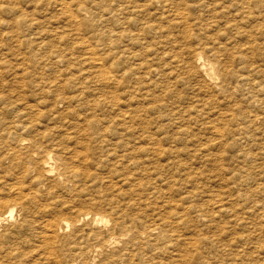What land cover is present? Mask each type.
<instances>
[{
	"label": "rangeland",
	"instance_id": "374dc122",
	"mask_svg": "<svg viewBox=\"0 0 264 264\" xmlns=\"http://www.w3.org/2000/svg\"><path fill=\"white\" fill-rule=\"evenodd\" d=\"M1 1L3 2V4L4 3H6V5L4 6L3 4L1 5ZM0 1V5H1V11H0V14H2V15H0V18H2V19H6L5 21L4 20H2V19H0V20H2V21H4V22H6L8 19V21L9 22H11V23H9L8 21V23L6 22V23H4V22H2V21H0V31H2V30H4V29H6V30H4V31H6V32H8L9 30H7L8 28L10 29V33H12V34H10V33H6V32H0V34L1 33H3V34H1L0 36V38L1 39H3V40H8L9 41V43H8V41L7 42H4L3 40L2 41H0V51H1V54L2 55H4V56H2L1 54H0V56L2 57V58H0V59H6L5 60V62H7L8 64L10 63V64H12V65H8V64H6V63H4L3 61H0V68L2 69V68H5V69H7L8 68V70H0V78H1V76H2V74H3V78H1V80H4V82H2L1 80H0V92L4 95H6L7 93H8V95H4V99H3V101H2V103H0V116L1 117H4L5 119H7L8 121H21V120H25V119H29V118H27V117H32V118H35L34 120H36L37 121V123H36V126L41 130L42 129V131H44L46 134H50V135H44L45 136V138H46V140H47V136H49V138H48V141H47V143L45 142L46 140H45V138H44V136L42 137L41 136V139H42V141L41 142H43L44 143V145H42V143H41V145L43 146V148H42V146H41V149L43 150V149H46L47 147V149H49V148H51V147H54L55 146V144H57V143H60V142H62V143H60L59 145L60 146H56L58 149L56 150V148H51V149H54L53 151L55 152L56 151V155L59 153V158L61 159V156H62V158H64V159H61L62 161L63 160H65V158H66V156H68V158H70V159H68V158H66L67 159V161H69V160H72L71 162L73 163V164H75V163H77L76 165H77V167H76V171L78 172V173H74L73 172V174H71V175H69L67 172H66V170H67V168H65V167H62V165H64L63 163L64 162H61V161H59V159H58V166H57V168H56V171L54 172V173H52V174H50L49 176H46V177H44V176H42V175H40V172H38L39 170V168L36 166L35 168H33L32 169V173L30 172V173H26V175H24L25 176V178H24V176H22L21 178L23 179V180H21V181H24L25 180V182L24 183H26L25 184V186H24V183L22 182L21 184L23 185V189L25 190V193L29 190V192H27V197H31L32 199L34 198V199H36V200H34V212L32 211V213H31V217L30 218H32L31 220H32V222H33V225H34V229H32V228H28V229H26V226L27 225H25V227H23V226H20L21 228H16V232H15V235L17 234L21 239H20V250L22 251V248H23V251L20 253V255L21 256H23V257H21V261L19 260V264H43L45 261L47 262H45L44 264H51V262L49 261V260H47V259H44V260H42L41 258H39L38 257V255H37V258H39V260L36 258V254H37V252H34V250L32 249V247L36 244H38L39 242H40V237H39V234H36V233H38V231L40 230L41 231V229L39 228L40 226H39V224H41L42 222L44 223V219H42L43 217L45 218V219H47V217H49V215H57V217L60 215V216H65V218L66 219H68V220H71L72 219V217L73 216H75V213H78V212H80V210L81 211H83V210H86V211H91V212H100V213H105V211H106V214L108 213V217H109V222L107 223V224H99V225H96V226H94V227H92L91 228V226H88L85 222H80L75 228H70L66 233H64V234H59V235H57L56 236V243H55V246L58 248V249H61L59 252H61V251H64V252H66L67 251V253L69 252L71 255H73V256H76L74 253L76 252V251H78V249L75 247V242H74V244H73V242H68V241H65V239L67 238L66 236L68 235H73L74 233H77L78 235H81L82 234V232H83V230H86L87 232H90L91 230L93 231V230H96L97 232H101V233H103L102 235H101V237H106V235L107 236H109L108 234H116L115 236H120L119 234L124 230L125 231V233H124V236H123V241H125L126 240V242H123V241H120L121 243L120 244H118V247L120 248V249H123V247H122V245H124L123 243H127V244H125L124 245V249L125 248H127V251H128V253H126L125 255H122V256H125L123 259L121 258V257H119L116 261H115V264H154V263H156V264H264V219L262 218V216L261 215H263L264 214V103H262V101L264 102V33H262V32H264V10H262V7L263 6H258V4H263L264 5V0H246L247 2H245L244 3V6H243V8H242V13L243 14H245L246 12H249V18L248 19H246V21L247 22H245V19H244V15L242 16V13L240 12V13H238V12H236V10H234L233 9V7L235 8V3H237V2H239L238 0H231V1H229V0H195L196 2H194V0H184V2L183 3H185L184 4V6H183V3H180V1L179 0H171V2H170V0H168V3L171 5V3H172V5H176V6H178L179 7V10L177 9V8H175L176 6H173V8L174 9H177V10H175V11H173L174 13L172 14L171 13V11H167L166 10V8L165 7H167V6H169V4L167 5V6H164V4L162 3V2H160L159 0L157 1V0H148V1H146V0H132V2H131V4H130V2H128L127 0H118V1H116V0H111V1H108V0H81V3H80V0H66V1H62V0H60L61 2H63V4L59 1V0H16V2L13 0H9V1H11V4H12V2L14 3V7H12L13 6V4L11 5V4H9L10 2L7 0H1ZM54 1V2H53ZM68 1V2H67ZM74 1H77V4H76V2H74ZM78 1H79V3H78ZM125 1V2H124ZM129 1H131V0H129ZM149 1H150V3H149ZM157 1V2H156ZM173 1V2H172ZM177 1V2H176ZM186 1H187V3H186ZM198 1V2H197ZM213 1V2H212ZM229 1V2H228ZM21 2H23V4H22V6H21ZM102 2V3H101ZM107 4H106V3ZM117 2V3H116ZM123 2V3H122ZM128 2V3H127ZM140 2H142V3H140ZM147 2V3H146ZM174 2H176V3H174ZM222 2H224L225 3V6H224V3H222ZM24 3H26V4H24ZM67 3V4H66ZM69 3V4H68ZM71 3V4H70ZM98 3V4H97ZM115 3V4H114ZM119 3V4H118ZM122 3V4H121ZM136 3H138V4H136ZM174 3V4H173ZM177 3H178V5H177ZM196 3V4H195ZM249 3V4H248ZM18 4H20V6L18 5ZM62 4V5H61ZM80 4V5H79ZM90 4H94V5H90ZM106 4V5H105ZM117 4V5H116ZM128 4V5H127ZM132 4H134V5H132ZM141 4V5H140ZM153 4H155V5H153ZM161 4L164 6V8L161 6ZM181 4V5H180ZM248 4V5H247ZM11 5V6H10ZM18 5V6H17ZM26 5V6H25ZM30 5V6H29ZM33 5V7H31ZM61 5V6H60ZM65 5H67V6H65ZM76 5V6H75ZM81 5H82V7H81ZM83 5H85V7H83ZM96 5H97V7H96ZM119 5V6H118ZM121 5V6H120ZM130 5V6H129ZM137 5V6H136ZM145 6V8H143L144 6ZM146 5L148 6V7H146ZM151 5V6H150ZM209 7H208V6ZM226 5L227 6H229V7H227L226 8ZM8 6H10V8H8ZM64 6H65V8H64ZM72 6V7H71ZM102 6V7H101ZM125 6H127V7H125ZM141 6H142V8H141ZM153 6H155V8L153 7ZM158 6V7H157ZM159 6H160V8H159ZM180 6H182V7H180ZM198 6H200V7H198ZM223 6V7H222ZM7 8V9H4V8ZM63 11L62 13H61V10L59 9V8ZM67 7V8H66ZM69 7V8H68ZM87 7H90V8H87ZM94 7V8H93ZM113 7V8H112ZM121 7V8H120ZM162 7V8H161ZM213 7V8H212ZM252 7V9H250ZM16 8H18V9H16ZM22 9V8H24L25 10H27V11H29V15L28 14H26V12L27 11H25L24 9H22V10H20V9ZM27 8V9H26ZM62 8H64V10L62 9ZM72 8H74V9H72ZM104 8V9H103ZM130 8V12L131 13H129V11L127 10V9H129ZM141 8V9H140ZM148 8H149V10H148ZM153 8V9H152ZM170 8V7H169ZM196 8V9H195ZM211 8H212V10H211ZM244 8H245V10H244ZM250 10H249V9ZM14 9H16L15 11H14ZM66 9V10H65ZM77 9V10H76ZM91 9H93V10H91ZM125 11H124V10ZM132 9V10H131ZM143 9H147V10H143ZM155 9H157V10H155ZM159 9H162V11L161 10H159ZM199 9V10H198ZM213 9L215 10L214 12H213ZM229 9H230V11H229ZM238 9H240V8H238ZM10 12H8V11ZM12 10V11H11ZM20 10V11H19ZM24 10V11H23ZM33 10H36V11H33ZM59 10V11H58ZM73 10L75 11V12H73ZM98 12V15H101V16H98V15H96L97 14V12ZM116 10V11H115ZM139 11V12H135V11ZM153 10H154V12H153ZM9 13L10 15H7V13ZM14 11V12H13ZM67 11H68V13H70L69 15H68V13H67ZM70 11H72V13L70 12ZM77 11V12H76ZM85 13H84V12ZM88 12V14H87V12ZM101 11V12H100ZM105 11V12H104ZM110 11V12H109ZM119 11V12H118ZM121 11V12H120ZM124 11V12H123ZM141 11L143 12V14L141 13ZM152 12V13H150V12ZM158 11H160V13H161V16H160V13L158 12ZM178 11H179V13H178ZM183 13H185V14H183ZM188 11H189V14H188ZM252 11V12H251ZM254 11V12H253ZM1 12H3V13H1ZM17 12V13H16ZM21 12L22 13H25L24 15L23 14H21ZM31 12V13H30ZM65 12V13H64ZM92 14H90V13ZM95 12H96V14H95ZM103 12V13H102ZM112 12V13H111ZM116 12H118V13H116ZM123 12V13H122ZM128 12V13H127ZM146 12H148L147 14H146ZM168 12H170V13H168ZM191 12V13H190ZM212 12V13H211ZM230 12H232V14L230 13ZM74 13V14H73ZM78 13V14H77ZM83 13V14H82ZM101 13V14H100ZM113 14V15H111V14ZM126 13V14H125ZM137 13V14H136ZM138 13L140 14H142V15H144L145 16V18H144V16H143V18L141 17V14H140V16L138 15ZM182 13V14H181ZM192 13H194V14H192ZM263 13V14H262ZM14 14V15H13ZM19 14H21V16H25L26 15V17H21L20 18V15ZM31 14H33V16L31 15ZM35 14V15H34ZM64 14V15H63ZM65 14H67V15H65ZM75 14H77L76 16H74ZM82 14V15H81ZM94 14V15H93ZM121 16H120V15ZM130 16H129V15ZM146 14V15H145ZM154 14H156L155 16H154ZM159 14V15H158ZM165 14V15H164ZM177 14V16H175ZM186 14H187V16H186ZM199 14V15H198ZM235 14V15H234ZM237 14H239V15H237ZM258 14V15H257ZM17 15H19L17 18L15 17V16H17ZM40 15H42V16H40ZM89 15V16H88ZM96 15V16H95ZM126 16V18H124L125 16ZM172 15V16H171ZM174 15V16H173ZM182 15V16H181ZM184 15V16H183ZM194 15V16H193ZM214 16V17H212V16ZM230 15H232V19H231V16ZM235 17H234V16ZM255 15V16H254ZM6 16V17H5ZM28 16H30V17H28ZM67 16V17H66ZM69 16V17H68ZM70 16H72V17H70ZM85 16V17H84ZM87 16H88V18H87ZM128 16V17H127ZM132 16V17H131ZM136 18H134V17ZM147 16V17H146ZM158 16H160V17H158ZM165 16L167 17L166 19H168V21L165 19ZM186 16V17H185ZM190 16V17H189ZM204 16L206 17V18H204ZM228 16V17H227ZM238 16V17H237ZM4 17V18H3ZM11 17V18H10ZM13 17V18H12ZM31 17H33L32 19H31ZM36 17H37V19H36ZM38 17H40V18H38ZM73 17H75V18H73ZM83 17V18H82ZM91 17H93V19L91 18ZM103 17V18H102ZM106 17H108L107 19H105ZM113 17V18H112ZM116 17V18H115ZM118 17V18H117ZM154 17V18H153ZM184 17V18H183ZM195 19H194V18ZM215 17H217V21H216V19H215ZM222 17V18H221ZM234 17V18H233ZM257 17V18H256ZM23 18V19H22ZM28 18H30V20L28 19ZM36 20H35V19ZM46 18V19H45ZM66 18V19H65ZM70 18V19H69ZM76 18H81L80 19V22H79V19L77 20ZM91 18V19H90ZM97 18H99V20H100V22H102V23H100L99 22V20H97ZM102 18V19H101ZM113 20H112V19ZM122 18H124V19H122ZM130 18H133V21H137V22H134L133 23V21H132V19H130ZM146 18H147V20H146ZM171 18V19H170ZM178 20H177V19ZM187 18V19H186ZM199 18V19H198ZM208 18V19H207ZM212 18V19H211ZM225 18H226V21H224L223 22V20H225ZM15 19V21H16V23L18 24V22H19V24H18V26H17V24L16 23H14L13 22V20ZM25 19V20H24ZM26 19H27V21H26ZM42 19H44V20H42ZM75 19V20H74ZM88 19V20H87ZM103 19H105L104 21H103ZM109 19V20H108ZM118 19H120V20H118ZM143 19H145V21L143 20ZM152 20V22H151V20ZM160 19V20H159ZM182 20V21H180V20ZM183 19H184V22H183ZM189 20V21H186V20ZM194 19V20H193ZM203 19H205V20H203ZM209 19H211V20H209ZM230 19V20H229ZM234 19V20H233ZM237 19V20H236ZM242 19V20H241ZM244 19V20H243ZM19 20H24L25 21V24H24V21H22V23H23V26H21L22 25V23H21V21H19ZM29 20V21H28ZM33 20H34V22H33ZM42 20V22L44 23V24H42V22H40ZM63 20H64V23H63ZM71 20V21H70ZM86 20V21H85ZM92 20V21H91ZM118 20V21H117ZM125 20V21H124ZM131 20V21H130ZM138 20L139 21H141V24H142V27L140 26L141 24H140V22L138 23ZM159 20V21H158ZM169 20H171V23H170V21ZM229 20V21H228ZM253 20V21H252ZM259 20H261V21H259ZM35 21H37L39 24H41L40 25V27H39V24H37ZM69 21L71 22V23H69ZM97 21L99 22V24L97 23ZM110 21V22H109ZM111 21H112V23H114V21H116V23H114V24H112L111 23ZM119 21H120V23H119ZM150 21V22H149ZM167 21V22H166ZM192 23H191V22ZM216 21V22H215ZM228 21V22H227ZM231 21V22H230ZM234 22V24H233V22ZM254 21H256V22H254ZM29 22V23H28ZM68 22V23H67ZM72 22L73 23H75V24H73L72 25ZM79 22V23H78ZM85 22H87V24H85ZM91 22V23H90ZM94 22H96V24L94 23ZM107 22H109V23H107ZM130 23V25H128V23ZM146 24H145V23ZM150 24V25H152L153 24V22H154V24L152 25V26H147V25H149L148 23ZM158 23V25H157V23ZM180 22L182 23V24H180ZM230 22V23H229ZM238 23V25L241 23V26H239L240 27V30L242 29L243 30V28H247V27H249L248 28V30L250 31H247L246 29H244V30H246L245 32H243V33H241V35H243V36H241V35H238L237 34V32H234V31H236V29H237V23ZM260 24H259V23ZM4 23V24H3ZM20 23H21V25H20ZM27 23V24H26ZM31 23V24H30ZM62 23V24H61ZM65 23H66V25H65ZM132 23V24H131ZM139 25H138V24ZM191 23V25H189V24ZM207 23V24H206ZM209 23V24H208ZM217 23V24H216ZM236 23V24H235ZM245 23L248 25H245ZM249 23V24H248ZM255 23H256V25L258 26H256L255 25ZM263 25H262V24ZM16 24V25H15ZM36 24V26H38V27H36V26H34ZM68 24V25H67ZM72 26H71V25ZM77 24V25H76ZM78 24H80V27H78L79 25ZM98 24V26H96ZM108 24V25H107ZM168 24V25H167ZM170 24V25H169ZM184 24V25H183ZM187 24V25H186ZM195 24V25H194ZM218 24H221V25H224V26H218ZM251 24V25H250ZM254 24V26H252ZM6 25V26H5ZM11 25V26H10ZM21 27H20V26ZM27 25V26H26ZM29 25V26H28ZM54 25H56L55 27H53ZM58 25H60V26H58ZM61 25H65L64 26V28H62L63 26H61ZM95 25V26H94ZM134 25V26H133ZM138 26V28H137V26ZM157 25V26H156ZM209 25V26H208ZM231 25V26H230ZM236 27H234V26ZM260 25V26H259ZM4 28H3V27ZM9 26V27H8ZM24 26L26 27V28H24ZM52 26V27H51ZM71 26V27H70ZM85 26V27H84ZM88 28H87V27ZM105 26V27H104ZM107 26V27H106ZM113 26V27H112ZM154 26L156 27L155 29H154ZM164 26H167V27H164ZM188 26V27H187ZM189 26H191V27H189ZM243 26V27H242ZM16 28L17 30H18V34H17V30H16V33H15V30H14V28ZM19 27V28H18ZM29 27H31V28H29ZM50 27V28H49ZM68 27H70V28H68ZM77 27V28H76ZM83 27V28H82ZM91 27V28H90ZM95 27V30L93 29ZM101 29H100V28ZM102 27H104L103 29H102ZM109 27V28H108ZM141 27V29H140V31L139 30H137V29H139ZM146 27H148V28H146ZM153 27V28H152ZM188 29H187V28ZM205 29H204V28ZM223 27H224V29H223ZM233 27H234V29H233ZM255 29H254V28ZM257 27V28H256ZM13 28V29H12ZM32 28H34V30L32 29ZM35 28H36V31H35ZM40 28V29H39ZM43 28V30H44V33H45V35L46 36H44V34L41 32V33H38L39 31H43V30H41ZM45 28V29H44ZM48 28V29H47ZM52 28V29H51ZM65 28H68V30L66 29L65 30ZM111 28H112V30H111ZM114 28H115V30H114ZM134 29V31H133V29ZM150 28V29H149ZM151 28H152V30H151ZM157 28H159V30L157 29ZM166 28V29H165ZM200 28V30H198ZM253 28V29H252ZM24 29V30H23ZM26 29V30H25ZM50 29V30H49ZM56 29V30H55ZM61 29V30H60ZM64 29V30H63ZM78 29V30H77ZM93 31H92V30ZM108 29V30H107ZM119 29H120V31H119ZM123 29V30H122ZM153 29H154V31H153ZM183 29H186L185 31H183ZM191 29H193V30H191ZM233 29V30H232ZM251 29V30H250ZM31 30V31H30ZM32 30H33V32H32ZM37 30H38V32H37ZM53 31V33L54 34H50L49 32H51L52 33V31ZM63 30V32H61ZM72 30V31H71ZM89 30V31H88ZM104 30H107L108 31V33H107V31H104ZM112 32H116V33H110L111 31ZM135 30H136V32H135ZM145 30V31H144ZM149 30V31H148ZM166 30V31H165ZM188 30V31H187ZM255 30H257V31H255ZM14 31V32H13ZM27 31H29V32H27ZM35 31V32H34ZM58 31V32H57ZM94 31H97L96 33L94 32ZM101 31H103V32H101ZM110 31V32H109ZM127 31V32H126ZM130 31V32H129ZM141 31H142V33H141ZM153 31V32H152ZM168 31H169V34H168ZM179 31L181 32V33H179ZM187 31V32H186ZM223 31H224V33H223ZM228 33H227V32ZM20 32H22V33H20ZM56 32V33H55ZM68 32V33H67ZM78 32H80V33H78ZM103 34H101V33ZM123 32V33H122ZM135 32V33H134ZM144 32V33H143ZM152 32V33H151ZM170 32H172V33H170ZM186 32V33H185ZM195 32V33H194ZM248 32L250 33V34H248ZM253 32V33H252ZM7 34V35H5V34ZM28 33V34H27ZM48 33V34H47ZM59 35H58V34ZM64 33V34H63ZM69 33L71 34V35H69ZM78 34L77 36H76V34ZM92 33H94L93 34V36H92ZM124 33H126V34H124ZM127 33H129V34H127ZM141 33V34H140ZM147 33V35H145ZM167 33V34H166ZM185 33V34H184ZM236 33V34H235ZM245 33V34H244ZM17 34V39H18V41H15V42H12L13 40H17V39H15L16 38V36L15 35ZM29 35V36H27V35ZM33 34V35H32ZM39 34V35H38ZM65 34H66V36H65ZM84 34H85V36H84ZM91 36H90V35ZM95 34H96V37H95ZM117 34V35H116ZM145 36H144V35ZM149 34V35H148ZM160 34V35H159ZM176 34V35H175ZM187 34V35H186ZM189 34H190V36H189ZM11 37H10V36ZM21 35H22V37H21ZM42 35V36H41ZM50 35H51V38H50ZM53 35V36H52ZM63 35V36H62ZM100 35H102V36H100ZM109 35V36H108ZM115 35V36H114ZM118 35H120V36H118ZM127 35H128V37H127ZM139 35V36H138ZM140 35H142V36H140ZM151 35V36H150ZM157 35V36H156ZM162 35H164V36H162ZM173 35V36H172ZM184 35V36H183ZM218 35V36H217ZM9 36V37H8ZM15 36V37H14ZM24 36V37H23ZM33 36V37H32ZM35 36V37H34ZM55 36H57V38L55 37ZM61 36V37H60ZM65 36V37H64ZM69 36H71V37H73V38H69ZM76 36V37H75ZM87 36V37H86ZM97 36H99V37H97ZM122 36V37H121ZM130 36L132 37L131 39H130ZM137 38H136V37ZM153 36V37H152ZM160 36V37H159ZM168 36H169V38L170 39H168ZM187 36V37H186ZM199 36V37H198ZM217 36V37H216ZM248 36V37H247ZM254 36V37H253ZM7 37H8V39H7ZM14 37V38H13ZM21 37V38H20ZM37 37H38V39H37ZM40 37V38H39ZM43 37H45V38H43ZM47 37H49V39H47ZM52 37H55L54 38V40H53V38ZM68 37V38H67ZM82 37V38H81ZM86 37V38H85ZM100 37H102V39L101 40H99L100 39ZM105 37H106V39L107 40H105ZM113 37V38H112ZM117 37H118V39H117ZM135 37V38H134ZM145 37H147V38H145ZM162 37V38H161ZM245 37V38H244ZM250 37V38H249ZM27 38V39H26ZM43 38V39H42ZM60 38V39H59ZM65 38V39H64ZM80 40V41H78V39ZM81 38V39H80ZM85 38V39H84ZM112 38V39H111ZM123 38V39H122ZM151 38H153V39H151ZM158 38V39H157ZM161 38V39H160ZM168 39V42L166 41L167 39ZM190 38V39H189ZM201 38V39H200ZM247 38V40H245ZM21 39V40H20ZM29 39V40H28ZM35 39V40H34ZM43 41H42V40ZM44 39H46V41L48 40L49 41V43L51 42H56V43H53V46H52V44H50L49 45V43H48V41H47V44H46V41L44 40ZM51 39V40H50ZM55 39H57V40H55ZM70 39H71V41H70ZM83 39V40H82ZM109 39H110V41H109ZM114 39H116L117 41L116 42H113V40ZM123 41H121V40ZM125 39V40H124ZM133 39V40H132ZM134 39H136V40H134ZM147 39V40H146ZM198 39V40H197ZM20 40V41H19ZM23 40V41H22ZM32 40V41H31ZM53 40V41H52ZM105 40V41H104ZM152 40V41H151ZM156 40V41H155ZM163 40V41H162ZM27 41H29V43H28V45L26 46V42ZM34 41H38V42H36L39 46H37V44L34 42ZM45 41V42H44ZM72 41H73V44H75V45H73L72 44ZM76 41V42H75ZM101 41H103V42H101ZM107 41V42H106ZM109 41V42H108ZM115 41V40H114ZM157 41H158V43L160 42H162L161 44H157ZM164 41L166 42L165 44H164ZM247 41V42H246ZM249 41V42H248ZM2 42H4V43H2ZM17 42V43H16ZM18 42H20V43H18ZM24 42V43H23ZM33 42V43H32ZM43 42V43H42ZM87 42H89L88 44H87ZM91 42H93L92 43V45H91ZM101 42V43H100ZM156 42V43H155ZM8 43V44H7ZM21 43H22V45H21ZM35 43V44H34ZM57 43H59V44H57ZM65 43V44H64ZM69 43V44H68ZM78 43V44H77ZM79 43H81V44H79ZM82 43H84L83 45H82ZM108 43V46H106V44ZM112 43V44H111ZM116 43H117V45H116ZM120 43V44H119ZM250 43V44H249ZM5 44H6V46L7 47H9L10 46V48H11V50H10V48H9V51L11 52L12 51V49L14 48V47H16V48H14L13 49V51H12V54L11 53H9V51H8V48L5 46ZM10 44V45H9ZM11 44H13V45H11ZM17 46H16V45ZM31 44H33L34 46H36V47H34L33 45H31ZM45 44H46V46L48 47H46L45 48ZM54 44H55V46H54ZM67 44V45H66ZM94 44V45H93ZM102 44H103V47H102ZM105 44V45H104ZM109 44H110V46H109ZM122 44H124V45H122ZM163 44V45H162ZM24 45V47H21V46H23ZM44 45V46H43ZM56 45L58 46V47H56ZM64 48L65 46H67L68 47V49L65 47L64 49L61 47V46ZM64 45V46H63ZM79 45V46H78ZM84 45H85V48H84ZM87 45V46H86ZM13 46V47H12ZM26 46V47H25ZM31 47V49L29 48V47ZM73 46V47H72ZM81 46V47H80ZM92 46V47H91ZM95 46V48H96V50H95V48H93ZM104 46H106V47H108L109 49H111V50H109L108 48V51H107V49L104 47ZM116 46V47H115ZM125 46V47H124ZM205 46H207V47H205ZM213 47V48H211V47ZM5 47V49H2V48H4ZM38 47H41V49L40 48H38ZM53 47H56V48H53ZM72 47V48H71ZM92 49H91V48ZM100 47H102L103 49H101ZM118 47V48H117ZM222 47H224V48H222ZM24 48V49H23ZM42 48H44V50H45V52L44 51H42ZM51 48H53V49H51ZM63 50H62V49ZM203 48V49H202ZM226 48V49H225ZM16 49H21L20 50V53L18 54L17 52L19 51H17ZM26 49H28L29 50V52H28V50H26ZM68 50V54L69 53H71L70 55H68L67 54V50ZM75 50V51H72V50ZM76 49H77V51H76ZM80 49V50H79ZM85 49V50H84ZM94 49V50H93ZM99 49H101V50H99ZM113 49H114V51H113ZM148 49V50H147ZM193 49H195V50H198V51H201V52H203V54L206 56V58H209L210 59V57L212 58L213 56H212V54L213 55H217L216 57V59H217V62L215 63L216 64V70H218L219 72H220V75L218 74V80H217V82L215 83V84H212V83H210L211 84V86H210V84H208L205 80H204V78H202L203 77V75L202 74H200L199 72H197L196 71V69H195V67H193L194 66V64H192L193 63V59L194 58H191V56H192V52H190L191 50H193ZM2 50H4L3 51V53H2ZM31 50V51H30ZM36 50H37V52H38V54L37 55H35L37 52H36ZM39 50V51H38ZM57 50V51H56ZM61 50V51H60ZM89 50H91V51H89ZM103 50V51H102ZM116 50V51H115ZM144 50H147V51H145V52H143ZM213 50V51H212ZM219 50V51H218ZM223 51V56H222V53H220L221 51ZM25 51H26V56L29 54L30 55V53H31V55H30V57H28L27 56V58L26 57H23L24 55H22V53L23 54H25ZM33 51V52H32ZM35 51V52H34ZM40 51H42V52H40ZM51 51H53V52H51ZM54 51H56V52H54ZM59 51L60 52H62L63 53V55H64V53H66L64 56L62 55V53H60L61 54V56H60V54H58L59 53ZM71 51V52H70ZM86 51V52H85ZM95 51V52H94ZM96 51H97V53H96ZM100 51V52H99ZM103 53H102V52ZM125 51V52H124ZM150 51V52H149ZM154 51V52H153ZM156 51H158V52H156ZM218 51V52H217ZM48 52V53H47ZM49 52H51V53H49ZM77 52V53H76ZM80 52H84V53H80ZM105 52H107V54L108 55H106L105 54ZM109 52H111L110 53V56H109ZM114 52V53H113ZM205 52H206V54H205ZM228 52V54L226 55V53ZM10 55H9V54ZM14 53V54H13ZM46 53H47V55H46ZM75 53H76V55H75ZM86 53H89V54H86ZM91 53V54H90ZM94 53V54H93ZM121 53V54H120ZM155 53V54H154ZM157 53H159L158 55H157ZM190 53H191V55H190ZM215 53V54H214ZM217 53V54H216ZM9 56H8V55ZM32 54L33 55H35V56H33V58L31 57L32 56ZM41 54H43L44 56H46L45 58L43 57V55H41ZM52 54H54V55H52ZM87 56H86V55ZM97 54V55H96ZM142 54V55H141ZM15 55L17 56V58L15 57ZM18 55H19V57H18ZM21 55V56H20ZM55 55H56V57L57 56H59V57H61V58H63L64 60H62L61 62L59 61V62H55V59L54 58H56L55 57ZM82 55V56H81ZM93 57H92V56ZM96 55V56H95ZM101 57H100V56ZM103 55V56H102ZM106 55V56H105ZM115 55H116V57H115ZM149 56V58H148V56ZM153 55V56H152ZM221 55V56H220ZM6 56V58H4ZM12 56H14V57H12ZM41 57L43 60H40V62H39V60H38V58L39 57ZM51 56V57H50ZM66 56H67V58H66ZM68 56H70V60L71 61H69L68 60ZM76 56V57H75ZM79 56H80V58H79ZM90 56V57H89ZM99 56V57H98ZM107 56L108 57H111V58H108L107 59ZM135 56V57H134ZM147 56V57H146ZM8 57H10L11 59H10V61L12 62H10L9 61V58ZM20 57H21V59H23V60H20ZM23 57V58H22ZM38 57V58H37ZM47 57H49V58H47ZM86 57V58H85ZM92 57V58H91ZM106 57V58H105ZM114 57V58H113ZM161 57V58H160ZM187 57V58H186ZM224 57V58H223ZM34 58H36V59H34ZM84 58L85 59H87V63L89 62V64L90 65H88V64H84L85 63V60H84ZM88 58H90L89 60H88ZM95 59V61H94V59ZM98 60H97V59ZM146 58V59H145ZM159 58H160V61H159ZM164 58V59H163ZM184 58V59H183ZM188 58H190V59H188ZM219 58V59H218ZM15 59V60H14ZM30 61H29V60ZM32 59V60H31ZM51 59V60H50ZM68 60V61H65V60ZM75 59H76V62H75ZM80 59H83V60H80ZM93 59V60H92ZM105 59L106 60H108V61H105ZM110 59V60H109ZM161 59H163V60H161ZM186 59H188V60H186ZM225 59H227V61L225 60ZM18 60H20V61H18ZM25 60V61H24ZM38 60V61H37ZM47 60H48V62H47ZM52 60H54V62L56 63V65H55V63L54 64H51V63H53V61ZM144 60L145 61V63H143L142 61ZM221 60L223 61V62H221ZM22 61H24V62H22ZM27 61V62H26ZM31 61H33V62H31ZM51 61V62H50ZM63 61H65V62H63ZM73 61V62H72ZM80 61V62H79ZM84 61V62H83ZM92 61V62H91ZM99 61V63H97ZM139 61H141V64H140V62ZM158 61V62H157ZM182 61V62H181ZM187 61H188V64H187ZM226 61V62H225ZM28 62H30V63H28ZM38 62V63H37ZM43 62H44V64L46 65V67H45V65L43 64ZM83 63V65H82V63ZM101 62H102V64H103V67H102V64H101ZM148 62H150V63H148ZM221 62V63H220ZM19 63V64H18ZM21 63V64H20ZM23 63H28L27 65H23ZM32 63V64H31ZM35 64V66H34V64ZM49 63V64H48ZM65 63V64H64ZM71 63H72V65L73 66H71ZM80 63V64H79ZM108 63V64H107ZM131 63V64H130ZM139 63V64H138ZM158 63V64H157ZM179 63V64H178ZM187 65H186V64ZM224 63V64H223ZM228 63V64H227ZM14 64L17 66V64L19 65L17 68H19V69H15V67L16 66H14ZM31 64V65H30ZM38 64H39V66H38ZM47 64H48V66H51L52 68H53V70L49 67L48 68V66H47ZM64 64V65H63ZM75 64H76V66H75ZM101 64V65H100ZM136 64V65H135ZM138 64V65H137ZM2 65L4 66V67H2ZM7 65V66H6ZM20 65H22V66H26L25 68H27L29 71H31L32 69V74H33V72H34V74L36 73V71L37 72H39L40 70V73L42 74V75H40L39 73H37V75H39V77L37 76V75H32L29 71V75H30V77H29V75L28 74H25V73H23V71L24 70H22L24 67H22V66H20ZM37 65V66H36ZM41 65H42V67H41ZM54 65H55V67H54ZM61 65V66H60ZM65 65L66 66H71V67H73V68H69V67H65ZM82 67H81V66ZM86 65V66H85ZM93 65H95V67L93 66ZM98 65H99V67H98ZM108 65V66H107ZM146 65V66H145ZM153 67H152V66ZM180 65V66H179ZM192 65V66H191ZM229 65V66H228ZM9 66H10V68H9ZM13 66V67H12ZM32 66V67H31ZM33 66H34V68H33ZM63 66H64V68L66 69H64L63 68ZM79 66V67H78ZM111 66V67H110ZM112 66L114 67L113 69H111L112 68ZM132 66H133V69H132ZM136 68H135V67ZM140 68H138V67ZM143 66V67H142ZM145 66V67H144ZM159 66V67H158ZM187 66H191V68H188ZM223 66H225V67H223ZM12 67V68H11ZM38 67V68H37ZM40 67V68H39ZM45 67V68H44ZM59 67V68H58ZM86 67V68H85ZM90 67V68H89ZM107 67V68H106ZM111 69V70H109V68ZM149 67V68H148ZM183 67V68H182ZM184 67H187L188 69H184ZM221 67H223V68H221ZM42 68V69H41ZM43 68L44 69H46L45 71L43 70ZM58 70H57V69ZM62 68V69H61ZM104 69V71H103V69ZM107 70H106V69ZM148 69V71H149V74H147L148 73V71H147V69ZM155 68V69H154ZM231 68V69H230ZM13 69V70H12ZM22 71H21V70ZM35 69H37V70H35ZM50 69H51V71H50ZM54 69H55V71H54ZM64 69V70H63ZM70 69V70H69ZM72 69V70H71ZM82 71H81V70ZM87 69V70H86ZM90 69H92V70H90ZM97 69V70H96ZM143 69H144V71H145V69H146V71H145V73H144V71H143ZM158 69H160V70H158ZM181 69V70H180ZM182 69H183V71H182ZM224 69H225V71H224ZM11 70V71H10ZM21 72H19V71ZM64 71V72H66L67 70L69 71H67L66 73H64V72H62V71ZM89 70V71H88ZM116 72H115V71ZM134 72H133V71ZM135 70H137V71H135ZM140 72H139V71ZM190 70V71H189ZM7 71H9L7 74H6V72ZM13 71H15V72H13ZM47 71H48V73H47ZM59 71H61L62 73H64V74H62L61 72H59ZM84 71V72H83ZM96 71V72H95ZM101 71V72H100ZM106 71V72H105ZM109 71H110V73H109ZM112 71V72H111ZM158 71V72H157ZM160 71H163V72H160ZM185 71V73H182V72H184ZM187 71H188V73H187ZM193 71H195L196 72V74H195V72H193ZM12 72V73H11ZM43 72H45L44 74H43ZM51 72H54V73H51ZM59 72V73H58ZM73 73L74 75H75V77H76V75L77 74H79V73H84V74H79V75H77L79 78H76L75 80H77V79H79V81H78V83L77 84H81V85H84V86H78L77 84H76V86H68V87H70L69 89H67L66 88V91L67 92H71L72 91V87H76V88H74L73 89V92L74 93H78V92H80V90H83L84 88V90H86V91H82L84 94H81V96H80V94H78L79 96V98L77 97L76 98V103L74 104L73 103V105H79L78 107H80L81 106V103L83 102V101H85V99H87V97L88 98H90V97H93L94 96V99L95 98H97V100H102V102L100 101V103H101V106L99 107V109H96L95 111H94V113L95 112H98V114H97V116H100V119H102L101 121L102 122H100L99 123V128H102V129H99L98 130V132H97V129L98 128H96V126H97V124H96V126H95V128H90V131L89 130H87L88 131V135H90L89 136V138H87L88 137V135H87V137H86V139H85V141H86V145L88 146H86L85 145V143L84 144H81L82 145V147H80L81 145H79L78 143H76V141L74 142L73 141V138H75L74 140H76L77 138L76 137H73L72 139L70 138V137H68L67 136V134H71L72 136H77V135H75V133L73 132L72 133V130L71 129H68L67 127H64L65 125H60V122H59V120L58 119H54L53 117H54V113H55V111H57V112H63L62 111V109H63V107L65 106V104L64 103H60L59 101H56L55 102V98L56 97H54V99H52L53 100V102H51L52 100H51V98H53L52 96H55V93H57V91H55L54 90V92H52L51 90L54 88L55 89V86H54V84H52L51 83V79H53L54 78V76H56V75H61V76H56V78L58 77V79H54V81H55V83H56V81L57 80H62L63 81V79H65V77H66V74H67V77H68V75H69V73ZM79 72V73H78ZM88 74H87V73ZM97 72H98V74L100 73L101 75H102V73H103V75H105V76H103V77H101V75H100V77L101 78H99L98 76V74H97ZM126 74H125V73ZM128 72H131V73H128ZM135 72H136V74L137 75H139V78H136V74H135ZM166 72V73H165ZM169 72V73H168ZM194 74H193V73ZM222 72V73H221ZM252 72H253V74H252ZM2 73V74H1ZM15 73V74H14ZM21 75H23V76H21ZM58 73V74H57ZM92 73H93V75H92ZM105 73V74H104ZM116 73H117V75H116ZM119 73V74H118ZM139 73H141V74H139ZM158 73H160L159 75H158ZM187 73V74H186ZM223 73H225V74H223ZM8 74H10V75H8ZM14 74V75H13ZM16 74H18V75H16ZM54 76H53V75ZM86 74V75H85ZM92 76H91V75ZM96 74V75H95ZM112 74V75H111ZM115 74V75H114ZM128 74V75H127ZM142 74H144V75H142ZM161 74H165V76L164 75H161ZM166 74H168V75H166ZM185 74V75H184ZM193 74V75H192ZM223 74V75H222ZM6 75V76H5ZM14 76L13 78L15 79V78H17V79H15L16 80V82L14 81V79L11 77V76ZM15 75L17 76V77H15ZM19 75L21 76V77H19ZM28 75V76H27ZM48 75H49V77H50V80H49V77H48ZM51 75H52V77H51ZM87 75H90V76H87ZM108 75V76H107ZM111 75V76H110ZM130 75V76H129ZM131 75H133V77L131 76ZM140 75L143 77L144 76V78H140ZM147 75V76H146ZM156 75H158V76H156ZM171 75V76H170ZM183 76V77H181V76ZM188 75V76H187ZM196 77H195V76ZM202 75V76H201ZM222 75V76H221ZM225 75V76H224ZM230 75V76H229ZM249 75V76H248ZM9 76V77H8ZM26 76V77H25ZM33 76V77H32ZM41 76H42V78H41ZM48 78H47V77ZM86 76V77H85ZM96 76V77H95ZM112 76H116V77H112ZM119 76H121V77H119ZM123 76H125V77H123ZM149 76H150V78H149ZM162 76V77H161ZM164 76V77H163ZM168 76V77H167ZM184 76H186L187 77V79H186V77L184 78ZM192 76V77H191ZM193 76H194V79H193ZM220 76H221V79H220ZM244 76V77H243ZM257 76V77H256ZM259 76V77H258ZM5 77H6V79L8 78V80H6L5 79ZM11 77V78H10ZM25 78V79H27V80H24L23 78ZM63 77V78H62ZM82 77H84V78H82ZM88 77H91V78H88ZM96 78V80H95V78ZM158 77V78H157ZM177 77V78H176ZM179 77V78H178ZM191 77V78H190ZM222 77H224V78H222ZM242 77V78H241ZM250 77H252V78H250ZM10 78V79H9ZM30 78H31V80H30ZM39 78V79H38ZM47 80H46V79ZM88 78V79H87ZM98 78V79H97ZM103 78H104V80L105 81H102L103 80ZM119 78V79H118ZM124 80L123 82L125 83H123L122 82V79ZM128 78V79H127ZM135 78V79H134ZM156 78H157V80H156ZM171 79V81H173V82H171L170 80H165V79ZM173 78H175L176 80H174ZM190 78V79H189ZM197 78V79H196ZM198 78H200V79H198ZM229 78V79H228ZM235 78V79H234ZM248 78V80L246 81V79ZM250 78V79H249ZM256 78V79H255ZM12 79H13V81H12ZM20 79L23 81L22 83L24 84V82H25V84L23 85L22 83H21V85L20 84H17V83H20L21 81H20ZM42 79V80H41ZM87 79V80H86ZM111 81H109V80ZM118 79V80H117ZM127 79V80H126ZM129 79H134V80H129ZM143 79V80H142ZM150 79H151V82H150ZM153 79V80H152ZM158 79H160L161 80V82H160V80H158ZM177 79H179L178 81H177ZM224 79V80H223ZM234 79V80H233ZM252 79V80H251ZM258 79V80H257ZM17 80H19V81H17ZM31 81V82H29V81ZM37 80V81H36ZM40 80H41V82H40ZM44 80H45V83L44 84H40V85H42V87L40 86L39 87V83H42V82H44ZM89 80H94V81H92V84H91V81H89ZM97 80H99V82H97ZM115 80V81H114ZM142 80V81H141ZM147 80V81H146ZM154 80L156 81V83H154ZM183 82H182V81ZM185 80H186V82L187 83H184L185 82ZM188 80V81H187ZM198 80V81H197ZM202 80H204V81H202ZM222 80V81H221ZM232 81V83H234V84H232L231 83V81ZM242 80V81H241ZM244 80V81H243ZM255 80L257 81V84H256V82H255ZM9 81L11 82H14L13 83V86H14V84L16 83V85L14 86V89L12 90L11 89V91H13L15 94H13L9 89L10 88H8V87H11V86H8V85H10L11 83H9ZM26 81H28L27 82V85H28V87H27V85H26ZM39 81V82H38ZM47 81V82H46ZM48 81H49V83H50V85L48 86V85H46V84H49L48 83ZM86 81V82H85ZM101 81L102 82H104L105 84H108V85H105L104 83H102L101 84ZM117 81V82H116ZM127 81V82H126ZM136 83H135V82ZM143 82L142 84H141V82ZM153 81V82H152ZM170 81V82H169ZM181 81V82H180ZM192 81V82H191ZM194 81V82H193ZM235 81V82H234ZM254 81V83H252ZM34 82V83H33ZM79 82H81V83H79ZM90 82V83H89ZM95 82V83H94ZM119 82V83H118ZM120 82H121V84L123 83V85H121L120 84ZM158 82V83H157ZM169 83V84H163V83ZM176 82V83H175ZM201 82V83H200ZM219 82V83H218ZM242 84H241V83ZM262 82V83H261ZM4 83H6V84H4ZM38 83V84H37ZM84 83V84H83ZM94 83V84H93ZM130 83H132V84H130ZM140 83V84H139ZM146 83V87H145V84ZM153 83V84H152ZM161 83V84H160ZM171 83V84H170ZM196 83V84H195ZM205 83V84H204ZM207 83V84H206ZM224 83H226V84H224ZM228 83V84H227ZM240 83V84H239ZM244 83V84H243ZM246 83V84H245ZM250 83V84H249ZM36 84V85H35ZM87 84V85H86ZM89 84H91V85H89ZM96 84V85H95ZM100 84V85H99ZM103 84H104V86H103ZM115 84V85H114ZM118 84V85H117ZM120 84V85H119ZM127 84V85H126ZM129 84H130V86H129ZM136 84V85H135ZM151 84V85H150ZM157 84V85H156ZM179 84V85H178ZM184 84V85H183ZM186 84H187V88L185 87L186 86ZM192 84V85H191ZM194 84V85H193ZM223 84V85H222ZM254 84H255V86H254ZM12 85V84H11ZM17 85L19 86H25V87H22V89L23 90H20L21 89V87L19 86V87H17ZM31 85V86H30ZM44 85H45V87H44ZM91 87H89V86ZM92 85H95L96 87H97V85L98 86H100L99 88L97 87V89H95L96 87L95 86H93V88H92ZM117 85V86H116ZM139 87H138V86ZM140 85H142V87L140 86ZM144 85V86H143ZM147 85H148V87H147ZM160 85V86H159ZM173 85V86H172ZM175 85H177V87H175ZM201 86L200 87V89H199V87H197V86ZM203 85H204V88H202L203 87ZM217 85V86H216ZM222 85V86H221ZM224 85H225V87H224ZM228 85V86H227ZM230 85V86H229ZM245 85H246V87H245ZM249 85V86H248ZM260 85V86H259ZM35 86V87H34ZM51 86H53V87H51ZM81 87L80 89L78 88V87ZM106 86V87H105ZM134 86H136V88L135 89H137V90H133L134 89ZM153 86V87H152ZM154 86H156L157 88H155ZM163 86V87H162ZM165 86H167V88H164ZM181 86V87H180ZM182 86H184V87H182ZM214 86V87H213ZM220 86V87H219ZM241 86V87H240ZM262 86V87H261ZM30 87V88H29ZM31 87H32V89H31ZM43 87H44V89H45V92H44V90L42 91L41 90V92H40V90H39V88H42L43 89ZM84 87V88H83ZM104 87V88H103ZM116 87H118V88H116ZM122 87L124 88V89H122ZM128 87H130V92L128 91ZM138 87V88H137ZM144 87V88H143ZM163 89H162V88ZM172 87V88H171ZM205 87H208V88H205ZM239 87V88H238ZM245 87V88H244ZM250 87V88H249ZM255 87V88H254ZM4 88V89H3ZM8 88V89H7ZM12 88V87H11ZM15 88L17 89V88H19V90L17 91H15ZM30 90V92H29V90ZM33 88H36V90L35 89H33ZM47 88V89H46ZM49 88H51V89H49ZM89 88V89H88ZM127 88V89H126ZM143 88V90L141 91V89ZM150 89V90H148V89ZM152 88V89H151ZM154 88V89H153ZM178 88V89H177ZM210 88H212V89H210ZM217 88V89H216ZM224 90H222V89ZM231 88V89H230ZM259 88V89H258ZM6 89V90H5ZM26 89V90H25ZM38 89V90H37ZM75 89H76V91H75ZM77 89H79V90H77ZM91 89V90H90ZM105 89V90H104ZM126 89V90H125ZM140 89V90H139ZM145 89H147V90H145ZM156 89V90H155ZM161 89V90H160ZM176 89V90H175ZM181 89V90H180ZM184 89V90H183ZM192 89V90H191ZM195 89V90H194ZM209 89H210V91H209ZM236 89V90H235ZM241 89V90H240ZM28 90V91H27ZM48 90L51 92H49V95H51V96H49L48 95ZM93 90V91H92ZM99 90V91H98ZM107 90H108V92H107ZM112 90V91H111ZM115 90V92L113 93V91ZM153 90V92L151 93V91ZM158 90H160V91H162V92H160V91H158ZM169 90H171V91H173V93L172 92H170ZM188 90H189V92H188ZM190 90H191V92H190ZM205 90V92H206V90L207 91H209V92H207V93H205V92H203ZM221 92H220V91ZM8 91H10L11 93L9 94V92ZM20 91V92H19ZM22 91H25V93H23ZM32 91V92H31ZM34 91H36V92H34ZM91 91V92H90ZM95 91H97V92H95ZM109 91H111V93L109 92ZM116 91H118L120 94H118V92H116ZM125 91H128V94H127V92H125ZM131 91H133V92H131ZM134 91H136V92H134ZM137 91H140V92H137ZM143 91H145V92H143ZM147 91H149L150 92V94H149V92H147ZM168 92V93H166V92ZM176 91H178V92H176ZM193 91H195V92H193ZM200 91H202V92H200ZM215 92V93H213V95H212V92ZM225 91H226V94H225ZM242 91V92H241ZM255 91H257V92H255ZM263 91V92H262ZM6 92V93H5ZM17 92H19V93H17ZM33 92L35 93V96L33 95L32 96V94H33ZM103 92H106V94L105 93H103ZM125 92V93H124ZM165 92V93H164ZM174 92H176V93H174ZM179 92H180V94H179ZM186 92H188V93H186ZM230 92V93H229ZM244 92V93H243ZM262 94H261V93ZM17 93V94H16ZM27 93V96H25V94ZM28 93H30V94H28ZM41 93V94H40ZM53 93V94H52ZM88 93L89 94H92V95H90V96H87L88 95ZM95 93V94H94ZM100 93H102L103 94V96H102V94H100ZM108 93V94H107ZM110 93V94H109ZM116 93V94H115ZM149 96H145L146 94ZM160 93H162V95L160 94ZM170 93H172L173 95H171ZM187 94V95H185L184 96V94ZM194 93V94H193ZM216 93H218V95L216 94ZM222 93H224V94H222ZM240 95V97H239V95ZM242 93V94H241ZM260 93V94H259ZM11 94L12 95H14V96H11ZM19 94V95H18ZM22 94V96L24 97V100H23V97L21 98V95ZM45 94V95H44ZM68 94V93H67ZM71 94H73V93H71ZM118 94V95H117ZM136 94H138V95H140V96H138V95H136L137 96V98L135 99V95ZM145 94V95H144ZM156 94V95H155ZM167 94V95H166ZM175 94V95H174ZM191 94V95H190ZM201 94V95H200ZM251 94H252V97H251ZM256 94V95H255ZM258 94V95H257ZM30 97H29V96ZM41 95V96H40ZM83 95V96H82ZM98 95V96H97ZM106 95H108V96H106ZM121 95H124L123 97H120ZM126 95V96H125ZM133 95V96H132ZM145 96V97H143V96ZM151 95V96H150ZM154 96V98H153V96ZM159 95H161L162 97H160ZM169 95V96H168ZM193 95V96H192ZM196 95V96H195ZM203 95V96H202ZM210 95H212V96H210ZM222 95V96H221ZM226 95H229V96H231L232 95V98L231 97H224V96H226ZM236 96V97H233V96ZM19 97V99H17L18 97ZM47 96V97H46ZM85 96H87V97H85ZM96 96V97H95ZM103 97V98H101V97ZM110 96V97H109ZM114 96V97H113ZM115 96H116V98H115ZM128 96H129V100L131 101V103H130V101H128L127 100V98H128ZM157 96V97H156ZM168 96V97H167ZM179 96V98L178 99H176L177 97ZM189 96V97H188ZM199 96H200V98H199ZM201 96H202V99H201ZM208 96H210L209 98H211V99H213V102H212V100H211V102H212V104H211V102H210V100L207 98ZM214 96V97H213ZM10 97V98H9ZM13 97V98H12ZM17 97V98H16ZM32 97H34L33 99H29V98H32ZM37 97H39L41 100V102H39L38 100H36V98ZM44 97H45V99H44ZM49 97V98H48ZM84 97V100H82V98ZM99 97V98H98ZM125 97V98H124ZM132 97H134V98H132ZM156 97V98H155ZM158 97H160V98H158ZM176 97V98H175ZM193 97V98H192ZM195 97V98H194ZM207 98V100L205 99V98ZM244 97V98H243ZM249 97H251V98H249ZM256 97V98H255ZM261 99H260V98ZM39 98H37V99H39ZM47 98V99H46ZM106 98V99H105ZM131 98H132V100H131ZM141 98H143V99H141ZM146 100H145V99ZM151 98V99H150ZM162 98V99H161ZM174 98V99H173ZM187 98V99H186ZM216 100H215V99ZM219 98V99H218ZM229 98V99H228ZM235 98V99H234ZM246 98V99H245ZM21 99V100H20ZM43 99H44V101H43ZM49 99V100H48ZM81 100V101H79V100ZM104 99V100H103ZM108 99V100H107ZM124 99V100H123ZM126 99V100H125ZM150 99V100H149ZM162 100V102H161V100ZM173 100V102H175V103H172V100ZM175 99H176V101H175ZM182 99H183V101H182ZM186 99V100H185ZM204 99V101H202ZM221 99V100H220ZM8 100H9V102H8ZM13 100V101H12ZM14 100H15V102H14ZM20 102H19V101ZM33 100H34V102H33ZM35 100H36V103H38L39 105L42 103V105H41V107H39V105L38 104H36L37 106H38V108H37V106L35 105ZM45 100L47 101V102H45ZM51 100V101H50ZM118 100H120V102H118V103H114V102H116V101H118ZM134 100H136V101H134ZM137 100H138V102H137ZM145 100V101H144ZM156 102L155 104H154V102ZM164 100V101H163ZM178 100V101H177ZM187 100H188V102H189V104H188V102H187ZM197 100V101H196ZM205 100H206V102H205ZM220 100V101H219ZM225 101V102H223V101ZM245 100H248V101H245ZM7 101V102H6ZM23 101V102H22ZM38 101V102H37ZM48 101H50V104H48L49 102ZM78 101V102H77ZM108 101V102H107ZM113 101V102H112ZM123 101V102H122ZM134 101V102H133ZM143 101V102H142ZM179 101H180V103H179ZM193 103H192V102ZM201 101V102H200ZM217 101V102H216ZM253 101H254V103H253ZM260 101H261V103H260ZM17 102V103H16ZM44 102V103H43ZM79 102H81V103H79ZM105 102V103H104ZM112 102V103H111ZM137 104H136V103ZM139 102H140V104L141 105H139L138 106V104H139ZM142 102V103H141ZM148 102V103H147ZM149 102L151 103V105H147V104H149ZM157 102H159V103H157ZM177 102H178V104H177ZM183 102V103H182ZM196 102V103H195ZM203 102V103H202ZM204 102H205V104H204ZM209 102V103H208ZM222 102H223V106H222ZM229 103V104H227V103ZM3 103H4V105H3ZM18 103H20V106H18L19 104ZM26 103V104H25ZM54 103V104H53ZM56 103V104H55ZM107 103L110 105V103H111V105L109 106V105H107ZM123 103H124V105H123ZM134 103V104H133ZM145 103H147V104H145ZM153 103V104H152ZM161 103V104H160ZM214 103H215V105H214ZM216 103H218V104H216ZM23 104L25 105V107L23 108ZM48 105V107H49V105H50V107L48 108L47 107V105H46V108L44 107V105ZM103 104H105V105H103ZM127 104V105H126ZM142 104L144 105H147V107H149V108H145L144 106H142ZM168 104V105H167ZM184 104V105H183ZM186 104L188 105L187 107H186ZM192 104H193V106H195V104H196V108L198 109V111H197V109L195 108V107H193L192 106ZM197 104H198V106L199 107H197ZM219 104L221 105V107L219 106ZM236 104H239V105H236ZM263 104V105H262ZM26 105H27V107H26ZM34 105H35V109H33L34 108ZM64 105V106H63ZM120 105V106H119ZM123 105V106H122ZM127 107H126V106ZM133 105H136L135 107H133ZM158 105H162L161 107L159 106L158 107ZM164 105H167V107L165 106L164 107ZM176 105V106H175ZM178 105H180L179 106V108H178ZM182 105V106H181ZM205 105V106H204ZM208 105V106H207ZM211 105V106H210ZM214 105V106H213ZM217 105V106H216ZM251 105V106H250ZM258 105V106H257ZM56 108H55V107ZM104 106V107H103ZM119 106V107H118ZM238 106H240V107H238ZM256 106V107H255ZM7 107H9V108H7ZM18 107V108H17ZM45 108L44 110L43 109H41V108ZM52 107V108H51ZM54 107V108H53ZM57 107H59V108H57ZM77 107V106H76ZM102 107V108H101ZM110 107H111V109H110ZM124 107H126V110L124 109ZM140 107V108H139ZM142 107V108H141ZM153 107H155V109L153 108ZM171 108V110H169V108ZM182 107V108H181ZM188 109H186V108ZM190 107V108H189ZM192 107V108H191ZM208 107V108H207ZM214 109V108H216L217 109V107L219 108V109H217V111H216V109H214V111L212 112V108ZM243 107V108H242ZM250 107V108H249ZM253 107H255V108H253ZM3 108H4V110H3ZM6 108V109H5ZM30 108H31V111H33L34 110V112H31L30 111ZM36 108L38 109V110H36ZM113 108V109H112ZM128 108V109H127ZM153 108V109H152ZM162 109V111L161 110H159L158 111V109ZM164 108H166L165 110H164ZM180 109V111L178 110V109ZM204 108V109H203ZM241 108V109H240ZM25 110L24 111V113H23V110ZM27 109H29L28 110V112L26 111ZM52 110V112L50 113V110ZM54 109V110H53ZM56 109V110H55ZM60 110V111H58V110ZM83 109V108H82ZM81 109V110H82ZM104 109H105V111H104ZM109 109V110H108ZM119 109V110H118ZM121 109V110H120ZM149 110V112H148V110ZM169 111H168V110ZM173 109V110H172ZM177 109V110H176ZM183 109H185V110H183ZM190 109V110H189ZM202 110V112H200V113H198L199 111H201ZM221 109V110H220ZM226 109V110H225ZM6 110V111H5ZM19 110V111H18ZM41 110V111H40ZM43 110V111H42ZM46 110L47 111H49V116H47L48 115V113L47 114H44V113H46ZM85 112L87 111V109H83ZM113 110H115V111H118L117 113L115 112V111H113ZM123 110V111H122ZM130 110V111H129ZM147 110V111H146ZM154 110V111H153ZM167 110V111H166ZM174 110H175V112L176 113H174ZM193 110V111H192ZM203 110H205V113H204V111ZM211 110V111H210ZM223 110V112H221ZM241 110V111H240ZM245 112H244V111ZM257 111L256 113H255V111ZM36 111V112H35ZM38 111V112H37ZM66 111V110H65ZM84 111H82V112H84ZM101 111V113L99 114V112ZM106 111H109V113L108 112H106ZM125 111V112H124ZM133 111V112H132ZM140 111V112H139ZM142 111V112H141ZM163 111H164V114H165V117H163L164 116V114H163ZM171 111V112H170ZM262 111V112H261ZM31 112V113H30ZM39 112H40V116H42V118L39 116ZM44 112V113H43ZM54 112V113H53ZM103 112H104V114H103ZM124 112V113H123ZM137 112H138V114H137ZM151 112V113H150ZM161 112V113H160ZM170 114H169V113ZM179 112H180V114H179ZM198 113V115H200V116H196V114ZM207 112L209 113V114H207ZM227 112V113H226ZM254 113V115H253V113ZM11 113H14V114H11ZM27 113V114H26ZM38 113V114H37ZM44 114V116H43V114ZM53 113V114H52ZM115 113V114H114ZM127 113V115H129L130 113L131 114H133V113H135V116L136 115H138V116H136V119H137V121H136V123L135 124H137V125H139V126H137L136 128H135V131H131V130H128V131H125V126H127V125H129L130 124V121L129 122H127V120L128 119H126V120H124V121H121L122 120V114H126ZM182 113H184L185 114V116H184V114H182ZM193 113V114H192ZM218 113V114H217ZM220 113H221V116H220ZM222 113H225V114H227L226 116H225V114H223V116H222ZM251 113V114H250ZM261 113V114H260ZM25 114V115H24ZM52 114V115H51ZM109 114H110V117H108L109 116ZM118 114V115H117ZM144 114V115H143ZM150 114V115H149ZM181 114H182V116H181ZM190 114H192V115H190ZM195 114V115H194ZM256 114V115H255ZM11 115H12V117H11ZM20 115V116H19ZM26 117H24V116ZM29 115V116H28ZM31 115V116H30ZM62 115H64L65 116V118L66 119H68L69 117L67 116V115H65V114H62ZM104 115V116H103ZM106 115H108V116H106ZM163 115V116H162ZM169 115L171 116L170 118H169ZM188 115V116H187ZM202 115V116H201ZM204 115V116H203ZM210 115V116H209ZM216 115H217V117H216ZM243 115V116H242ZM8 116V117H7ZM23 116V117H22ZM38 116H39V118H38ZM47 116V117H46ZM103 116V117H102ZM116 116V117H115ZM118 116V117H117ZM120 116V117H119ZM144 116V117H143ZM156 116V117H155ZM160 116H161V118H160ZM168 116V117H167ZM173 116H174V118H176V120L173 118ZM187 116V117H186ZM195 116V119L197 118V120H194V119H192L193 117ZM205 116H207V117H205ZM209 116V117H208ZM214 116V117H213ZM226 117V119L227 120H225L224 118ZM240 116H242V117H240ZM246 116V117H245ZM262 116V117H261ZM18 117V118H17ZM20 117H21V119H20ZM46 119H44V118ZM51 117V118H50ZM113 117V118H112ZM122 117V118H121ZM129 117H130V115H129ZM178 117V118H177ZM180 117H182V119L180 118ZM186 117V118H185ZM213 117V118H212ZM250 117V118H249ZM251 117H253V121H251ZM16 118V119H15ZM40 118L42 119V120H40ZM49 118V119H48ZM107 120H106V119ZM114 118H115V120H114ZM118 118H119V120H118ZM144 118V120H142ZM146 118V119H145ZM164 120H163V119ZM165 118H167L166 120H165ZM180 118V119H179ZM184 118V119H183ZM189 120H188V119ZM208 118H209V120H208ZM219 118H221V119H218ZM230 118V119H229ZM248 118V119H247ZM54 119V120H53ZM66 119H63V120H66ZM108 119H110V120H108ZM149 119H151L150 121H149ZM216 119H217V122H216ZM239 119V120H238ZM246 119V120H245ZM43 120H45V121H43ZM53 120V121H52ZM57 120V121H56ZM106 120V121H105ZM112 120H114V121H112ZM117 120V121H116ZM162 120V121H161ZM171 120V121H170ZM175 120V121H174ZM179 120V121H178ZM221 120H222V122H221ZM224 120V121H223ZM245 120V121H244ZM248 120H250V121H248ZM42 121V122H41ZM48 122V125H47V122ZM50 121V122H49ZM54 121H55V124H54ZM105 121V122H104ZM140 121V122H139ZM160 121V122H159ZM164 121V122H163ZM215 121V122H214ZM241 121V122H240ZM255 121V122H254ZM46 122V123H45ZM115 122V123H114ZM122 122V123H121ZM143 122H145V123H143ZM149 122H151V123H149ZM155 122V123H154ZM170 122V123H169ZM173 122H175V123H173ZM180 122V123H179ZM181 122H182V124H181ZM204 122V123H203ZM220 122H221V124H220ZM251 122V123H250ZM263 122V123H262ZM51 123V124H50ZM56 123H58V125L56 124ZM106 125H105V124ZM111 123V124H110ZM121 123V124H120ZM126 123H127V125H126ZM143 123V124H142ZM153 123V124H152ZM164 124V126H162L163 124ZM179 123V124H178ZM206 123V124H205ZM212 123V124H211ZM215 123V124H214ZM253 123V124H252ZM53 124V125H52ZM62 124V123H61ZM103 124V125H102ZM115 124V125H114ZM123 124L125 125V126H123ZM140 124L142 125V126H140ZM146 124H148V125H146ZM157 124H159V125H157ZM160 124H161V126H160ZM165 124H167V125H165ZM171 124H172V126H171ZM205 124V125H204ZM223 124V126H221ZM227 124V125H226ZM240 126H239V125ZM248 124V125H247ZM251 124V125H250ZM255 124V125H254ZM39 125V126H38ZM48 126L47 127V130H46V127H43V126ZM51 127H50V126ZM109 125V126H108ZM143 125H145V126H148L147 128H145V126H143ZM152 125H153V127H152ZM169 125V126H168ZM177 125V126H176ZM187 125V126H186ZM208 125V126H207ZM216 125H218V126H216ZM246 125V126H245ZM254 125V126H253ZM58 126H60V128L62 129H60ZM106 126V127H105ZM117 126V127H116ZM119 126V127H118ZM156 126H158V127H156ZM182 128H181V127ZM189 126V127H188ZM210 126V127H209ZM214 126V127H213ZM244 131L245 130V132H242L241 133V129L239 128V127ZM248 126V127H247ZM66 129H64V128ZM105 129H104V128ZM108 127H109V129H108ZM110 127H112V128H110ZM142 127L143 128H145V129H143L142 130ZM156 127V128H155ZM159 127H161L160 129H159ZM165 127V128H164ZM168 127V128H167ZM176 128V131H174L175 130V128ZM184 127H186V129L184 128ZM218 127V128H217ZM220 127V128H219ZM238 127V128H237ZM254 127V128H253ZM43 128H45V129H43ZM55 128V129H54ZM58 128V129H57ZM118 128H120V130L118 129ZM150 128V129H149ZM163 128V129H162ZM182 129V131H181V129ZM209 128V129H208ZM211 128V129H210ZM54 129V130H53ZM156 129V130H155ZM179 129V130H178ZM185 129V130H184ZM216 130V132H215V130ZM218 129H220V130H218ZM250 129H252V130H250ZM260 129V130H259ZM50 130V131H49ZM64 130V131H63ZM68 130V131H67ZM71 130V131H70ZM93 130H95L96 131V133H98V135L95 133V131H93ZM102 130L104 131V132H102ZM108 130V131H107ZM111 130V131H110ZM152 130H154V132L152 131ZM157 130H158V132H157ZM172 130V131H171ZM188 130H190V131H188ZM62 131V132H61ZM114 132V134L113 133H111V132ZM119 131L121 132V134L119 133ZM123 131V132H122ZM155 131H156V134H155ZM161 131V132H160ZM167 131H168V133H167ZM175 133H174V132ZM178 131V133L176 134V132ZM185 131V132H184ZM209 131H211V133L212 134H210V133H208ZM220 132V133H218V132ZM251 131V132H250ZM260 131V132H259ZM263 131V132H262ZM52 132H53V134H52ZM57 132V134H55ZM70 132V133H69ZM117 132V135L115 134ZM132 134H131V133ZM141 132V133H140ZM182 132H183V134H182ZM187 132H189V133H187ZM190 132H191V136H190ZM223 132V133H222ZM253 132V133H252ZM60 133H61V135H62V138L60 137L61 135H60ZM104 133V134H103ZM123 133H124V135H123ZM149 133L151 134V135H149ZM152 133H154V134H152ZM159 133V134H158ZM165 135H164V134ZM170 133H171V135H170ZM173 133L175 134L174 136H173ZM184 133H186V134H184ZM194 133V134H193ZM63 134H64V136H63ZM74 134V135H73ZM112 134V135H111ZM130 134V135H129ZM135 134V135H134ZM149 135V136H152V137H154V140H156V137H158V136H160L161 135V137H158L157 139V143H154V144H150L149 143V141H147L146 140V135ZM163 134V135H162ZM178 134H179V136H178ZM216 135V136H214V135ZM239 134V135H238ZM248 134V135H247ZM249 134H250V136H249ZM254 134H255V136H254ZM53 135V136H52ZM58 135V136H57ZM66 135V136H65ZM70 135V136H71ZM109 135H111V136H113V137H111V136H109ZM133 135V136H132ZM139 135V136H138ZM143 135V136H142ZM170 135V136H169ZM185 138L186 136V140L184 139V138H182V136ZM193 135V136H192ZM195 135V136H194ZM241 135V136H240ZM261 135V136H260ZM57 136V137H56ZM96 136H98V140H97V137ZM103 136V137H102ZM104 136H105V138L108 140H105V138H104ZM107 136V137H106ZM136 136V137H135ZM167 136V137H166ZM190 136V137H189ZM219 136V137H218ZM246 136V137H245ZM249 138H248V137ZM53 137H54V139H58V141H57V139L56 140H54L53 139ZM61 139H60V138ZM64 137V138H63ZM66 137V138H65ZM67 137H68V139H67ZM100 137V138H99ZM102 137V138H101ZM109 137V138H108ZM111 137V138H110ZM124 137V138H123ZM140 137H143V138H140ZM148 137V136H147ZM174 137V138H173ZM177 137H179V138H177ZM181 137V138H180ZM191 137H192V139H191ZM194 137L196 138V139H194ZM253 137V138H252ZM255 137V138H254ZM54 140H52V139ZM112 138H113V140H112ZM135 138H136V140H135ZM188 138V139H187ZM218 138H222L220 141H219V139ZM244 138V139H243ZM248 138V139H247ZM50 139V140H49ZM63 139H65V140H63ZM67 139V140H66ZM70 139V140H69ZM87 139H90V140H87ZM118 139V140H117ZM131 140V142L129 141V140ZM139 139V140H138ZM163 139V140H162ZM190 139H191V141H190ZM61 140V141H60ZM73 141V142H70L69 143V141ZM100 140V141H99ZM106 141V142H103L102 144L100 143V142H102V141ZM111 140V141H110ZM117 140V141H116ZM119 140H120V142H121V145H120V143H119ZM123 140V141H122ZM141 140H142V142H141ZM182 142H181V141ZM186 142H185V141ZM195 140H197V141H195ZM199 140V141H198ZM244 140H246V142H245V144H244ZM252 140V141H251ZM255 140H256V142H257V144H258V142L260 143V144H256L255 143ZM262 140H263V142H262ZM49 141H51V142H54V143H51V142H49ZM55 141H57V143H55ZM60 141V142H59ZM91 141V142H90ZM94 141H95V144L96 145H94ZM97 141V142H96ZM126 141V142H125ZM127 141H129V142H127ZM134 141H135V143H134ZM144 141H146L147 143H145ZM163 141V142H162ZM165 141V142H164ZM169 141V142H168ZM173 141V142H172ZM193 141V142H192ZM201 141V142H200ZM240 141V142H239ZM88 142V143H87ZM109 142V143H108ZM117 142H118V145H117ZM138 142H139V144H138ZM175 142V143H174ZM188 142H189V144H191V145H189L188 144ZM190 142H192V143H190ZM199 142V144H198V146H199V148H198V146L197 145H195V147H196V150H195V148L194 149H192L193 147H194V145H192V144H194V143H198ZM230 142V143H229ZM234 142V143H233ZM248 142H250L251 144H249ZM49 143V144H48ZM126 143V144H125ZM127 143H129V145L127 144ZM143 145L144 143V145L142 146L141 144ZM164 143H167L168 145H166V144H164ZM170 143V144H169ZM182 143V144H181ZM185 143V144H184ZM187 143V144H186ZM219 143H222V145H220ZM223 143H224V145H223ZM241 143V144H240ZM248 143V145L246 146V144ZM54 144V145H53ZM63 144H65V145H63ZM69 144V145H68ZM75 144V145H74ZM76 144H78V145H76ZM99 144V145H98ZM110 144H111V146H110ZM123 144H124V146H123ZM148 146H147V145ZM162 144V145H161ZM163 144H164V146H163ZM172 144V145H171ZM177 144H179V145H177ZM242 144H244L245 146H246V148L244 147V145H242ZM45 145H48V146H46V148H45ZM50 145V146H49ZM62 145H63V147H62ZM72 145V146H71ZM83 145H84V147H86L87 149H85V148H83ZM92 145V146H91ZM128 145V146H127ZM136 145V146H135ZM139 145H140V147H139ZM149 145H151V146H149ZM152 145H153V147H156L155 149L154 148H152ZM159 145V146H158ZM169 145H171V146H173V147H169ZM181 145H183V146H181ZM184 145H185V148L187 147V149H185V148H183L184 147ZM226 145V146H225ZM233 147H232V146ZM259 145L262 147H259ZM64 146H65V148H64ZM67 146V147H66ZM76 147V150H78V151H82V148H83V150H84V152L82 153V152H78V153H76V154H74L75 152H74V149H75V147ZM90 146H91V148H90ZM96 146H97V148H96ZM100 146V147H99ZM120 146H123L124 148H120ZM127 146V147H126ZM130 146V147H129ZM145 146H147V147H145ZM167 146V147H166ZM176 146L178 147L177 148V150H176ZM179 146H180V149H179ZM192 146V147H191ZM231 146V147H230ZM248 146H250V147H248ZM60 147H61V149H60ZM70 149H69V148ZM74 147V148H73ZM79 147H80V149H79ZM99 147V148H98ZM112 147V148H111ZM114 147V148H113ZM130 149H129V148ZM132 147H133V149H132ZM143 147V148H142ZM189 147H191V148H189ZM248 147V148H247ZM78 148V149H77ZM88 148H89V150H88ZM94 148V149H93ZM97 150H96V149ZM117 148L119 149V150H117ZM140 148V149H139ZM149 148H151V149H149ZM161 148V149H160ZM166 150H165V149ZM249 148H251V149H249ZM64 149V150H63ZM65 149H66V151H65ZM71 149H73L72 151H71ZM108 151H107V150ZM111 149V150H110ZM124 149V150H123ZM125 149H126V151H125ZM132 149V150H131ZM137 150V152H135L136 150ZM142 149V150H141ZM144 149V150H143ZM163 149V150H162ZM183 149H184V152H182L183 151ZM63 150V151H62ZM91 150H92V152L93 153H91ZM93 150H95V153H96V151L98 152V154L96 153H94V151ZM120 150H122V152L120 151ZM134 150V151H133ZM139 150V151H138ZM148 150V151H147ZM149 150H151V151H149ZM153 150H155V151H153ZM163 152H162V151ZM168 150H170V151H168ZM174 150H176V151H174ZM188 150V151H187ZM189 150H190V152H189ZM195 150V152H192V151H194ZM204 150V151H203ZM261 151V152H259V151ZM39 152H34V154H32V156H31V158H32V160L33 161H37V163H38V160L40 159V155H41V151H40V149L38 150ZM99 151H101V152H99ZM110 151V152H109ZM116 151V153H117V155L114 153ZM133 151V152H132ZM160 151V152H159ZM175 153H174V152ZM256 151H258V152H256ZM61 152V153H60ZM86 152H89V153H91V154H89V153H86ZM106 152H108V153H106ZM119 152V153H118ZM128 152H131L132 154H128ZM145 152V153H144ZM149 152H151V154H150V156H148L149 155ZM155 152H156V154H158V155H156L155 154ZM167 153V154H165V153ZM171 153V154H168V153ZM263 152V153H262ZM40 153V154H39ZM63 153V154H62ZM69 153V154H68ZM100 153H101V155H100ZM125 153V154H124ZM140 153H143V154H146V156L145 155H143L142 156V154L140 155ZM159 153H160V155H159ZM174 155H173V154ZM178 153H180V154H178ZM188 153H190V154H188ZM262 153V154H261ZM72 154V155H71ZM86 155V156H83V155ZM88 154H89V156H88ZM95 154V155H94ZM128 154V155H127ZM137 156H136V155ZM155 156H154V155ZM176 154V155H175ZM188 154V155H187ZM69 155H71L72 157H69ZM81 155V156H80ZM105 155V156H104ZM106 155H107V157H106ZM110 155V156H109ZM121 155V156H120ZM124 155V156H123ZM130 155V156H129ZM173 156V158H171L172 156ZM181 155V156H180ZM193 155H194V157H193ZM91 156H93L92 157V159H91ZM101 156H102V158H101ZM112 156H113V158H115L114 160H113V158H112ZM116 156V157H115ZM128 156H129V159H128ZM132 156V157H131ZM140 156V157H139ZM159 156V157H158ZM163 156H166V157H168V158H166V157H163ZM170 156V157H169ZM177 156V157H176ZM179 156V157H178ZM74 157H76V158H74ZM83 157H84V159H83ZM111 159L110 161L111 162H108L109 161V158ZM123 157V158H122ZM150 157V158H149ZM153 157H155V158H153ZM163 157V158H162ZM258 157V158H257ZM34 158V159H33ZM72 158V159H71ZM88 158V159H87ZM132 158V159H131ZM146 158H147V160H146ZM153 158V159H152ZM165 158V159H164ZM174 158H175V160H174ZM195 160H194V159ZM260 158V159H259ZM77 159V160H76ZM79 159V160H78ZM81 159H82V162H80L81 161ZM102 159V160H101ZM137 159L139 160V162L137 161ZM144 159V160H143ZM161 159V160H160ZM164 159V160H163ZM169 159H171L173 162H174V164L172 165V163L173 162H171V160H169ZM119 160V162H117ZM123 160V161H122ZM128 160H131V162H129ZM150 160V161H149ZM152 160H156L155 162L154 161H152ZM66 161V160H65ZM87 161V162H86ZM95 161V162H94ZM101 161V162H100ZM121 161V162H120ZM166 161V162H165ZM169 161V162H168ZM80 162V163H79ZM99 163L100 164V166H98L97 164H94V163ZM107 162L108 163H111V164H107ZM112 162H114V163H112ZM134 162V163H133ZM137 162V163H136ZM143 163V164H140V163ZM149 162H152V163H150L149 164ZM161 162H163L164 164H162ZM167 162H168V165H167ZM178 162V163H177ZM34 162H32L31 164H33ZM85 163V165H83V164ZM88 163V164H87ZM122 163H123V165H122ZM125 163V164H124ZM129 163V164H128ZM139 163V164H138ZM147 163V164H146ZM153 163H154V165H153ZM158 163V164H157ZM181 163V164H180ZM120 164V165H119ZM127 164H128V166H127ZM137 164V165H136ZM166 164V165H165ZM179 164V165H178ZM86 165H88V166H86ZM113 165H114V167H113ZM131 165V166H130ZM132 165H133V167H134V169H133V167H132ZM137 166L138 168H136L135 166ZM139 165H140V167L143 169H139ZM143 165V166H142ZM170 165V166H169ZM174 165H175V167H174ZM60 166V167H59ZM80 166H81V168H82V170H80L81 168H80ZM94 166L96 167V168H94ZM116 166H118V167H116ZM120 166H121V168H120ZM149 166V167H148ZM154 166H155V168H154ZM160 166V167H159ZM166 166V167H165ZM184 166V167H183ZM185 166H187V167H185ZM87 167H89V168H87ZM97 167H98V169H97ZM112 167H113V169H112ZM123 167V168H122ZM126 167H128V168H126ZM144 167V168H143ZM146 167H148V169L146 170ZM159 167V168H158ZM163 167V168H162ZM165 167V168H164ZM178 167V168H177ZM184 168V170H182L183 168ZM64 169V170H61V169ZM78 168V169H77ZM80 168V169H79ZM119 168V169H118ZM126 168V169H125ZM153 169V171H150V170H152ZM168 168L170 169V171L168 170ZM177 168V169H176ZM179 168H181V169H179ZM186 168V169H185ZM36 169V170H35ZM85 169H86V171H85ZM95 169V170H94ZM125 169V170H124ZM130 169V170H132V171H128V170ZM156 169H158V170H156ZM91 170V171H90ZM121 170H124V171H121ZM134 170L137 172V176L135 175L136 173L134 172ZM139 170L141 171V172H139ZM186 170H192V172L190 173V171H186ZM194 170V171H193ZM0 171H2V172H4V170H1V168H0ZM88 171H90V172H88ZM144 173H143V172ZM150 171V172H149ZM159 171V172H158ZM164 171V172H163ZM166 171H168V172H166ZM174 171V172H173ZM2 172H0V174H2V175H5L6 173L4 172V174L2 173ZM38 172V173H37ZM80 172H82V173H80ZM93 173L92 175L90 174V173ZM121 172V173H120ZM125 172V173H124ZM129 172H131V175H130V173ZM146 172V173H145ZM153 172H155V173H153ZM173 174H171V173ZM60 173V174H59ZM68 174V176H67V174ZM84 173V174H83ZM123 173H124V175H123ZM128 173V174H127ZM150 173H151V175H150ZM166 173V174H165ZM169 173V174H168ZM186 175H185V174ZM24 174V173H23ZM30 174H31V177H32V180H31V177H30ZM63 175V176H60V175ZM115 174V175H114ZM139 174V175H138ZM143 174V175H142ZM153 174V175H152ZM157 174V175H156ZM165 174V175H164ZM167 174H168V176H167ZM171 174V175H170ZM33 175V176H32ZM37 176V178L36 177H34V176ZM81 175V176H80ZM101 175V176H100ZM111 177H110V176ZM113 175V176H112ZM125 175L127 176V180L125 179L126 177H125ZM129 175V176H128ZM73 176V177H72ZM86 176V177H85ZM91 176H93V178L91 177ZM96 176H97V178H96ZM115 176V177H114ZM140 176V177H139ZM155 176H157V177H155ZM159 176V177H158ZM167 176V177H166ZM171 176V177H170ZM6 178H7V176H5ZM34 177V178H33ZM51 177V178H50ZM81 177V178H80ZM83 177H84V179H83ZM110 177V178H109ZM120 177V178H119ZM154 177H155V179L158 181H156L155 179H154ZM161 177V178H160ZM165 177V178H164ZM186 177V178H185ZM29 178V179H28ZM69 178V179H68ZM88 178V179H87ZM106 178V179H105ZM108 178V179H107ZM114 180H113V179ZM120 179V181H119V179ZM124 178V179H123ZM129 178V179H128ZM145 178V179H144ZM170 178H172V180H173V182H172V180L170 179ZM175 179V181H174V179ZM177 178V179H176ZM27 179L28 180H30V181H27ZM36 179V180H35ZM54 179H55V182H54ZM68 179V180H67ZM111 179V180H110ZM123 179V180H122ZM135 179V180H134ZM150 179V180H149ZM152 179V180H151ZM166 179V180H165ZM168 179V180H167ZM8 181H10L9 179H7ZM39 180H40V182H39ZM45 180V181H44ZM51 180H52V183H51ZM65 180V181H64ZM69 180L71 181V182H69ZM75 180V181H74ZM82 180V181H81ZM89 180V181H88ZM102 180H106L105 181V183H104V181H102ZM107 180H110L109 182L107 181ZM115 180H117V183H115L116 181ZM130 180V181H129ZM131 180H132V182L133 181H136V184L133 182H131ZM149 180V181H148ZM160 180H161V182H160ZM184 180H185V182H186V184H185V182H184ZM194 180V181H193ZM57 181V182H56ZM78 183H77V182ZM85 181V182H84ZM90 181H91V183H90ZM101 181H102V183H104V185L101 183ZM115 181V182H114ZM123 183H122V182ZM143 181V182H142ZM151 181H153V183H151ZM166 183H165V182ZM193 181V182H192ZM31 182V183H30ZM69 182V183H68ZM82 182V183H81ZM112 182V183H111ZM125 182V183H124ZM148 182H149V184H150V186H152V185H154L155 183V185H154V189H153V186L150 188V186H149V184H148ZM188 182V183H187ZM191 182V183H190ZM1 183V182H0ZM31 185H30V184ZM46 183V184H45ZM72 183H73V185H72ZM80 183V184H79ZM87 183V184H86ZM114 183V184H113ZM127 183V185H125ZM160 183H161V186H160ZM173 183V184H172ZM176 183V184H175ZM181 183V184H180ZM194 183H195V185H194ZM28 184V185H27ZM40 184V185H39ZM95 184H97V185H95ZM102 184V185H101ZM112 184H113V186H112ZM121 184H122V186H121ZM138 184V185H137ZM164 186H163V185ZM166 184H167V186H166ZM169 184V185H168ZM170 184H171V186H170ZM184 184V185H183ZM188 184H190V186L188 185ZM198 184V185H197ZM34 185H36L35 187H33ZM48 185V186H47ZM80 185V186H79ZM109 185V187H107V186ZM114 185H115V187H114ZM125 185V186H124ZM135 186L134 187V189L135 190H133V188H132V186ZM179 185V186H178ZM98 186V187H97ZM101 186V187H100ZM124 186V187H123ZM126 186H128L127 188H126ZM144 186V187H143ZM147 186H149V187H147ZM173 186V187H172ZM176 186V187H175ZM182 186V187H181ZM185 186V187H184ZM1 188H0V191L3 189V186L1 185L0 186ZM26 189H25V188ZM27 187H29V188H27ZM31 187H32V189H31ZM51 187V188H50ZM88 187V188H87ZM93 187V188H92ZM95 187H97V188H95ZM105 187V188H104ZM114 187V188H113ZM132 189H130V188ZM146 187V188H145ZM159 187V188H158ZM169 187V189L171 188L172 189V191H171V189H170V191H169V189H167ZM174 187L177 189V187H178V189L176 190H174ZM181 189H180V188ZM193 187V188H192ZM195 187L197 188V187H201V189L203 190V191H201V189L199 190V188L198 189H196L195 190ZM47 188V189H46ZM53 188V189H52ZM78 188V189H77ZM121 190H120V189ZM150 189V191H149V189ZM165 188V189H164ZM48 189H50L52 192H48V191H50V190H48ZM76 189V190H75ZM117 189H118V191H117ZM144 189H146V190H144ZM158 189H160V192H162L163 193V195H162V193H159L158 192ZM186 189H188V190H186ZM189 189H190V191H189ZM194 189V191H192V190ZM5 190V189H4ZM40 190V191H39ZM48 190V191H47ZM124 190H126L125 192H126V195H125V192H124ZM138 192H137V191ZM152 190H153V192H152ZM163 190V191H162ZM247 190H249V191H247ZM43 191V192H42ZM117 191V192H116ZM182 193H181V192ZM184 191L186 192L187 191V196L184 194L183 195V193H184ZM206 191H209V192H206ZM34 192V193H33ZM45 192V193H44ZM48 192V193H47ZM53 192L55 193V195H53ZM114 192V193H113ZM133 192V193H132ZM145 192H146V194L148 195H146L145 194ZM148 192H150V193H148ZM157 192V193H156ZM189 192H190V194H189ZM200 194H199V193ZM250 192H252V193H250ZM30 193V194H29ZM32 193V194H31ZM113 193V194H112ZM128 193V194H127ZM143 193V194H142ZM171 193V194H170ZM178 193V194H177ZM181 193V194H180ZM194 193V194H193ZM207 193V194H206ZM213 193V194H212ZM219 193H221L220 195H219ZM34 194H36V195H34ZM39 194V195H38ZM46 194V195H45ZM110 194V195H109ZM157 194V195H156ZM199 194V195H198ZM204 194H205V196H204ZM211 195L210 197H209V195ZM227 194H228V196H227ZM249 194V196L251 197H247L246 195H248ZM255 195V196H253L254 198H256L255 200L257 201H255V200H252L251 201V199H254L253 197H252V195ZM29 195H31V196H29ZM116 195V196H115ZM151 195V196H150ZM154 195H155V199H154ZM162 197V199H161V197ZM176 195V196H175ZM189 195H191L190 196V198H188L189 197ZM196 197H195V196ZM201 195V196H200ZM203 195V196H202ZM35 196V197H34ZM43 196V198H40V197H42ZM45 196V197H44ZM49 196V197H48ZM99 198H98V197ZM142 196V197H141ZM152 196H153V198H152ZM177 196H179L178 197V199L176 198ZM199 196H200V198H199ZM226 196V197H225ZM244 196V197H243ZM246 196V197H245ZM125 197H127V199L125 198ZM150 198V200H147L148 198ZM184 197V198H183ZM193 197V198H192ZM205 199H204V198ZM212 197H216L215 199H213ZM227 197H229L230 199H232V200H230L229 198H227ZM30 198V199H31ZM45 198V199H44ZM52 198V199H51ZM98 198V199H97ZM110 198H112V199H110ZM119 198V199H118ZM129 198V199H128ZM145 198V199H144ZM147 198V199H146ZM159 198V199H158ZM165 198V199H164ZM188 198V199H187ZM201 198H203V199H201ZM206 198H208V199H206ZM212 198V199H211ZM221 198V199H220ZM39 199V200H38ZM47 199V200H46ZM186 199H187V202H186ZM211 199V200H210ZM49 200V201H48ZM108 200H109V202H108ZM142 200V201H141ZM155 200V201H154ZM172 200H173V202H172ZM190 200V201H189ZM203 200V201H202ZM206 200V201H205ZM213 200V201H212ZM220 200V201H219ZM226 200V201H225ZM230 202H228V201ZM236 200V202H234ZM248 201V200H250L249 202L250 203H252V205L251 204H248V202L246 203L245 201ZM260 200V202H259V204H258V201ZM36 201V202H35ZM39 201H42V202H40V203H38ZM46 201V202H45ZM51 201H54V203L53 202H51ZM116 201V202H115ZM154 203H153V202ZM165 201V202H164ZM175 201V202H174ZM191 201H193V202H191ZM199 201H201L203 204L201 205V202H199ZM209 201V203H206V202H208ZM215 201V202H214ZM50 202V203H49ZM57 202H58V204H57ZM80 202V203H79ZM82 202H86V203H82ZM112 202H113V204H112ZM140 202V203H139ZM165 204H167V205H165ZM172 202V203H171ZM178 202V203H177ZM185 203V205H184V203ZM189 202V203H188ZM210 202H212V203H210ZM226 202H227V204H226ZM232 202H234V203H232ZM238 202L240 203V204H238ZM44 203V204H43ZM55 203H56V205H55ZM139 203V204H138ZM150 203V204H149ZM163 203V204H162ZM175 204V207H174V204ZM194 203V204H193ZM198 203V204H197ZM200 203V204H199ZM215 203H216V205H215ZM38 204V205H37ZM41 204V205H40ZM43 204V205H42ZM47 204H49V205H46ZM53 204V205H52ZM69 204V205H68ZM77 204H78V207H77ZM115 204V205H114ZM119 204V205H118ZM128 204H129V206H128ZM160 204L162 205L161 207H163V208H161L160 207ZM186 204H187V206H186ZM191 204L193 205V206H191ZM212 204H214V205H212ZM238 204V205H237ZM246 204V205H245ZM251 205L252 207H248V205ZM254 204H255V206L257 207V208H262V212H261V209L259 210H257V208H256V210H255V206H254ZM262 206H261V205ZM58 205V206H57ZM62 205H64V206H62ZM109 205V206H108ZM123 205V206H122ZM152 205V206H151ZM173 205V206H172ZM178 205H179V207H178ZM181 205H182V207H181ZM183 205H184V207H183ZM197 205H200V206H197ZM209 205V206H208ZM211 205V206H210ZM222 205L224 206V207H222ZM231 205H234V207L232 206L231 207ZM236 205V206H235ZM245 205V206H244ZM259 205H260V207H259ZM36 206H39L38 208V211L35 209V207ZM45 206V207H44ZM55 206L57 207V208H55ZM62 206V207H61ZM67 206V207H66ZM77 207V208H74V207ZM108 206V207H107ZM111 206V207H110ZM128 206V207H127ZM147 206V207H146ZM149 206V207H148ZM151 206V207H150ZM159 208H158V207ZM166 206H168V207H166ZM169 206H170V208H169ZM196 206V207H195ZM203 206V207H202ZM209 207V209H208V207ZM216 206H218V207H220V208H218V207H216ZM225 206H227V207H225ZM228 206H230V207H228ZM239 206H241V207H239ZM47 207H49L48 208V210L50 209V211L48 212V210L46 209ZM61 207V208H60ZM66 207V208H65ZM154 207H156V208H154ZM186 207V208H185ZM189 207V208H188ZM191 207H192V209H191ZM199 207V208H198ZM202 207V208H201ZM212 207V208H211ZM248 209H247V208ZM45 208V209H44ZM64 208V209H63ZM71 208V209H70ZM108 208H110V210L108 209ZM133 208V209H132ZM145 208V209H144ZM147 208V209H146ZM152 208V209H151ZM161 208V209H160ZM179 209V210H177V209ZM206 208V209H205ZM224 208V210H222ZM227 208H228V210H227ZM239 209V210H241V212L240 211H238V210H235V209ZM251 208V209H250ZM54 209H55V211H54ZM58 209H60V210H58ZM68 209H70V210H68ZM73 209H74V211H76V212H74L73 211ZM76 209V210H75ZM116 209H117V211H116ZM149 209V210H148ZM158 209H160V210H158ZM164 209H165V211H167L168 210V213H166L165 211H164ZM175 209V210H174ZM189 209V210H188ZM195 209H197V210H199L200 211V209H201V211L199 212V211H197L198 213H197V215H198V217H197V215H196V210ZM211 209V210H210ZM246 211H245V210ZM253 209V210H252ZM41 210H43V211H41ZM78 210V211H77ZM112 210V211H111ZM120 210V211H119ZM186 210V211H185ZM206 210V211H205ZM220 212H219V211ZM249 210V211H248ZM63 211L65 212V213H63ZM72 211V212H71ZM143 211V212H142ZM145 211V212H144ZM153 211H154V213H153ZM158 211V212H157ZM162 213H161V212ZM188 211L190 212V213H188ZM202 211H203V213H202ZM209 213H208V212ZM212 211H215L214 213H212ZM218 211V212H217ZM233 213H232V212ZM236 211H237V213H236ZM248 211V212H247ZM256 211V212H255ZM60 212H62V213H60ZM70 212V213H69ZM113 212H115V213H113ZM123 212V213H122ZM149 212H151L150 213V215H149ZM185 212V213H184ZM207 212V213H206ZM235 212V213H234ZM253 212V213H252ZM260 212V213H259ZM54 213H56V214H54ZM60 213V214H59ZM112 215V216H109L110 214ZM140 213V214H139ZM188 213V214H187ZM205 213V214H204ZM213 215H212V214ZM215 213H217L216 215H215ZM229 213V214H228ZM231 213V214H230ZM240 213H241V215H240ZM251 213V218L248 216L249 214ZM16 214H17V216H16V218H19V220H21L26 214H27V212L24 210V209H20V210H18V211H16ZM40 214V215H39ZM45 214V215H44ZM63 214V215H62ZM65 214V215H64ZM69 214V215H68ZM115 216H114V215ZM116 214H118L117 215V219H115L116 218ZM147 214V215H146ZM167 214V215H166ZM176 214V215H175ZM189 214H191V215H189ZM194 214V215H193ZM202 215L203 217H201L200 215ZM206 214H207V218L205 219V216H206ZM212 215V216H208V215ZM222 216H221V215ZM223 214H224V216H223ZM234 214V215H233ZM242 214H244V216L242 215ZM259 215V216H257L256 217V215ZM39 215V216H38ZM68 215V216H67ZM155 215V216H154ZM164 215V216H163ZM246 215V216H245ZM59 216V217H60ZM70 216V217H69ZM136 216V217H135ZM159 216V217H158ZM169 216V217H168ZM172 216V217H171ZM183 216H184V218H183ZM193 218H191V217ZM216 218H215V217ZM218 216H220V217H218ZM236 216V217H235ZM248 216V217H247ZM42 217V218H41ZM68 217V218H67ZM129 217V218H128ZM145 217V218H144ZM161 217V218H160ZM163 217V218H162ZM197 217V218H196ZM210 219H212L211 220V222H209L210 220H209V218ZM231 217V218H230ZM38 218H39V220H38ZM124 219V221L122 220V219ZM135 218V219H134ZM165 218H167V220H165ZM170 218H172V219H170ZM174 218V219H173ZM176 218H178V219H176ZM181 218V219H180ZM195 218V219H194ZM232 218H234V219H232ZM252 218H253V220H252ZM257 218V219H256ZM260 218V219H259ZM42 219V220H41ZM121 219V222H124V223H121L122 225L121 226H116V222L118 221V220H120ZM141 219V220H140ZM170 219V220H169ZM181 220V222H179L180 220ZM187 219V220H186ZM189 219H191V220H189ZM199 219V220H198ZM208 219V220H207ZM35 220H37V221H35ZM155 220L158 222H155ZM162 220V221H161ZM164 220V221H163ZM179 223L178 224V226H177V224H176V221ZM191 221V222H189V221ZM196 220V221H195ZM198 220V221H197ZM41 221V222H40ZM131 221H133V222H131ZM170 221H171V223H170ZM185 223H184V222ZM229 221L231 222V224L229 223ZM233 221V222H232ZM236 221V222H235ZM250 221H252V222H250ZM38 222V223H37ZM115 224H114V223ZM131 222V224L129 225V223ZM169 222V223H168ZM175 224H174V223ZM195 222V223H194ZM206 222H208V223H206ZM254 222V223H253ZM112 223V224H111ZM136 223V224H135ZM146 223V224H145ZM159 223H161V224H159ZM181 223V224H180ZM189 223V224H188ZM194 225H193V224ZM203 223V224H202ZM232 223L234 224V223H236V224H234V225H232ZM252 223V224H251ZM260 223V224H259ZM4 224V223H3ZM84 224H86V226L84 225ZM114 224V225H113ZM128 224V225H127ZM132 224H134V225H137V226H135V228H133L134 227V225H132ZM152 224H155V225H157V224H159L160 225V227L161 228H163V226H164V231H163V229H160V227L159 228H157L156 230H155V232L153 233V235H147L148 233H145L144 232V230L143 229H145L147 226L146 225H148V226H150V225H152ZM205 224H207V225H205ZM255 224H259L258 225V227H257V225H255ZM261 224L263 225V226H261ZM125 225V226H124ZM141 225V226H140ZM202 225H203V228H202ZM232 225V226H231ZM248 225H249V227H248ZM256 227H255V226ZM84 226H85V228H84ZM100 226H103V227H101V229H100ZM111 226V227H110ZM153 226V225H152ZM185 226V227H184ZM187 226H189V228L187 227ZM222 226V227H221ZM226 226V227H225ZM39 229H38V228ZM117 227V228H116ZM124 227V228H123ZM170 227H171V229H170ZM181 227H183L184 229V231L181 229ZM192 228V230L193 231H191V228ZM225 227V228H224ZM235 227V228H234ZM1 228V227H0ZM37 228V229H36ZM91 228V229H90ZM112 228H114V230L112 229ZM120 228H121V230H120ZM174 228H175V231H173L174 230ZM176 228H177V231H176ZM186 228V229H185ZM194 228V229H193ZM201 228V229H200ZM220 228H221V230H220ZM231 228H232V230H231ZM234 228V229H233ZM253 228H254V230H253ZM78 229V230H77ZM110 229V230H109ZM128 229L130 230V231H128ZM170 229V230H169ZM197 229V230H196ZM198 229H200V230H198ZM257 229V230H256ZM258 229H261V230H258ZM25 230V231H24ZM35 230V231H34ZM37 230V231H36ZM112 230V231H111ZM141 230V231H140ZM162 232H161V231ZM184 232V235H183V232ZM225 230V231H224ZM229 230V231H228ZM230 230H231V233H230ZM234 230V231H233ZM21 231H23V232H21ZM34 231V232H33ZM123 231V232H124ZM126 231H128V232H126ZM143 231V232H142ZM158 231H160V232H158ZM168 231V232H167ZM172 231V232H171ZM180 231V232H179ZM195 231V232H194ZM228 233H227V232ZM233 231V232H232ZM236 231V232H235ZM262 231V232H261ZM34 234H33V233ZM36 232V233H35ZM85 232V231H84ZM83 232V233H84ZM109 232H111V233H109ZM120 232V233H119ZM136 235H134L133 233ZM140 232V233H139ZM171 234H170V233ZM178 232V233H177ZM201 232V233H200ZM30 235H32L34 238H36V236H37V239H32V238H30V237H32V236H30ZM117 233H119V234H117ZM159 233H162V235L161 234H159V235H161V236H157ZM170 235H169V234ZM177 233V234H176ZM191 233V234H190ZM200 233V234H199ZM29 235V238H30V240L27 238V236H24V235ZM132 234V235H131ZM166 234H168V235H166ZM173 234H174V237L175 238H173ZM188 234V235H187ZM195 234V235H194ZM222 234V235H221ZM146 235V236H145ZM163 235H166V236H163ZM182 236V237H179V236ZM23 236V237H22ZM84 236V235H83ZM83 236H80L78 239H80V240H82V239H84L83 238ZM85 236H86V234H85ZM84 236V237H85ZM130 236H131V238H130ZM136 237V239H135V237ZM138 236V237H137ZM155 238H154V237ZM170 236V237H169ZM172 236V237H171ZM191 237V238H189V237ZM201 236V237H200ZM221 236V237H220ZM66 237V238H65ZM150 237V238H149ZM154 239V241H153V239ZM166 237V238H165ZM178 237V238H177ZM187 237V238H186ZM194 237V238H193ZM23 238V239H22ZM64 238V239H63ZM141 238V239H140ZM146 238V239H145ZM163 238V239H162ZM168 238V239H167ZM27 239V241H25ZM32 239V240H31ZM38 239H39V241H38ZM134 239H135V241H134ZM139 239V240H138ZM180 239H182V240H180ZM188 239V240H187ZM190 239H192V240H190ZM195 239V240H194ZM200 239V240H199ZM35 240V241H34ZM59 240V241H58ZM68 240H70V239H68ZM137 240V241H136ZM147 242V240H148V245H147V243L145 242V241ZM165 240V241H164ZM174 240V241H173ZM179 240V241H178ZM184 240V241H183ZM213 240V241H212ZM65 241V242H64ZM131 243H130V242ZM140 242V244H139V242ZM157 241V242H156ZM180 243H178V242ZM182 241V242H181ZM187 241V242H186ZM192 241V242H191ZM202 243H201V242ZM213 243H212V242ZM26 242V243H25ZM129 242V243H128ZM162 242L163 244L165 243V242H167V243H165L164 245L162 244H160V243ZM207 242V243H206ZM23 243H24V246H22L23 245ZM29 243V244H28ZM35 243V244H34ZM159 243V244H158ZM183 243V244H182ZM190 243H191V245H190ZM194 243V244H193ZM199 243V244H198ZM203 243H206V245L205 244H203ZM215 243V244H214ZM230 243V244H229ZM33 244V245H32ZM66 244V245H65ZM155 244H157V245H155ZM167 244V245H166ZM179 245V248H178V245ZM185 244V245H184ZM188 244V245H187ZM27 245H29V246H27ZM32 245V247H30ZM73 245V246H72ZM184 245V246H183ZM198 245V246H197ZM127 246V247H126ZM166 247V249H165V247ZM172 246H174V247H176V248H174V247H172ZM186 246V247H185ZM193 246V247H192ZM195 246V247H194ZM200 246V247H199ZM28 247V248H27ZM132 247V248H131ZM170 247V249H168V248ZM187 247H188V249L189 250H187ZM192 247V248H191ZM197 247V248H196ZM203 248V250H202V248ZM133 250H131V249ZM138 249V251H137V249ZM193 248H196L195 249V251H194V249ZM207 248V249H206ZM25 249V250H24ZM75 249V250H74ZM134 249H136V250H134ZM147 249V251H145ZM154 249V250H153ZM159 249V250H158ZM174 249V250H173ZM187 250V253H189V254H186V252H184V250ZM192 249V250H191ZM198 249V250H197ZM29 250V251H28ZM75 252H74V251ZM144 250V251H143ZM178 250V251H177ZM185 250V251H186ZM27 251H28V253H27ZM41 250H39V252H40ZM132 251V252H131ZM165 251H167V252H165ZM188 251H190V252H188ZM73 252V253H72ZM134 252H136V253H134ZM157 252H159V253H157ZM169 252H173V253H169ZM181 252V253H180ZM199 252V253H198ZM29 253H31L30 255L31 256H29L28 257V255H29ZM140 253V254H139ZM146 253V254H145ZM149 253V254H148ZM160 253H162V255L160 254ZM175 253V254H174ZM177 253V254H176ZM35 254V255H34ZM40 254H43V256H44V254H45V251L43 252L42 251V253H40ZM131 256H130V255ZM133 254H136V255H133ZM142 254V255H141ZM165 254V255H164ZM182 254V255H181ZM128 255V256H127ZM149 255L152 257L153 256V258H151L150 259V257H149ZM163 255L165 256L164 258H162L163 257ZM173 255V256H172ZM136 256V257H135ZM177 256V258H175ZM180 256V257H179ZM17 257H19L18 255L17 256H15L14 258H16V260L18 259ZM128 257V258H127ZM147 257V258H146ZM149 257V258H148ZM167 257V258H166ZM175 259H174V258ZM26 258H31V259H26ZM35 258V259H34ZM130 258V259H129ZM136 258V259H135ZM158 258H159V260H158ZM23 259H26V261L25 262H23ZM82 259H83V262H84V260H85V258L84 257H79L78 259H77V262H76V264H82ZM154 259H155V261H154ZM164 259V260H163ZM172 259H174L175 261L177 260L178 262H175L174 260H172ZM10 259H8V261H9ZM12 260H14V259H11L10 261H12ZM34 262H33V261ZM125 260H127V261H125ZM170 260V261H169ZM183 260H184V262H183ZM8 262L7 260H2V262L3 263H5V262ZM32 263H31V262ZM37 261V262H36ZM44 261V262H43ZM141 261V262H140ZM173 261V262H172ZM17 261H13V263L12 264H14V263H16ZM36 262V263H35ZM42 262V263H41ZM130 262V263H129ZM145 262V263H144ZM17 264V263H16ZM84 264V263H83Z\"/></svg>",
	"mask_w": 264,
	"mask_h": 264
},
{
	"label": "bare ground",
	"instance_id": "6f19581e",
	"mask_svg": "<svg viewBox=\"0 0 264 264\" xmlns=\"http://www.w3.org/2000/svg\"><path fill=\"white\" fill-rule=\"evenodd\" d=\"M1 1V0H0ZM7 1V0H6ZM9 1V0H8ZM13 1V0H12ZM15 2H16V0H14ZM21 1V0H20ZM26 1V0H25ZM60 1V0H59ZM62 1H66V0H62ZM69 1V0H68ZM67 1V2H68ZM93 1V0H92ZM99 1V0H98ZM104 1V0H103ZM106 1V0H105ZM108 1H111V0H108ZM113 1V0H112ZM116 1H118V0H116ZM120 1V0H119ZM128 2H130V4H131V2H132V0L131 1H129V0H127ZM146 1H148V0H146ZM158 1V0H157ZM156 1V2H157ZM160 2H162L163 4H164V6H167L169 3H168V0H159ZM180 1V0H179ZM207 1V0H206ZM229 1H231V0H229ZM228 1V2H229ZM234 1V0H233ZM239 1V0H238ZM10 3L9 4H11V1H9ZM14 2V3H15ZM27 2V1H26ZM54 2V1H53ZM61 2V1H60ZM74 2H76V4H77V1H74ZM125 2V1H124ZM127 2V3H128ZM170 2H171V0H170ZM173 2V1H172ZM177 2V1H176ZM176 2H174V3H176ZM184 2V0H181L180 1V3H183ZM194 2H196L195 0H194ZM198 2V1H197ZM213 2V1H212ZM245 2H247L246 0H240L239 2H237V3H235V8L233 7V9L234 10H236V12H238V13H242V8H243V6H244V3ZM7 3V2H6ZM6 3H4L5 5H6ZM14 3L12 2V4H13V6L12 7H14ZM62 4H63V2H61ZM78 3H79V1H78ZM80 3H81V0H80ZM102 3V2H101ZM106 3V2H105ZM117 3V2H116ZM123 3V2H122ZM121 3V4H122ZM140 3H142V2H140ZM147 3V2H146ZM149 3H150V1H149ZM173 3V4H174ZM186 3H187V1H186ZM222 3H224V2H222ZM3 4V2L1 1V5ZM3 4V5H4ZM11 4V5H12ZM21 4V6H22V4H23V2H21L20 3ZM20 4H18L19 6H20ZM24 4H26V3H24ZM61 4V5H62ZM67 4V3H66ZM69 4V3H68ZM71 4V3H70ZM82 4V3H81ZM98 4V3H97ZM107 4V3H106ZM105 4V5H106ZM115 4V3H114ZM119 4V3H118ZM136 4H138V3H136ZM184 4L185 3H183V6H184ZM188 4V3H187ZM196 4V3H195ZM249 4V3H248ZM247 4V5H248ZM1 5H0V9H1ZM4 5V6H5ZM10 5V6H11ZM17 5V6H18ZM60 5V6H61ZM80 5V4H79ZM90 5H94V4H90ZM117 5V4H116ZM128 5V4H127ZM132 5H134V4H132ZM141 5V4H140ZM153 5H155V4H153ZM177 5H178V3H177ZM181 5V4H180ZM10 6H8V8H10ZM26 6V5H25ZM30 6V5H29ZM65 6H67V5H65ZM65 6H64V8H65ZM76 6V5H75ZM119 6V5H118ZM121 6V5H120ZM130 6V5H129ZM135 6V5H134ZM137 6V5H136ZM144 6V5H143ZM151 6V5H150ZM161 6L164 8V6L161 4ZM173 6H176V5H172V3H171V5L169 4V6H167V7H165L166 8V10L167 11H171V13L173 14L174 12L173 11H175V10H179V7L178 6H176L175 8H177V9H174L173 8ZM208 6V5H207ZM224 6H225V3H224ZM258 6H263L262 7V10H264V5L263 4H258ZM31 7H33V5L31 6ZM72 7V6H71ZM81 7H82V5H81ZM83 7H85V5H83ZM96 7H97V5H96ZM102 7V6H101ZM125 7H127V6H125ZM146 7H148L147 5H146ZM154 8H155V6H153ZM158 7V6H157ZM161 7V8H162ZM170 7V8H169ZM180 7H182V6H180ZM185 7V6H184ZM198 7H200V6H198ZM209 7V6H208ZM223 7V6H222ZM227 7H229V6H227L226 5V8ZM4 8V7H3ZM15 8V7H14ZM59 8V7H58ZM64 8H62L63 10H64ZM67 8V7H66ZM69 8V7H68ZM87 8H90V7H87ZM94 8V7H93ZM113 8V7H112ZM121 8V7H120ZM141 8H142V6H141ZM140 8V9H141ZM143 8H145V6L143 7ZM159 8H160V6H159ZM213 8V7H212ZM212 8H211V10H212ZM238 8H240V9H238ZM4 9H7V8H4ZM16 9H18V8H16ZM16 9H14V11L16 10ZM20 9V8H19ZM22 9H24V8H22ZM22 9H20V10H22ZM27 9V8H26ZM60 9V8H59ZM72 9H74V8H72ZM104 9V8H103ZM153 9V8H152ZM196 9V8H195ZM249 9V8H248ZM250 9H252V7L250 8ZM249 9V10H250ZM19 10V11H20ZM25 10V9H24ZM23 10V11H24ZM61 10V9H60ZM66 10V9H65ZM77 10V9H76ZM91 10H93V9H91ZM124 10V9H123ZM128 11L130 10V8L129 9H127ZM132 10V9H131ZM144 11L145 10H147V9H143ZM148 10H149V8H148ZM147 10V11H148ZM155 10H157V9H155ZM159 10H161L162 11V9H159ZM199 10V9H198ZM216 10V9H215ZM214 9H213V12L215 11ZM244 10H245V8H244ZM1 11V10H0ZM8 11V10H7ZM12 11V10H11ZM13 11V12H14ZM25 11H27V10H25ZM30 11V10H29ZM29 11H27L26 12V14H28L29 13ZM33 11H36V10H33ZM59 11V10H58ZM96 11V10H95ZM98 11V10H97ZM96 11V12H97ZM116 11V10H115ZM125 11V10H124ZM123 11V12H124ZM135 11V10H134ZM229 11H230V9H229ZM6 12V11H5ZM9 12V11H8ZM63 11L61 10V13H62ZM71 13H72V11H70ZM73 12H75L74 10H73ZM77 12V11H76ZM84 12V11H83ZM87 12V11H86ZM96 12H95V14H96ZM101 12V11H100ZM105 12V11H104ZM110 12V11H109ZM119 12V11H118ZM118 12H116V13H118ZM121 12V11H120ZM122 12V13H123ZM135 12H139V11H135ZM150 12V11H149ZM153 12H154V10H153ZM159 13H160V11H158ZM176 12V11H175ZM182 12V11H181ZM252 12V11H251ZM254 12V11H253ZM1 13H3V12H1ZM7 13V12H6ZM10 13V12H9ZM9 13H7V15H10ZM17 13V12H16ZM31 13V12H30ZM65 13V12H64ZM67 13H68V11H67ZM85 13V12H84ZM90 13V12H89ZM92 13V12H91ZM90 13V14H91ZM103 13V12H102ZM112 13V12H111ZM110 13V14H111ZM128 13V12H127ZM129 13H131L130 11H129ZM141 13L143 14V12L141 11ZM140 13V14H141ZM148 12H146V14H147ZM150 13H152V12H150ZM168 13H170V12H168ZM177 13V12H176ZM178 13H179V11H178ZM183 13V12H182ZM181 13V14H182ZM191 13V12H190ZM212 13V12H211ZM231 14H232V12H230ZM21 14H25V13H22L21 12ZM21 14H19L20 15V18L21 17H26V15L25 16H21ZM70 13H68V15H69ZM74 14V13H73ZM78 14V13H77ZM77 14H75L74 16H76ZM83 14V13H82ZM81 14V15H82ZM87 14H88V12H87ZM101 14V13H100ZM114 14V13H113ZM113 14H111V15H113ZM126 14V13H125ZM137 14V13H136ZM140 14L138 13V15L140 16ZM141 14V17L143 18V16L144 15H142ZM145 14V15H146ZM149 14V13H148ZM183 14H185V13H183ZM188 14H189V11H188ZM192 14H194V13H192ZM263 14V13H262ZM0 15H2V14H0ZM14 15V14H13ZM19 15H17V16H15L16 18L19 16ZM29 15V14H28ZM32 16H33V14H31ZM35 15V14H34ZM64 15V14H63ZM65 15H67V14H65ZM92 15V14H91ZM94 15V14H93ZM96 15H98V12H97V14ZM95 15V16H96ZM115 15V14H114ZM120 15V14H119ZM129 15V14H128ZM131 15V14H130ZM129 15V16H130ZM156 14H154V16H155ZM159 15V14H158ZM165 15V14H164ZM199 15V14H198ZM235 15V14H234ZM233 15V16H234ZM237 15H239V14H237ZM245 16L244 17V19L246 18V19H248L249 18V12H246L245 14H243L242 13V16ZM258 15V14H257ZM264 15V14H263ZM40 16H42V15H40ZM89 16V15H88ZM88 16H87V18H88ZM98 16H101V15H98ZM121 16V15H120ZM125 16V15H124ZM160 16H161V13H160ZM160 16H158V17H160ZM172 16V15H171ZM174 16V15H173ZM175 16H177V14L175 15ZM182 16V15H181ZM184 16V15H183ZM186 16H187V14H186ZM185 16V17H186ZM194 16V15H193ZM212 16V15H211ZM231 16V19H232V15H230ZM255 16V15H254ZM6 17V16H5ZM28 17H30V16H28ZM67 17V16H66ZM69 17V16H68ZM70 17H72V16H70ZM85 17V16H84ZM128 17V16H127ZM132 17V16H131ZM134 17V16H133ZM136 17V16H135ZM134 17V18H135ZM147 17V16H146ZM162 17V16H161ZM178 17V16H177ZM188 17V16H187ZM190 17V16H189ZM212 17H214V16H212ZM228 17V16H227ZM235 17V16H234ZM233 17V18H234ZM238 17V16H237ZM4 18V17H3ZM11 18V17H10ZM13 18V17H12ZM19 18V17H18ZM33 17H31V19H32ZM38 18H40V17H38ZM73 18H75V17H73ZM83 18V17H82ZM92 19H93V17H91ZM90 18V19H91ZM103 18V17H102ZM101 18V19H102ZM108 17H106L105 19H107ZM113 18V17H112ZM111 18V19H112ZM116 18V17H115ZM118 18V17H117ZM124 18H126V16L124 17ZM124 18H122V19H124ZM137 18V17H136ZM135 18V19H136ZM144 18H145V16H144ZM154 18V17H153ZM167 17L165 16V19H166ZM184 18V17H183ZM194 18V17H193ZM204 18H206L205 16H204ZM222 18V17H221ZM257 18V17H256ZM0 19H2V18H0ZM7 19V18H6ZM5 19V20H6ZM23 19V18H22ZM29 20H30V18H28ZM35 19V18H34ZM36 19H37V17H36ZM35 19V20H36ZM46 19V18H45ZM66 19V18H65ZM70 19V18H69ZM77 20L79 19V18H76ZM81 19V18H80ZM80 19H79V22H80ZM105 19H103V21L105 20ZM130 19H132V21H133V18H130ZM138 19V18H137ZM169 19V18H168ZM168 19H166L167 21H168ZM171 19V18H170ZM177 19V18H176ZM187 19V18H186ZM185 19V20H186ZM195 19V18H194ZM193 19V20H194ZM199 19V18H198ZM208 19V18H207ZM212 19V18H211ZM211 19H209V20H211ZM215 19H216V21H217V17H215ZM243 19V20H244ZM246 19H245V22H247L246 21ZM2 20H4V19H2ZM2 20H0V21H2ZM4 20V21H5ZM9 20V19H8ZM7 20V21H8ZM13 20V19H12ZM25 20V19H24ZM24 20H22V21H24ZM28 20V21H29ZM42 20H44V19H42ZM42 20L40 21V22H42ZM75 20V19H74ZM88 20V19H87ZM97 20H99V18H97ZM109 20V19H108ZM113 20V19H112ZM118 20H120V19H118ZM117 20V21H118ZM144 21H145V19H143ZM146 20H147V18H146ZM151 20V19H150ZM153 20V19H152ZM152 20H151V22H152ZM160 20V19H159ZM158 20V21H159ZM178 20V19H177ZM180 20V19H179ZM203 20H205V19H203ZM230 20V19H229ZM228 20V21H229ZM234 20V19H233ZM237 20V19H236ZM242 20V19H241ZM4 21H2V22H4ZM6 21V22H7ZM15 21V19L13 20V22ZM19 21H21V20H19ZM22 21H21V23H22ZM26 21H27V19H26ZM71 21V20H70ZM69 21V23H71ZM86 21V20H85ZM92 21V20H91ZM121 21V20H120ZM120 21H119V23H120ZM125 21V20H124ZM131 21V20H130ZM166 21V22H167ZM170 21V23H171V20H169ZM180 21H182V20H180ZM186 21H189V20H186ZM215 21V22H216ZM224 21H226V18H225V20H223V22ZM227 21V22H228ZM253 21V20H252ZM259 21H261V20H259ZM264 21V20H263ZM6 22H4V23H6ZM9 22V21H8ZM7 22V23H8ZM33 22H34V20H33ZM37 24H39L37 21H35ZM78 22V23H79ZM99 22H100V20H99ZM99 22L97 21V23L99 24ZM110 22V21H109ZM109 22H107V23H109ZM134 22H137V21H133V23ZM140 22V24H141V21H139L138 20V23ZM150 22V21H149ZM183 22H184V19H183ZM191 22V21H190ZM218 22V21H217ZM231 22V21H230ZM229 22V23H230ZM233 22V21H232ZM254 22H256V21H254ZM3 23V24H4ZM9 23H11V22H9ZM14 23H16V21L14 22ZM21 23H20V25H21ZM29 23V22H28ZM63 23H64V20H63ZM68 23V22H67ZM76 23V22H75ZM75 23H73L72 22V25L73 24H75ZM91 23V22H90ZM95 24H96V22H94ZM100 23H102V22H100ZM111 23H112V21H111ZM114 23H116V21H114ZM114 23H112V24H114ZM128 23V22H127ZM137 23V24H138ZM145 23V22H144ZM148 23V22H147ZM157 23V22H156ZM192 23V22H191ZM191 23L189 24V25H191ZM225 23V22H224ZM237 23V22H236ZM235 23V24H236ZM259 23V22H258ZM17 24V23H16ZM15 24V25H16ZM18 24H19V22H18ZM18 24H17V26H18ZM24 24H25V21H24ZM27 24V23H26ZM31 24V23H30ZM42 24H44L43 22H42ZM62 24V23H61ZM85 24H87V22H85ZM98 24L96 25V26H98ZM132 24V23H131ZM146 24V23H145ZM149 24V23H148ZM153 24H154V22H153ZM152 24V25H153ZM180 24H182L181 22H180ZM207 24V23H206ZM209 24V23H208ZM217 24V23H216ZM226 24V23H225ZM233 24H234V22H233ZM249 24V23H248ZM260 24V23H259ZM262 24V23H261ZM19 25V26H20ZM40 25L41 24H39V27H40ZM65 25H66V23H65ZM64 25V26H65ZM68 25V24H67ZM71 25V24H70ZM71 25V26H72ZM77 25V24H76ZM79 26L78 27H80V24H78ZM108 25V24H107ZM128 25H130V23H128ZM139 25V24H138ZM152 25H147V26H152ZM157 25H158V23H157ZM156 25V26H157ZM168 25V24H167ZM170 25V24H169ZM184 25V24H183ZM187 25V24H186ZM195 25V24H194ZM224 26V25H221V24H218V26ZM237 25V29H236V31H234V32H237V34L238 35H241V33H243V32H245L246 30L247 31H249L248 30V28L249 27H247V28H243V30L241 29L240 30V27L239 26H241V23L238 25V23L236 24ZM245 25H247L246 23H245ZM251 25V24H250ZM255 25H256V23H255ZM263 25V24H262ZM1 26V25H0ZM6 26V25H5ZM4 26V27H5ZM11 26V25H10ZM21 26H23V23H22V25ZM20 26V27H21ZM27 26V25H26ZM29 26V25H28ZM34 26H36V24L34 25ZM42 26V25H41ZM56 25H54L53 27H55ZM58 26H60V25H58ZM61 26H63V25H61ZM64 26L62 27V28H64ZM70 26V27H71ZM74 26V25H73ZM95 26V25H94ZM134 26V25H133ZM137 26V25H136ZM141 27H142V24L140 25ZM209 26V25H208ZM231 26V25H230ZM234 26V25H233ZM248 26V25H247ZM252 26H254V24L252 25ZM257 26V25H256ZM260 26V25H259ZM3 27V26H2ZM3 27V28H4ZM9 27V26H8ZM36 27H38V26H36ZM52 27V26H51ZM66 27V26H65ZM70 27H68V28H70ZM85 27V26H84ZM87 27V26H86ZM105 27V26H104ZM104 27H102V29L104 28ZM107 27V26H106ZM113 27V26H112ZM141 27L139 28V29H137V30H139L140 31V29H141ZM164 27H167V26H164ZM188 27V26H187ZM186 27V28H187ZM189 27H191V26H189ZM235 27V26H234ZM234 27H233V29H234ZM243 27V26H242ZM258 27V26H257ZM256 27V28H257ZM1 28V27H0ZM14 28V27H13ZM12 28V29H13ZM19 28V27H18ZM24 28H26L25 26H24ZM29 28H31V27H29ZM41 28V27H40ZM39 28V29H40ZM50 28V27H49ZM68 28H65V30L67 29L68 30ZM77 28V27H76ZM83 28V27H82ZM88 28V27H87ZM91 28V27H90ZM100 28V27H99ZM109 28V27H108ZM137 28H138V26H137ZM143 28V27H142ZM146 28H148V27H146ZM153 28V27H152ZM152 28H151V30H152ZM156 27L154 26V29H155ZM192 28V27H191ZM204 28V27H203ZM236 28V27H235ZM254 28V27H253ZM252 28V29H253ZM33 30H34V28H32ZM45 29V28H44ZM48 29V28H47ZM52 29V28H51ZM94 30H95V27L93 28ZM101 29V28H100ZM105 29V28H104ZM133 29V28H132ZM150 29V28H149ZM154 29H153V31H154ZM158 30H159V28H157ZM166 29V28H165ZM188 29V28H187ZM205 29V28H204ZM223 29H224V27H223ZM232 29V30H233ZM244 29H246V30H244ZM255 29V28H254ZM4 30H6V29H4ZM4 30H2L3 32H6V31H4ZM7 30H9L10 31V29L8 28ZM14 30H15V33H16V28H14ZM24 30V29H23ZM26 30V29H25ZM33 30H32V32H33ZM41 30H43V28L41 29ZM50 30V29H49ZM56 30V29H55ZM61 30V29H60ZM64 30V29H63ZM63 30L61 31V32H63ZM78 30V29H77ZM92 30V29H91ZM108 30V29H107ZM107 30H104V31H107ZM111 30H112V28H111ZM110 30V31H111ZM114 30H115V28H114ZM123 30V29H122ZM142 30V29H141ZM186 29H183V31H185ZM191 30H193V29H191ZM198 30H200V28L198 29ZM251 30V29H250ZM2 31H0V32H2ZM6 32L7 34L8 33H10V32ZM31 31V30H30ZM35 31H36V28H35ZM34 31V32H35ZM52 31V30H51ZM69 31V30H68ZM72 31V30H71ZM89 31V30H88ZM93 31V30H92ZM109 31V32H110ZM119 31H120V29H119ZM133 31H134V29H133ZM145 31V30H144ZM149 31V30H148ZM152 31V32H153ZM166 31V30H165ZM188 31V30H187ZM186 31V32H187ZM246 31V32H247ZM255 31H257V30H255ZM14 32V31H13ZM27 32H29V31H27ZM37 32H38V30H37ZM43 33L44 34V36H46L45 35V33H44V30L43 31H39L38 33ZM58 32V31H57ZM95 33L97 32V31H94ZM101 32H103V31H101ZM100 32V33H101ZM117 32V31H116ZM116 32H110V33H116ZM121 32V31H120ZM127 32V31H126ZM130 32V31H129ZM135 32H136V30H135ZM134 32V33H135ZM151 32V33H152ZM185 32V33H186ZM227 32V31H226ZM250 32V31H249ZM248 32V34H250ZM20 33H22V32H20ZM50 34H54L53 33V31H52V33L51 32H49ZM56 33V32H55ZM68 33V32H67ZM78 33H80V32H78ZM107 33H108V31H107ZM123 33V32H122ZM141 33H142V31H141ZM140 33V34H141ZM144 33V32H143ZM170 33H172V32H170ZM179 33H181L180 31H179ZM184 33V34H185ZM195 33V32H194ZM223 33H224V31H223ZM228 33V32H227ZM253 33V32H252ZM262 33H264V32H262ZM1 34H3V33H1ZM0 34V35H1ZM5 34V33H4ZM7 34H5V35H7ZM10 34H12V33H10ZM17 34H18V30H17ZM17 34L15 35L16 36V38L15 39H17ZM23 34V33H22ZM28 34V33H27ZM26 34V35H27ZM48 34V33H47ZM58 34V33H57ZM64 34V33H63ZM72 34V33H71ZM70 33H69V35H71ZM76 34V33H75ZM93 34L94 33H92V36H93ZM102 34V33H101ZM124 34H126V33H124ZM127 34H129V33H127ZM167 34V33H166ZM168 34H169V31H168ZM236 34V33H235ZM245 34V33H244ZM33 35V34H32ZM39 35V34H38ZM59 35V34H58ZM78 34H76V36H77ZM90 35V34H89ZM103 35V34H102ZM102 35H100V36H102ZM117 35V34H116ZM144 35V34H143ZM145 35H147V33L145 34ZM144 35V36H145ZM149 35V34H148ZM160 35V34H159ZM176 35V34H175ZM187 35V34H186ZM10 36V35H9ZM8 36V37H9ZM14 36V37H15ZM27 36H29V35H27ZM42 36V35H41ZM53 36V35H52ZM63 36V35H62ZM65 36H66V34H65ZM64 36V37H65ZM75 36V37H76ZM84 36H85V34H84ZM91 36V35H90ZM109 36V35H108ZM115 36V35H114ZM118 36H120V35H118ZM139 36V35H138ZM140 36H142V35H140ZM151 36V35H150ZM157 36V35H156ZM162 36H164V35H162ZM173 36V35H172ZM184 36V35H183ZM189 36H190V34H189ZM218 36V35H217ZM216 36V37H217ZM241 36H243V35H241ZM1 37V36H0ZM8 37H7V39H8ZM11 37V36H10ZM13 37V38H14ZM21 37H22V35H21ZM20 37V38H21ZM24 37V36H23ZM33 37V36H32ZM35 37V36H34ZM56 38H57V36H55ZM55 37H52L53 38V40H54V38ZM61 37V36H60ZM71 36H69V38H70ZM87 37V36H86ZM85 37V38H86ZM94 37V36H93ZM95 37H96V34H95ZM97 37H99V36H97ZM122 37V36H121ZM127 37H128V35H127ZM136 37V36H135ZM134 37V38H135ZM153 37V36H152ZM160 37V36H159ZM187 37V36H186ZM191 37V36H190ZM199 37V36H198ZM248 37V36H247ZM254 37V36H253ZM40 38V37H39ZM43 38H45V37H43ZM42 38V39H43ZM50 38H51V35H50ZM68 38V37H67ZM71 38H73V37H71ZM82 38V37H81ZM80 38V39H81ZM84 38V39H85ZM113 38V37H112ZM111 38V39H112ZM129 38V37H128ZM132 37L130 36V39H131ZM137 38V37H136ZM145 38H147V37H145ZM162 38V37H161ZM160 38V39H161ZM245 38V37H244ZM250 38V37H249ZM19 39V38H18ZM18 39L17 40H13L12 42H15V41H18ZM27 39V38H26ZM37 39H38V37H37ZM41 39V40H42ZM47 39H49V37H47ZM60 39V38H59ZM65 39V38H64ZM78 39V38H77ZM102 39V37H100V39L99 40H101ZM117 39H118V37H117ZM123 39V38H122ZM151 39H153V38H151ZM158 39V38H157ZM167 39V38H166ZM168 39H170L169 38V36H168ZM168 39L166 40L167 42H168ZM190 39V38H189ZM201 39V38H200ZM3 39H1L0 38V41H2ZM9 40V39H8ZM8 40H3L4 42H7ZM21 40V39H20ZM19 40V41H20ZM29 40V39H28ZM35 40V39H34ZM39 40V39H38ZM45 41H46V39H44ZM51 40V39H50ZM52 40V41H53ZM55 40H57V39H55ZM83 40V39H82ZM105 40H107L106 39V37H105ZM104 40V41H105ZM115 40V41H114ZM113 40V42H116L117 40L116 39H114ZM119 40V39H118ZM121 40V39H120ZM125 40V39H124ZM133 40V39H132ZM134 40H136V39H134ZM147 40V39H146ZM198 40V39H197ZM245 40H247V38L245 39ZM23 41V40H22ZM32 41V40H31ZM43 41V40H42ZM44 41V42H45ZM48 41V40H47ZM47 41H46V44H47ZM70 41H71V39H70ZM78 41H80L79 39H78ZM109 41H110V39H109ZM108 41V42H109ZM122 41V40H121ZM152 41V40H151ZM156 41V40H155ZM163 41V40H162ZM4 42H2V43H4ZM35 43L36 42H38V41H34ZM76 42V41H75ZM101 42H103V41H101ZM100 42V43H101ZM107 42V41H106ZM111 42V41H110ZM123 42V41H122ZM247 42V41H246ZM249 42V41H248ZM8 43H9V41H8ZM7 43V44H8ZM17 43V42H16ZM18 43H20V42H18ZM24 43V42H23ZM27 44H26V46L28 45V43H29V41H27L26 42ZM33 43V42H32ZM34 43V44H35ZM43 43V42H42ZM48 43H49V41H48ZM53 43H56L55 41L54 42H50L49 43V45L50 44H52V46H53ZM89 42H87V44H88ZM92 43L93 42H91V45H92ZM104 43V42H103ZM156 43V42H155ZM162 43V42H161ZM160 42L158 43V41H157V44H161ZM166 42L164 41V44H165ZM30 44V43H29ZM37 44V43H36ZM46 44H45V48L47 47L46 46ZM57 44H59V43H57ZM65 44V43H64ZM69 44V43H68ZM72 44H73V41H72ZM78 44V43H77ZM79 44H81V43H79ZM84 43H82V45H83ZM112 44V43H111ZM120 44V43H119ZM250 44V43H249ZM10 45V44H9ZM11 45H13V44H11ZM16 45V44H15ZM21 45H22V43H21ZM31 45H33V44H31ZM40 45V44H39ZM38 44H37V46H39ZM67 45V44H66ZM73 45H75V44H73ZM94 45V44H93ZM105 45V44H104ZM116 45H117V43H116ZM122 45H124V44H122ZM163 45V44H162ZM1 46V45H0ZM5 46H6V44H5ZM8 46V45H7ZM6 46V47H7ZM17 46V45H16ZM25 46V47H26ZM34 46V45H33ZM44 46V45H43ZM51 46V45H50ZM54 46H55V44H54ZM61 46V45H60ZM64 46V45H63ZM79 46V45H78ZM87 46V45H86ZM106 46H108V43L106 44ZM106 46H104L106 49L108 48V47H106ZM109 46H110V44H109ZM118 46V45H117ZM13 47V46H12ZM21 47H24V45L23 46H21ZM29 47V46H28ZM34 47H36V46H34ZM49 47V46H48ZM47 47V48H48ZM56 47H58L57 45H56ZM56 47H53V48H56ZM62 47V46H61ZM67 49H68V47L67 46H65ZM64 47V48H65ZM73 47V46H72ZM71 47V48H72ZM81 47V46H80ZM92 47V46H91ZM90 47V48H91ZM102 47H103V44H102ZM102 47H100L101 49H103ZM116 47V46H115ZM125 47V46H124ZM205 47H207V46H205ZM211 47V46H210ZM214 47V46H213ZM213 47H211V48H213ZM1 48V47H0ZM8 48V51H9V48H10V46L9 47H7ZM14 48H16V47H14ZM13 48V49H14ZM30 49H31V47H29ZM37 48V47H36ZM38 48H40L41 49V47H38ZM50 48V47H49ZM53 48H51V49H53ZM63 48V47H62ZM61 48V49H62ZM63 48V49H64ZM84 48H85V45H84ZM93 48H95V46L93 47ZM118 48V47H117ZM222 48H224V47H222ZM2 49H5V47L4 48H2ZM13 49H12V51H13ZM24 49V48H23ZM57 49V48H56ZM62 49V50H63ZM66 49V50H67ZM86 49V48H85ZM84 49V50H85ZM92 49V48H91ZM101 49H99V50H101ZM109 49V48H108ZM108 49H107V51H108ZM203 49V48H202ZM226 49V48H225ZM10 50H11V48H10ZM17 51L19 50V49H16ZM21 50V49H20ZM20 50L17 52L18 54L20 53ZM26 50H28V49H26ZM69 50V49H68ZM68 50L66 51L67 52V54H68ZM80 50V49H79ZM94 50V49H93ZM95 50H96V48H95ZM104 50V49H103ZM102 50V51H103ZM109 50H111V49H109ZM148 50V49H147ZM147 50H144L143 52H145V51H147ZM3 51L4 50H2V53H3ZM12 51L10 52L9 51V53H11L12 54ZM22 51V50H21ZM31 51V50H30ZM39 51V50H38ZM42 51H44L45 52V50H44V48H42ZM42 51H40V52H42ZM57 51V50H56ZM56 51H54V52H56ZM61 51V50H60ZM59 51V53L58 54H60V53H62V52H60ZM72 51H75L74 49L72 50ZM76 51H77V49H76ZM89 51H91V50H89ZM101 51V52H102ZM105 51V50H104ZM113 51H114V49H113ZM116 51V50H115ZM213 51V50H212ZM219 51V50H218ZM217 51V52H218ZM221 51V50H220ZM23 52V51H22ZM28 52H29V50H28ZM33 52V51H32ZM35 52V51H34ZM36 52H37V50H36ZM51 52H53V51H51ZM51 52H49V53H51ZM71 52V51H70ZM86 52V51H85ZM95 52V51H94ZM100 52V51H99ZM125 52V51H124ZM150 52V51H149ZM154 52V51H153ZM156 52H158V51H156ZM190 52H192V56H191V58H194L193 59V63L192 64H194V66L193 67H195V69H196V71L197 72H199L200 74H202L203 75V77L202 78H204V80L208 83V84H210V83H212V84H215L216 82H217V80H218V74L220 75V72L218 71V70H216V62H217V55L215 56V55H213L212 54V58L210 57V59L209 58H206V56L203 54V52H201V51H198V50H195V49H193V50H191ZM8 53V54H9ZM24 53V52H23ZM22 53V55H24L23 57H26L27 58V56L29 55H27L26 56V51H25V54H23ZM43 53V52H42ZM48 53V52H47ZM47 53H46V55H47ZM72 53V52H71ZM71 53H69L68 55H70ZM77 53V52H76ZM76 53H75V55H76ZM80 53H84V52H80ZM96 53H97V51H96ZM103 53V52H102ZM110 53L111 52H109V56H110ZM114 53V52H113ZM220 53H222V56H223V51H221ZM0 54H1V51H0ZM4 54V53H3ZM7 54V55H8ZM14 54V53H13ZM21 54V53H20ZM38 54V52L35 54V55H37ZM44 54V53H43ZM43 54H41V55H43ZM66 53H64V55H65ZM86 54H89V53H86ZM85 54V55H86ZM91 54V53H90ZM94 54V53H93ZM105 54L106 55H108L107 54V52H105ZM112 54V53H111ZM121 54V53H120ZM155 54V53H154ZM159 53H157V55H158ZM205 54H206V52H205ZM208 54V53H207ZM206 54V55H207ZM215 54V53H214ZM217 54V53H216ZM228 54V52L226 53V55ZM2 55V54H1ZM10 55V54H9ZM8 55V56H9ZM30 55H31V53H30ZM30 55L28 56V57H30ZM35 55H33L32 54V58H33V56H35ZM52 55H54V54H52ZM62 55H63V53H62ZM63 55V56H64ZM97 55V54H96ZM95 55V56H96ZM105 55V56H106ZM142 55V54H141ZM160 55V54H159ZM190 55H191V53H190ZM2 56H4V55H2ZM21 56V55H20ZM60 56H61V54H60ZM77 56V55H76ZM75 56V57H76ZM82 56V55H81ZM87 56V55H86ZM92 56V55H91ZM100 56V55H99ZM98 56V57H99ZM103 56V55H102ZM148 56V55H147ZM146 56V57H147ZM153 56V55H152ZM221 56V55H220ZM12 57H14V56H12ZM15 57L17 58V56L15 55ZM18 57H19V55H18ZM22 57V58H23ZM39 57V56H38ZM37 57V58H38ZM43 57L45 58L46 56H44L43 55ZM51 57V56H50ZM55 57H56V55H55ZM90 57V56H89ZM93 57V56H92ZM91 57V58H92ZM101 57V56H100ZM112 57V56H111ZM111 57H108L107 56V59L108 58H111ZM115 57H116V55H115ZM135 57V56H134ZM0 58H2L1 56H0ZM4 58H6V56L4 57ZM9 58V61H10V57H8ZM47 58H49V57H47ZM66 58H67V56H66ZM70 56H68V60L69 61H71L70 59ZM79 58H80V56H79ZM86 58V57H85ZM84 58V60H85V63L84 64H88V65H90L89 64V62L87 63L86 61H87V59H85ZM106 58V57H105ZM114 58V57H113ZM148 58H149V56H148ZM161 58V57H160ZM160 58H159V61H160ZM187 58V57H186ZM224 58V57H223ZM7 59V58H6ZM6 59H0V61H3L4 63H6V64H8L7 62H5V60ZM34 59H36V58H34ZM43 60L41 57H39L38 58V60ZM55 59V62H61L62 60H64L63 58H61V57H59V56H57L56 58H54ZM90 58H88V60H89ZM94 59V58H93ZM92 59V60H93ZM97 59V58H96ZM99 59V58H98ZM97 59V60H98ZM146 59V58H145ZM150 59V58H149ZM164 59V58H163ZM163 59H161V60H163ZM184 59V58H183ZM188 59H190V58H188ZM188 59H186V60H188ZM219 59V58H218ZM15 60V59H14ZM20 60H23V59H21V57H20ZM20 60H18V61H20ZM29 60V59H28ZM32 60V59H31ZM37 60V61H38ZM40 60H39V62H40ZM51 60V59H50ZM67 59L65 60V61H68ZM80 60H83V59H80ZM110 60V59H109ZM226 61H227V59H225ZM12 61V60H11ZM10 61V62H11ZM25 61V60H24ZM24 61H22V62H24ZM30 61V60H29ZM53 61V63H51V64H54L55 62H54V60H52ZM65 61H63V62H65ZM68 61V62H69ZM94 61H95V59H94ZM105 61H108V60H106L105 59ZM142 61V60H141ZM141 61H139L140 62V64H141ZM225 61V62H226ZM13 62V61H12ZM11 62V63H12ZM27 62V61H26ZM31 62H33V61H31ZM42 62V61H41ZM40 62V63H41ZM47 62H48V60H47ZM51 62V61H50ZM73 62V61H72ZM75 62H76V59H75ZM80 62V61H79ZM84 62V61H83ZM92 62V61H91ZM143 63H145V61L143 60L142 61ZM158 62V61H157ZM182 62V61H181ZM221 62H223L222 60H221ZM220 62V63H221ZM14 63V62H13ZM28 63H30V62H28ZM28 63H23V65H27ZM38 63V62H37ZM62 63V62H61ZM82 63V62H81ZM97 63H99V61L97 62ZM105 63V62H104ZM103 63V64H104ZM147 63V62H146ZM145 63V64H146ZM148 63H150V62H148ZM10 64V63H9ZM8 64V65H9ZM19 64V63H18ZM17 64V66L14 64V66H16L15 67V69L19 66ZM21 64V63H20ZM32 64V63H31ZM30 64V65H31ZM34 64V63H33ZM36 64V63H35ZM35 64H34V66H35ZM43 64H44V62H43ZM49 64V63H48ZM48 64H47V66H48ZM65 64V63H64ZM63 64V65H64ZM80 64V63H79ZM101 64H102V62H101ZM100 64V65H101ZM103 64H102V67H103ZM108 64V63H107ZM131 64V63H130ZM139 64V63H138ZM137 64V65H138ZM151 64V63H150ZM158 64V63H157ZM179 64V63H178ZM186 64V63H185ZM187 64H188V61H187ZM186 64V65H187ZM224 64V63H223ZM228 64V63H227ZM10 65H12V64H10ZM45 65V64H44ZM55 65H56V63H55ZM55 65H54V67H55ZM82 65H83V63H82ZM136 65V64H135ZM1 66V65H0ZM7 66V65H6ZM20 66H22V65H20ZM28 66V65H27ZM34 66H33V68H34ZM37 66V65H36ZM38 66H39V64H38ZM61 66V65H60ZM71 66H73L72 65V63H71ZM70 66V67H71ZM75 66H76V64H75ZM81 66V65H80ZM84 66V65H83ZM86 66V65H85ZM94 67H95V65H93ZM108 66V65H107ZM146 66V65H145ZM144 66V67H145ZM152 66V65H151ZM180 66V65H179ZM192 66V65H191ZM191 66L189 67V66H187L188 68H191ZM229 66V65H228ZM2 67H4L3 65H2ZM13 67V66H12ZM11 67V68H12ZM22 67H24V66H22ZM26 67V66H25ZM23 68L22 70H24L23 71V73H25V74H28L29 72L31 73L32 72V70L31 71H29L27 68ZM32 67V66H31ZM41 67H42V65H41ZM45 67H46V65H45ZM44 67V68H45ZM51 68L52 70H53V68L51 67V66H48V68ZM65 67H69V66H66L65 65ZM69 67V68H70ZM79 67V66H78ZM82 67V66H81ZM98 67H99V65H98ZM111 67V66H110ZM135 67V66H134ZM138 67V66H137ZM143 67V66H142ZM153 67V66H152ZM159 67V66H158ZM187 67H184V69L186 68V69H188ZM223 67H225V66H223ZM223 67H221V68H223ZM9 68H10V66H9ZM38 68V67H37ZM40 68V67H39ZM43 68V70L45 71L46 69H44ZM59 68V67H58ZM63 68H64V66H63ZM71 68H73V67H71ZM86 68V67H85ZM90 68V67H89ZM96 68V67H95ZM107 68V67H106ZM105 68V69H106ZM109 68V67H108ZM114 67L112 66V68L111 69H113ZM136 68V67H135ZM139 68V67H138ZM141 68V67H140ZM139 68V69H140ZM149 68V67H148ZM183 68V67H182ZM17 69H19V68H17ZM42 69V68H41ZM51 69H50V71H51ZM57 69V68H56ZM62 69V68H61ZM65 69V68H64ZM63 69V70H64ZM67 69V68H66ZM65 69V70H66ZM103 69V68H102ZM110 68H109V70H111ZM132 69H133V66H132ZM147 69V68H146ZM146 69H145V71H146ZM155 69V68H154ZM231 69V68H230ZM0 70H8V68L7 69H5V68H0ZM13 70V69H12ZM21 70V69H20ZM21 70V71H22ZM35 70H37V69H35ZM58 70V69H57ZM70 70V69H69ZM72 70V69H71ZM81 70V69H80ZM83 70V69H82ZM81 70V71H82ZM87 70V69H86ZM90 70H92V69H90ZM97 70V69H96ZM107 70V69H106ZM134 70V69H133ZM132 70V71H133ZM158 70H160V69H158ZM181 70V69H180ZM11 71V70H10ZM19 71V70H18ZM29 71V72H28ZM41 71V70H40ZM40 71L39 72H37L36 71V73L34 74V72H33V74L34 75H37V73H39L40 75H42L41 73H40ZM54 71H55V69H54ZM62 71V70H61ZM61 71H59V72H61ZM68 71V70H67ZM66 71V72H67ZM89 71V70H88ZM103 71H104V69H103ZM115 71V70H114ZM135 71H137V70H135ZM139 71V70H138ZM143 71H144V69H143ZM145 71H144V73H145ZM147 71H148V69H147ZM146 71V72H147ZM182 71H183V69H182ZM190 71V70H189ZM224 71H225V69H224ZM9 71H7L6 72V74L8 73ZM13 72H15V71H13ZM20 72V71H19ZM58 72V73H59ZM62 72H64V71H62ZM61 72V73H62ZM66 72H64V73H66ZM69 72V71H68ZM67 72V73H68ZM84 72V71H83ZM79 73L80 75L81 74H84V73ZM96 72V71H95ZM101 72V71H100ZM106 72V71H105ZM112 72V71H111ZM116 72V71H115ZM134 72V71H133ZM140 72V71H139ZM158 72V71H157ZM160 72H163V71H160ZM193 72H195V71H193ZM192 72V73H193ZM10 73V72H9ZM12 73V72H11ZM21 73V72H20ZM19 73V74H20ZM45 72H43V74H44ZM47 73H48V71H47ZM51 73H54V72H51ZM57 73V74H58ZM64 73H62V74H64ZM87 73V72H86ZM109 73H110V71H109ZM125 73V72H124ZM128 73H131V72H128ZM166 73V72H165ZM169 73V72H168ZM182 73H185V71L184 72H182ZM187 73H188V71H187ZM186 73V74H187ZM222 73V72H221ZM2 74V73H1ZM4 74V73H3ZM3 74H2V76H3ZM15 74V73H14ZM13 74V75H14ZM32 74V73H31ZM32 74V75H33ZM46 74V73H45ZM44 74V75H45ZM79 74H77V75H79ZM88 74V73H87ZM97 74H98V72H97ZM100 74V73H99ZM98 74V75H99ZM105 74V73H104ZM119 74V73H118ZM126 74V73H125ZM132 74V73H131ZM135 74H136V72H135ZM139 74H141V73H139ZM146 74V73H145ZM147 74H149V71H148V73ZM160 73H158V75H159ZM194 74V73H193ZM192 74V75H193ZM195 74H196V72H195ZM223 74H225V73H223ZM222 74V75H223ZM252 74H253V72H252ZM8 75H10V74H8ZM11 76L12 78L14 77V76ZM16 75H18V74H16ZM15 75V77H17ZM21 75V74H20ZM19 75V77H21V76H23V75H21L20 76ZM29 75V74H28ZM27 75V76H28ZM53 75V74H52ZM52 75H51V77H52ZM55 75V74H54ZM53 75V76H54ZM65 75V74H64ZM76 75V77H75V75L73 74V73H69V75H68V77H67V74H66V77H65V79H63V81L61 80H57L56 81V83H55V81H54V79L56 80V79H58V77L59 76H61V75H56V76H58L57 78H56V76H54V78L53 79H51V83L52 84H54V86H55V89L53 88L51 91L52 92H54V90L55 91H57V93H55V96H52L53 98H51V100L52 99H54V97H56L55 99V102L56 101H59L60 103H64L65 104V106L63 107V109H62V111L63 112H57V111H55V113H54V119H58L59 120V122H60V125H65L64 127H67L68 129H71L72 130V133L74 132L75 133V135H77V136H72L71 134V136L69 135V134H67V136L68 137H70L71 139L73 138V137H76L77 139L76 140H74L75 138H73V141L75 142L76 141V143H78L79 145H81V144H84L85 143V145H86V141H85V139H86V137H87V135H88V131L87 130H89L90 131V128H95V126H96V124H97V126H96V128H98L97 129V132H98V130L99 129H102V128H99V123L100 122H102L101 120L102 119H100V116H97V114H98V112H95L94 113V111L96 110V109H99V107L101 106V103H100V101L102 102V100H97V98H95L94 99V96L93 97H90V98H88L87 96H90V95H92V94H89L88 93V95L87 96H85V97H87V99H85V101H81V100H79V101H81V102H79V103H81V106L80 107H78L79 105H73V103L76 101V98L79 96L78 94H80L83 90H80V92H78V93H74L73 92V89L74 88H76V87H72L73 89H72V91L69 93V92H67L66 91V88L68 87V86H76V84L78 83V81H79V79H77V80H75L76 78H79L78 76ZM86 75V74H85ZM91 75V74H90ZM90 75H87V76H90ZM92 75H93V73H92ZM91 75V76H92ZM96 75V74H95ZM101 75V74H100ZM100 75L98 76L99 78H101V77H103V76H105V75H103V73H102V75H101V77H100ZM112 75V74H111ZM110 75V76H111ZM115 75V74H114ZM116 75H117V73H116ZM128 75V74H127ZM137 75V74H136ZM142 75H144V74H142ZM158 75H156V76H158ZM161 75H164L165 76V74H161ZM166 75H168V74H166ZM185 75V74H184ZM201 75V76H202ZM221 75V76H222ZM254 75V74H253ZM1 76V78H3ZM6 76V75H5ZM38 77H39V75H37ZM108 76V75H107ZM130 76V75H129ZM132 77H133V75H131ZM147 76V75H146ZM163 76V77H164ZM171 76V75H170ZM181 76V75H180ZM188 76V75H187ZM195 76V75H194ZM194 76H193V79H194ZM197 76V75H196ZM195 76V77H196ZM221 76H220V79H221ZM225 76V75H224ZM230 76V75H229ZM249 76V75H248ZM9 77V76H8ZM10 77V78H11ZM26 77V76H25ZM29 77H30V75H29ZM33 77V76H32ZM47 77V76H46ZM48 77H49V75H48ZM47 77V78H48ZM86 77V76H85ZM96 77V76H95ZM94 77V78H95ZM113 78L114 77H116V76H112ZM119 77H121V76H119ZM123 77H125V76H123ZM142 76L140 75V78H141ZM159 77V76H158ZM157 77V78H158ZM162 77V76H161ZM168 77V76H167ZM181 77H183V76H181ZM186 76H184V78H185ZM192 77V76H191ZM190 77V78H191ZM244 77V76H243ZM257 77V76H256ZM259 77V76H258ZM1 78H0V80H1ZM9 78V79H10ZM23 78V77H22ZM41 78H42V76H41ZM60 78V77H59ZM63 78V77H62ZM82 78H84V77H82ZM88 78H91V77H88ZM87 78V79H88ZM136 78H139V75H137L136 76ZM142 78H144V76L142 77ZM149 78H150V76H149ZM157 78H156V80H157ZM177 78V77H176ZM179 78V77H178ZM189 78V79H190ZM222 78H224V77H222ZM242 78V77H241ZM250 78H252V77H250ZM249 78V79H250ZM5 79H6V77H5ZM14 79V78H13ZM13 79H12V81H13ZM15 79H17V78H15ZM14 79V81L16 82V80ZM24 80H27V79H25V78H23ZM39 79V78H38ZM46 79V78H45ZM86 79V80H87ZM98 79V78H97ZM119 79V78H118ZM117 79V80H118ZM122 79V78H121ZM124 79V78H123ZM122 79V82L124 81ZM128 79V78H127ZM126 79V80H127ZM135 79V78H134ZM134 79H132V80H134ZM165 79V78H164ZM174 80H176L175 78H173ZM186 79H187V77H186ZM197 79V78H196ZM198 79H200V78H198ZM229 79V78H228ZM235 79V78H234ZM233 79V80H234ZM256 79V78H255ZM6 80H8V78L6 79ZM30 80H31V78H30ZM42 80V79H41ZM41 80H40V82H41ZM47 80V79H46ZM49 80H50V77H49ZM95 80H96V78H95ZM109 80V79H108ZM111 80V79H110ZM109 80V81H110ZM129 80H131V79H129ZM131 80V81H132ZM143 80V79H142ZM141 80V81H142ZM153 80V79H152ZM158 80H160V79H158ZM166 81L167 80H170L171 81V79H165ZM179 79H177V81H178ZM201 80V79H200ZM204 80H202V81H204ZM224 80V79H223ZM248 80V78L246 79V81ZM252 80V79H251ZM258 80V79H257ZM2 82H4V80H1ZM10 82L9 81V83H11L10 85H8V86H11V87H8V88H10L9 90L11 91V89L13 90L14 89V86L16 85V83L14 84V86H13V83L14 82ZM17 81H19V80H17ZM20 83H17V84H20L21 85V83L23 82L21 79H20ZM29 81V80H28ZM28 81H26V85H27V82ZM32 81V80H31ZM31 81H29V82H31ZM37 81V80H36ZM89 81H91V84H92V81H94V80H89ZM102 81H105L104 80V78H103V80ZM101 81V84L102 83H104V82H102ZM115 81V80H114ZM140 81V82H141ZM147 81V80H146ZM169 81V82H170ZM182 81V80H181ZM180 81V82H181ZM188 81V80H187ZM198 81V80H197ZM222 81V80H221ZM231 81V80H230ZM242 81V80H241ZM244 81V80H243ZM39 82V81H38ZM47 82V81H46ZM86 82V81H85ZM97 82H99V80H97ZM111 82V81H110ZM117 82V81H116ZM127 82V81H126ZM135 82V81H134ZM144 82V81H143ZM143 82H141V84L143 83ZM150 82H151V79H150ZM153 82V81H152ZM160 82H161V80H160ZM168 82V81H167ZM171 82H173V81H171ZM179 82V81H178ZM183 82V81H182ZM192 82V81H191ZM194 82V81H193ZM235 82V81H234ZM255 82H256V84H257V81L255 80ZM1 83V82H0ZM34 83V82H33ZM45 83V80H44V82H42V83H37L38 85H39V87L41 86L42 87V85H40V84H44ZM48 83H49V81H48ZM79 83H81V82H79ZM90 83V82H89ZM95 83V82H94ZM93 83V84H94ZM100 83V82H99ZM119 83V82H118ZM124 83V82H123ZM123 83L121 84V82H120V84L121 85H123ZM136 83V82H135ZM154 83H156V81L154 80ZM158 83V82H157ZM163 83V82H162ZM166 83V82H165ZM165 83H163V84H165ZM176 83V82H175ZM184 83H187L186 82V80H185V82ZM201 83V82H200ZM206 83V84H207ZM219 83V82H218ZM231 83H232V81H231ZM241 83V82H240ZM239 83V84H240ZM252 83H254V81L252 82ZM262 83V82H261ZM4 84H6V83H4ZM23 84V83H22ZM24 84H25V82H24ZM23 84V85H24ZM84 84V83H83ZM91 84H89V85H91ZM105 84V83H104ZM104 84H103V86H104ZM119 84V85H120ZM125 84V83H124ZM130 84H132V83H130ZM130 84H129V86H130ZM140 84V83H139ZM153 84V83H152ZM161 84V83H160ZM166 84H169V83H166ZM171 84V83H170ZM196 84V83H195ZM205 84V83H204ZM224 84H226V83H224ZM228 84V83H227ZM232 84H234V83H232ZM242 84V83H241ZM244 84V83H243ZM246 84V83H245ZM250 84V83H249ZM264 84V83H263ZM19 85V86H20ZM36 85V84H35ZM46 85H50V83L49 84H46ZM78 86H80L79 84H77ZM87 85V84H86ZM88 85V86H89ZM96 85V84H95ZM95 85H92V88H93V86H95ZM100 85V84H99ZM105 85H108V84H105ZM115 85V84H114ZM118 85V84H117ZM116 85V86H117ZM127 85V84H126ZM136 85V84H135ZM145 85V87H146V83L144 84ZM143 85V86H144ZM151 85V84H150ZM157 85V84H156ZM179 85V84H178ZM184 85V84H183ZM192 85V84H191ZM194 85V84H193ZM223 85V84H222ZM221 85V86H222ZM235 85V84H234ZM237 85V84H236ZM235 85V86H236ZM18 85H17V87H19ZM31 86V85H30ZM77 86V87H78ZM81 86H84V85H81ZM124 86V85H123ZM138 86V85H137ZM141 87H142V85H140ZM160 86V85H159ZM173 86V85H172ZM210 86H211V84H210ZM217 86V85H216ZM228 86V85H227ZM230 86V85H229ZM249 86V85H248ZM254 86H255V84H254ZM260 86V85H259ZM21 87V86H20ZM22 87H25V86H22ZM22 87H21V89L20 90H23L22 89ZM27 87H28V85H27ZM35 87V86H34ZM44 87H45V85H44ZM44 87H43V89L42 88H39V90H40V92H41V90L43 91L44 90V92H45V89H44ZM51 87H53V86H51ZM90 87V86H89ZM96 87V86H95ZM97 87L99 88L100 86H98L97 85ZM97 87L95 88V89H97ZM106 87V86H105ZM139 87V86H138ZM137 87V88H138ZM147 87H148V85H147ZM153 87V86H152ZM155 88H157L156 86H154ZM163 87V86H162ZM161 87V88H162ZM175 87H177V85H175ZM181 87V86H180ZM182 87H184V86H182ZM186 88H187V84H186V86H185ZM197 87H199V89H200V85L199 86H197ZM214 87V86H213ZM220 87V86H219ZM224 87H225V85H224ZM241 87V86H240ZM245 87H246V85H245ZM244 87V88H245ZM262 87V86H261ZM2 88V87H1ZM0 88V89H1ZM7 88V89H8ZM30 88V87H29ZM70 87H68L67 89H69ZM79 89L81 88V87H78ZM91 88V87H90ZM101 88V87H100ZM104 88V87H103ZM116 88H118V87H116ZM125 88V87H124ZM123 87H122V89H124ZM136 88V86H134V89L133 90H137V89H135ZM144 88V87H143ZM143 88L141 89V91L143 90ZM149 88V87H148ZM147 88V89H148ZM164 88H167V86H165ZM172 88V87H171ZM202 88H204V85H203V87ZM205 88H208V87H205ZM239 88V87H238ZM250 88V87H249ZM255 88V87H254ZM4 89V88H3ZM18 90H19V88H17ZM16 88H15V91L17 90ZM28 89V88H27ZM31 89H32V87H31ZM33 89H35L36 90V88H33ZM47 89V88H46ZM49 89H51V88H49ZM79 89H77V90H79ZM82 89V88H81ZM89 89V88H88ZM119 89V88H118ZM127 89V88H126ZM125 89V90H126ZM139 89V90H140ZM147 89H145V90H147ZM152 89V88H151ZM154 89V88H153ZM163 89V88H162ZM178 89V88H177ZM210 89H212V88H210ZM210 89H209V91H210ZM217 89V88H216ZM222 89V88H221ZM231 89V88H230ZM259 89V88H258ZM6 90V89H5ZM17 90V91H18ZM26 90V89H25ZM29 90V89H28ZM27 90V91H28ZM38 90V89H37ZM91 90V89H90ZM105 90V89H104ZM120 90V89H119ZM130 90V87H128V91ZM148 90H150V89H148ZM156 90V89H155ZM161 90V89H160ZM160 90H158V91H160ZM176 90V89H175ZM181 90V89H180ZM184 90V89H183ZM192 90V89H191ZM191 90H190V92H191ZM195 90V89H194ZM223 90V89H222ZM236 90V89H235ZM241 90V89H240ZM3 91V90H2ZM1 91V92H2ZM8 91L9 92V94L12 92L13 94H15L13 91ZM75 91H76V89H75ZM84 91H86V90H84ZM93 91V90H92ZM99 91V90H98ZM112 91V90H111ZM111 91H109L110 93H111ZM128 91H125V92H127V94H128ZM170 92H172L173 93V91H171V90H169ZM168 91V92H169ZM209 91H207L206 90V92H205V90L203 91V92H205V93H207V92H209ZM220 91V90H219ZM224 91V90H223ZM264 91V90H263ZM262 91V92H263ZM0 92V103H2V101H3V99H4V95L2 94ZM20 92V91H19ZM19 92H17V93H19ZM23 93H25V91H22ZM29 92H30V90H29ZM32 92V91H31ZM34 92H36V91H34ZM33 92V94H32V96L34 95L35 96V93ZM49 90H48V95H49ZM91 92V91H90ZM95 92H97V91H95ZM107 92H108V90H107ZM115 92V90L113 91V93ZM116 92H118V91H116ZM124 92V93H125ZM130 92V91H129ZM131 92H133V91H131ZM134 92H136V91H134ZM137 92H140V91H137ZM143 92H145V91H143ZM147 92H149V91H147ZM153 92V90L151 91V93ZM160 92H162V91H160ZM166 92V91H165ZM164 92V93H165ZM168 92H166V93H168ZM176 92H178V91H176ZM176 92H174V93H176ZM188 92H189V90H188ZM188 92H186V93H188ZM193 92H195V91H193ZM200 92H202V91H200ZM202 92V93H203ZM212 92V91H211ZM221 92V91H220ZM242 92V91H241ZM255 92H257V91H255ZM6 93V92H5ZM16 93V94H17ZM51 93V92H50ZM68 93V94H67ZM71 93H73V94H71ZM103 93H105L106 94V92H103ZM109 93V94H110ZM141 93V92H140ZM172 93H170L171 95H173ZM184 94V96L185 95H187V94ZM213 93H215V92H212V95H213ZM230 93V92H229ZM244 93V92H243ZM261 93V92H260ZM259 93V94H260ZM28 94H30V93H28ZM41 94V93H40ZM53 94V93H52ZM81 94H84L83 92L81 93ZM81 94H80V96H81ZM95 94V93H94ZM100 94H102V93H100ZM108 94V93H107ZM116 94V93H115ZM118 94H120L119 92H118ZM117 94V95H118ZM146 94V93H145ZM144 94V95H145ZM148 94V93H147ZM145 95L146 97L148 96V95ZM149 94H150V92H149ZM161 95H162V93H160ZM179 94H180V92H179ZM182 94V93H181ZM180 94V95H181ZM194 94V93H193ZM217 95H218V93H216ZM222 94H224V93H222ZM225 94H226V91H225ZM224 94V95H225ZM238 94V93H237ZM242 94V93H241ZM262 94V93H261ZM264 94V93H263ZM6 95H8V93L6 94ZM5 95V96H6ZM19 95V94H18ZM31 95V94H30ZM45 95V94H44ZM85 95V94H84ZM135 95V94H134ZM136 95H138V94H136ZM135 95V96H136ZM156 95V94H155ZM161 95H159L160 97H162ZM167 95V94H166ZM175 95V94H174ZM191 95V94H190ZM201 95V94H200ZM212 95H210V96H212ZM239 95V94H238ZM256 95V94H255ZM258 95V94H257ZM11 96H14V95H12L11 94ZM21 96V98L24 96H22V94L20 95ZM25 96H27V93L25 94ZM29 96V95H28ZM41 96V95H40ZM49 96H51V95H49ZM79 96V97H80ZM83 96V95H82ZM98 96V95H97ZM102 96H103V94H102ZM106 96H108V95H106ZM124 95H121L120 97H123ZM126 96V95H125ZM133 96V95H132ZM138 96H140V95H138ZM143 96V95H142ZM145 96H143V97H145ZM151 96V95H150ZM153 96V95H152ZM169 96V95H168ZM167 96V97H168ZM193 96V95H192ZM196 96V95H195ZM203 96V95H202ZM202 96H201V99H202ZM210 96H208L207 98L210 100L211 98H209ZM222 96V95H221ZM229 95H226V96H224V97H228ZM15 97V96H14ZM18 97V96H17ZM16 97V98H17ZM30 97V96H29ZM47 97V96H46ZM78 97V98H79ZM96 97V96H95ZM101 97V96H100ZM110 97V96H109ZM114 97V96H113ZM149 97V96H148ZM157 97V96H156ZM155 97V98H156ZM160 97H158V98H160ZM189 97V96H188ZM214 97V96H213ZM229 97H231L232 98V95L231 96H229ZM233 97H236L235 95L233 96ZM239 97H240V95H239ZM251 97H252V94H251ZM251 97H249V98H251ZM10 98V97H9ZM13 98V97H12ZM34 97H32V98H29V99H33ZM37 98H39V97H37ZM36 98V100H38L39 102H41L42 100V98L40 99H37ZM49 98V97H48ZM99 98V97H98ZM101 98H103V97H101ZM115 98H116V96H115ZM125 98V97H124ZM132 98H134V97H132ZM132 98H131V100H132ZM137 98V96L135 97V99ZM153 98H154V96H153ZM176 98V97H175ZM179 98V96L176 98V99H178ZM193 98V97H192ZM195 98V97H194ZM199 98H200V96H199ZM205 98V97H204ZM207 98H205L206 100H207ZM244 98V97H243ZM256 98V97H255ZM260 98V97H259ZM17 99H19V97L17 98ZM44 99H45V97H44ZM44 99H43V101H44ZM47 99V98H46ZM106 99V98H105ZM130 98H129V96H128V98H127V100L128 101H130L129 100ZM141 99H143V98H141ZM145 99V98H144ZM151 99V98H150ZM149 99V100H150ZM162 99V98H161ZM160 99V100H161ZM174 99V98H173ZM176 99H175V101H176ZM180 99V98H179ZM187 99V98H186ZM185 99V100H186ZM215 99V98H214ZM219 99V98H218ZM229 99V98H228ZM235 99V98H234ZM246 99V98H245ZM261 99V98H260ZM5 100V99H4ZM21 100V99H20ZM23 100H24V97H23ZM36 100H35V105L36 104H38V103H36ZM41 100V101H40ZM49 100V99H48ZM50 100V101H51ZM82 100H84V97L82 98ZM104 100V99H103ZM108 100V99H107ZM124 100V99H123ZM126 100V99H125ZM146 100V99H145ZM144 100V101H145ZM172 100V99H171ZM206 100H205V102H206ZM212 100V102H213V99H211ZM211 100H210V102H211ZM216 100V99H215ZM221 100V99H220ZM219 100V101H220ZM13 101V100H12ZM19 101V100H18ZM37 101V102H38ZM50 101H48L49 103L48 104H50ZM134 101H136V100H134ZM133 101V102H134ZM153 101V100H152ZM164 101V100H163ZM178 101V100H177ZM182 101H183V99H182ZM197 101V100H196ZM202 101H204V99L202 100ZM208 101V100H207ZM223 101V100H222ZM245 101H248V100H245ZM7 102V101H6ZM8 102H9V100H8ZM14 102H15V100H14ZM20 102V101H19ZM23 102V101H22ZM33 102H34V100H33ZM45 102H47L46 100H45ZM51 102H53V100L51 101ZM78 102V101H77ZM108 102V101H107ZM113 102V101H112ZM111 102V103H112ZM118 102H120V100H118V101H116V102H114V103H118ZM123 102V101H122ZM137 102H138V100H137ZM143 102V101H142ZM141 102V103H142ZM154 102V101H153ZM161 102H162V100H161ZM187 102H188V100H187ZM190 102V101H189ZM189 102H188V104H189ZM192 102V101H191ZM201 102V101H200ZM205 102H204V104H205ZM212 102H211V104H212ZM217 102V101H216ZM223 102H225V101H223ZM223 102H222V106L224 105L223 104ZM17 103V102H16ZM44 103V102H43ZM76 103V102H75ZM74 103V104H75ZM105 103V102H104ZM111 103H110V105H111ZM130 103H131V101H130ZM136 103V102H135ZM148 103V102H147ZM147 103H145V104H147ZM156 102H154V104H155ZM157 103H159V102H157ZM172 103H175V102H173V100H172ZM179 103H180V101H179ZM183 103V102H182ZM193 103V102H192ZM196 103V102H195ZM203 103V102H202ZM207 103V102H206ZM209 103V102H208ZM227 103V102H226ZM253 103H254V101H253ZM260 103H261V101H260ZM262 103H264L263 101H262ZM19 105L18 106H20V103H18ZM26 104V103H25ZM54 104V103H53ZM56 104V103H55ZM134 104V103H133ZM137 104V103H136ZM143 105L142 104V106H144L145 108L147 107V105L149 106V105H151V103L149 102V104H147V105ZM153 104V103H152ZM161 104V103H160ZM177 104H178V102H177ZM216 104H218V103H216ZM227 104H229V103H227ZM3 105H4V103H3ZM35 105H34V108L33 109H35ZM39 105V104H38ZM41 105H42V103L39 105V107H41ZM44 105V104H43ZM47 105V104H46ZM46 105H44V107L46 108ZM103 105H105V104H103ZM107 105H109L108 103H107ZM109 105V106H110ZM123 105H124V103H123ZM122 105V106H123ZM127 105V104H126ZM125 105V106H126ZM139 105H141L140 104V102H139V104H138V106ZM168 105V104H167ZM167 105H164V107L166 106L167 107ZM184 105V104H183ZM190 105V104H189ZM214 105H215V103H214ZM213 105V106H214ZM236 105H239V104H236ZM263 105V104H262ZM37 106V105H36ZM77 106V107H76ZM120 106V105H119ZM118 106V107H119ZM136 105H133V107H135ZM161 107L162 105H158V107ZM176 106V105H175ZM179 106L180 105H178V108H179ZM182 106V105H181ZM188 105L186 104V107H187ZM192 106H193V104H192ZM195 106H196V104H195ZM195 106H193V107H195ZM205 106V105H204ZM208 106V105H207ZM211 106V105H210ZM217 106V105H216ZM219 106L221 107V105L219 104ZM251 106V105H250ZM258 106V105H257ZM25 107V105L23 104V108ZM26 107H27V105H26ZM41 108V109H45V108ZM47 107H48V105H47ZM49 107H50V105H49ZM48 107V108H49ZM55 107V106H54ZM53 107V108H54ZM104 107V106H103ZM127 107V106H126ZM126 107H124V109L126 110ZM185 107V108H186ZM197 107H199L198 106V104H197ZM238 107H240V106H238ZM256 107V106H255ZM255 107H253V108H255ZM7 108H9V107H7ZM18 108V107H17ZM37 108H38V106H37ZM36 108V110H38ZM52 108V107H51ZM56 108V107H55ZM57 108H59V107H57ZM85 108V109H87V111L85 112L83 109ZM102 108V107H101ZM140 108V107H139ZM142 108V107H141ZM147 108H149V107H147ZM154 109H155V107H153ZM152 108V109H153ZM169 108V107H168ZM177 108V109H178ZM182 108V107H181ZM188 108V107H187ZM186 108V109H187ZM190 108V107H189ZM192 108V107H191ZM196 108V107H195ZM208 108V107H207ZM212 108V107H211ZM243 108V107H242ZM250 108V107H249ZM264 108V107H263ZM6 109V108H5ZM47 109V108H46ZM82 109V110H81ZM110 109H111V107H110ZM113 109V108H112ZM128 109V108H127ZM158 109V108H157ZM166 108H164V110H165ZM176 109V110H177ZM197 109V108H196ZM204 109V108H203ZM214 109H216V108H214ZM214 109L212 108V112L214 111ZM217 109H219L218 107H217ZM217 109H216V111H217ZM241 109V108H240ZM1 110V109H0ZM3 110H4V108H3ZM23 110V109H22ZM28 110L29 109H27L26 111L28 112ZM42 110V111H43ZM50 110V109H49ZM54 110V109H53ZM56 110V109H55ZM58 110V109H57ZM66 110V111H65ZM109 110V109H108ZM119 110V109H118ZM121 110V109H120ZM148 110V109H147ZM146 110V111H147ZM159 110H161L162 111V109L160 108V109H158V111ZM168 110V109H167ZM166 110V111H167ZM169 110H171V108H169ZM168 110V111H169ZM173 110V109H172ZM179 111H180V109H178ZM183 110H185V109H183ZM188 110V109H187ZM190 110V109H189ZM201 110V109H200ZM221 110V109H220ZM226 110V109H225ZM6 111V110H5ZM19 111V110H18ZM24 111L25 110H23V113H24ZM30 111H31V108H30ZM41 111V110H40ZM58 111H60V110H58ZM82 111H84V112H82ZM104 111H105V109H104ZM113 111H115V110H113ZM123 111V110H122ZM130 111V110H129ZM154 111V110H153ZM186 111V110H185ZM193 111V110H192ZM197 111H198V109H197ZM204 111V113H205V110H203ZM211 111V110H210ZM241 111V110H240ZM244 111V110H243ZM255 111V110H254ZM31 112H34V110L33 111H31ZM30 112V113H31ZM36 112V111H35ZM38 112V111H37ZM52 112V110H50V113ZM106 112H108L109 113V111H106ZM116 113L118 112V111H115ZM125 112V111H124ZM123 112V113H124ZM133 112V111H132ZM140 112V111H139ZM142 112V111H141ZM148 112H149V110H148ZM171 112V111H170ZM177 112V111H176ZM175 112V110H174V113H176ZM187 112V111H186ZM200 112H202V110L201 111H199L198 113H200ZM221 112H223V110L221 111ZM245 112V111H244ZM257 111H255V113H256ZM262 112V111H261ZM29 113V112H28ZM44 113V112H43ZM42 113V114H43ZM48 113V115L47 116H49V111H47L46 110V113H44V114H47ZM52 113V114H53ZM97 113V114H96ZM101 113V111L99 112V114ZM151 113V112H150ZM161 113V112H160ZM169 113V112H168ZM197 113V112H196ZM198 113L196 114V116H200V115H198ZM227 113V112H226ZM253 113V112H252ZM11 114H14V113H11ZM27 114V113H26ZM38 114V113H37ZM44 114H43V116H44ZM51 114V115H52ZM62 114H65V115H67L69 118L68 119H66L65 118V116L64 115H62ZM103 114H104V112H103ZM115 114V113H114ZM137 114H138V112H137ZM163 114H164V111H163ZM170 114V113H169ZM179 114H180V112H179ZM182 114H184V113H182ZM182 114H181V116H182ZM193 114V113H192ZM192 114H190V115H192ZM201 114V113H200ZM206 114V113H205ZM207 114H209L208 112H207ZM218 114V113H217ZM223 114H225V113H222V116H223ZM251 114V113H250ZM261 114V113H260ZM25 115V114H24ZM23 115V116H24ZM118 115V114H117ZM129 115H130V117H129ZM129 115H127V113L126 114H122V120L121 121H124V120H126V119H128L127 120V122H129L130 121V124L129 125H127V123H126V125L127 126H125L124 124H123V126H125V131H128V130H131V131H135V128L137 127V126H139V125H137V124H135L136 123V121H137V119L139 118H137L136 119V116H138V115H136L135 116V113H133V114H129ZM144 115V114H143ZM150 115V114H149ZM195 115V114H194ZM227 114H225V116H226ZM253 115H254V113H253ZM256 115V114H255ZM20 116V115H19ZM22 116V117H23ZM29 116V115H28ZM31 116V115H30ZM39 116H40V112H39ZM39 116H38V118H39ZM46 116V117H47ZM104 116V115H103ZM102 116V117H103ZM106 116H108V115H106ZM163 116V115H162ZM184 116H185V114H184ZM188 116V115H187ZM186 116V117H187ZM202 116V115H201ZM204 116V115H203ZM210 116V115H209ZM208 116V117H209ZM220 116H221V113H220ZM224 116V117H225ZM243 116V115H242ZM242 116H240V117H242ZM8 117V116H7ZM11 117H12V115H11ZM25 117V116H24ZM27 117V116H26ZM25 117V118H26ZM41 118H42V116H40ZM45 117V118H46ZM108 117H110V114H109V116ZM116 117V116H115ZM118 117V116H117ZM120 117V116H119ZM144 117V116H143ZM156 117V116H155ZM163 117H165V114H164V116ZM168 117V116H167ZM171 116L169 115V118H170ZM185 117V118H186ZM205 117H207V116H205ZM214 117V116H213ZM212 117V118H213ZM216 117H217V115H216ZM246 117V116H245ZM262 117V116H261ZM18 118V117H17ZM27 118H29V119H25V120H21V121H8L7 119H5L4 117H1L0 116V168H1V170H4V172L6 173L5 175H2V174H0V186L2 185L3 186V189L0 191V264H12L13 263V261L15 262V261H17L16 263L17 264H19L20 262H19V260L21 261V257H23V256H21L20 255V253L23 251V248H22V251L20 250L21 248H20V237L16 234L15 235V232H16V228H21L20 226H23V227H25V225H27L26 226V229H28V228H32V229H34L33 227H34V225H33V222H32V218H30L31 217V213H32V211L34 212V200H36V199H32L31 197V195H29V196H31L30 198L29 197H27V192H29V190L25 193V190L23 189V185L21 184L22 182L24 183L25 182V180L24 181H21V180H23L21 177L22 176H24V175H26V173H32L33 171H32V169L33 168H35L36 166L39 168L38 170V172H40V175H42V176H44V177H46V176H49L50 174H52V173H54L55 171H56V168H57V166L59 165L58 164V159H59V161H61V162H64L63 164L64 165H62V167H65V168H67V170H66V172L69 174V175H71V174H73V172L75 173H78L77 171H76V167H77V163H75V164H73L72 162V160H69V161H67V159L66 158H68V156H66V158H65V160H61V159H64V158H62V156H61V159L59 158V153L56 155V151L54 152L53 150L54 149H51V148H56V150L58 149L57 147L58 146H60L59 144L60 143H62V142H60V143H57V141H58V139H57V141H55V143H57V144H55V146L54 147H51V148H49V149H47L46 148V146H48V145H45V148L46 149H41V146L42 145H44V143L43 142H41L42 141V139H41V136L43 137L44 135L46 136V135H50V134H46L44 131H42V129L40 130L37 126H36V123H37V121L36 120H34L35 118H30V117H27ZM40 118V120H42ZM44 118V117H43ZM44 118V119H45ZM51 118V117H50ZM113 118V117H112ZM160 118H161V116H160ZM173 118H174V116H173ZM178 118V117H177ZM181 119H182V117H180ZM179 118V119H180ZM198 118V117H197ZM197 118L195 119V116L192 118V119H194V120H197ZM250 118V117H249ZM16 119V118H15ZM20 119H21V117H20ZM49 119V118H48ZM53 119V120H54ZM63 119H66V120H63ZM106 119V118H105ZM140 119V118H139ZM146 119V118H145ZM163 119V118H162ZM167 118H165V120H166ZM175 120H176V118H174ZM184 119V118H183ZM188 119V118H187ZM218 119V118H217ZM217 119H216V122H217ZM219 119H221V118H219ZM218 119V120H219ZM225 120H227L226 119V117L224 118ZM230 119V118H229ZM248 119V118H247ZM46 120V119H45ZM45 120H43V121H45ZM52 120V121H53ZM107 120V119H106ZM105 120V121H106ZM108 120H110V119H108ZM114 120H115V118H114ZM114 120H112V121H114ZM118 120H119V118H118ZM142 120H144V118L142 119ZM151 119H149V121H150ZM164 120V119H163ZM174 120V121H175ZM189 120V119H188ZM208 120H209V118H208ZM239 120V119H238ZM246 120V119H245ZM244 120V121H245ZM254 119H253V117H251V121H253ZM57 121V120H56ZM104 121V122H105ZM117 121V120H116ZM162 121V120H161ZM171 121V120H170ZM179 121V120H178ZM224 121V120H223ZM248 121H250V120H248ZM42 122V121H41ZM47 122V121H46ZM45 122V123H46ZM50 122V121H49ZM138 122V121H137ZM140 122V121H139ZM160 122V121H159ZM164 122V121H163ZM215 122V121H214ZM221 122H222V120H221ZM221 122H220V124H221ZM241 122V121H240ZM255 122V121H254ZM39 123V122H38ZM37 123V124H38ZM62 123V124H61ZM115 123V122H114ZM122 123V122H121ZM120 123V124H121ZM143 123H145V122H143ZM142 123V124H143ZM149 123H151V122H149ZM155 123V122H154ZM170 123V122H169ZM173 123H175V122H173ZM180 123V122H179ZM178 123V124H179ZM204 123V122H203ZM251 123V122H250ZM263 123V122H262ZM51 124V123H50ZM54 124H55V121H54ZM57 125H58V123H56ZM105 124V123H104ZM111 124V123H110ZM153 124V123H152ZM163 124V123H162ZM176 124V123H175ZM181 124H182V122H181ZM206 124V123H205ZM204 124V125H205ZM212 124V123H211ZM215 124V123H214ZM253 124V123H252ZM47 125H48V122H47ZM53 125V124H52ZM51 125V126H52ZM103 125V124H102ZM106 125V124H105ZM115 125V124H114ZM146 125H148V124H146ZM157 125H159V124H157ZM165 125H167V124H165ZM227 125V124H226ZM239 125V124H238ZM248 125V124H247ZM251 125V124H250ZM255 125V124H254ZM253 125V126H254ZM39 126V125H38ZM43 126V125H42ZM50 126V125H49ZM50 126V127H51ZM109 126V125H108ZM140 126H142L141 124H140ZM143 126H145V125H143ZM160 126H161V124H160ZM162 126H164V124L162 125ZM169 126V125H168ZM171 126H172V124H171ZM177 126V125H176ZM187 126V125H186ZM208 126V125H207ZM216 126H218V125H216ZM221 126H223V124L221 125ZM240 126V125H239ZM238 126V127H239ZM246 126V125H245ZM43 127H46V130H47V127L48 126H43ZM59 128H60V126H58ZM63 127V128H64ZM106 127V126H105ZM117 127V126H116ZM119 127V126H118ZM148 126H145V128H147ZM152 127H153V125H152ZM156 127H158V126H156ZM155 127V128H156ZM181 127V126H180ZM189 127V126H188ZM210 127V126H209ZM214 127V126H213ZM237 127V128H238ZM248 127V126H247ZM264 127V126H263ZM95 128V129H96ZM104 128V127H103ZM110 128H112V127H110ZM145 128H143L142 127V130L143 129H145ZM154 128V127H153ZM161 127H159V129H160ZM165 128V127H164ZM168 128V127H167ZM175 128V127H174ZM182 128V127H181ZM180 128V129H181ZM185 129H186V127H184ZM218 128V127H217ZM220 128V127H219ZM240 128V127H239ZM242 128V127H241ZM240 128V129H241ZM254 128V127H253ZM43 129H45V128H43ZM55 129V128H54ZM53 129V130H54ZM58 129V128H57ZM61 129V128H60ZM65 129V128H64ZM105 129V128H104ZM108 129H109V127H108ZM119 130H120V128H118ZM150 129V128H149ZM163 129V128H162ZM184 129V130H185ZM209 129V128H208ZM211 129V128H210ZM62 130V129H61ZM66 130V129H65ZM70 130V131H71ZM156 130V129H155ZM179 130V129H178ZM215 130V129H214ZM218 130H220V129H218ZM242 130V129H241ZM250 130H252V129H250ZM260 130V129H259ZM50 131V130H49ZM64 131V130H63ZM68 131V130H67ZM93 131H95V130H93ZM108 131V130H107ZM111 131V130H110ZM153 132H154V130H152ZM172 131V130H171ZM174 131H176V128H175V130ZM173 131V132H174ZM181 131H182V129H181ZM188 131H190V130H188ZM62 132V131H61ZM102 132H104L103 130H102ZM123 132V131H122ZM157 132H158V130H157ZM161 132V131H160ZM185 132V131H184ZM215 132H216V130H215ZM218 132V131H217ZM242 132H245V130L243 131H241V133ZM251 132V131H250ZM260 132V131H259ZM263 132V131H262ZM70 133V132H69ZM95 133H96V131H95ZM111 133H113L114 134V132L112 131ZM119 133L121 134V132L119 131ZM131 133V132H130ZM141 133V132H140ZM167 133H168V131H167ZM175 133V132H174ZM173 133V136L175 135ZM178 133V131L176 132V134ZM187 133H189V132H187ZM208 133H210V134H212L211 133V131H209ZM218 133H220V132H218ZM223 133V132H222ZM253 133V132H252ZM52 134H53V132H52ZM55 134H57V132L55 133ZM97 135H98V133H96ZM104 134V133H103ZM116 135H117V132L115 133ZM132 134V133H131ZM152 134H154V133H152ZM155 134H156V131H155ZM159 134V133H158ZM164 134V133H163ZM162 134V135H163ZM169 134V133H168ZM182 134H183V132H182ZM184 134H186V133H184ZM194 134V133H193ZM60 135H61V133H60ZM74 135V134H73ZM91 135V134H90ZM90 135H88V137L87 138H89V136ZM112 135V134H111ZM111 135H109V136H111ZM123 135H124V133H123ZM130 135V134H129ZM135 135V134H134ZM149 135H151L150 133H149ZM148 134L146 135V140L147 141H149V143L150 144H154V143H157L158 141V137H161V135L160 136H158V137H156V140H154V137H152V136H149ZM165 135V134H164ZM170 135H171V133H170ZM169 135V136H170ZM214 135V134H213ZM239 135V134H238ZM248 135V134H247ZM45 136H44V138H45ZM53 136V135H52ZM58 136V135H57ZM56 136V137H57ZM63 136H64V134H63ZM66 136V135H65ZM133 136V135H132ZM139 136V135H138ZM143 136V135H142ZM148 136V137H147ZM178 136H179V134H178ZM182 136V135H181ZM190 136H191V132H190ZM189 136V137H190ZM193 136V135H192ZM195 136V135H194ZM214 136H216V135H214ZM241 136V135H240ZM249 136H250V134H249ZM254 136H255V134H254ZM261 136V135H260ZM48 138H49V136H47ZM61 138H62V135L60 136ZM59 137V138H60ZM68 137H67V139H68ZM97 137V140H98V136H96ZM103 137V136H102ZM101 137V138H102ZM107 137V136H106ZM111 137H113V136H111ZM110 137V138H111ZM136 137V136H135ZM167 137V136H166ZM187 137V136H186ZM186 137L184 138L183 136H182V138H184L185 140H186ZM219 137V136H218ZM246 137V136H245ZM248 137V136H247ZM48 138H47V140H46V138H45V142L47 143V141H48ZM60 138V139H61ZM64 138V137H63ZM66 138V137H65ZM100 138V137H99ZM104 138H105V136H104ZM109 138V137H108ZM124 138V137H123ZM140 138H143V137H140ZM162 138V137H161ZM174 138V137H173ZM177 138H179V137H177ZM181 138V137H180ZM249 138V137H248ZM247 138V139H248ZM253 138V137H252ZM255 138V137H254ZM52 139V138H51ZM53 139H54V137H53ZM52 139V140H53ZM56 139H54V140H56ZM66 139V140H67ZM188 139V138H187ZM191 139H192V137H191ZM191 139H190V141H191ZM194 139H196L195 137H194ZM219 139V141L222 139H220V138H218ZM244 139V138H243ZM264 139V138H263ZM50 140V139H49ZM53 140V141H54ZM63 140H65V139H63ZM70 140V139H69ZM87 140H90V139H87ZM105 140H107L106 138H105ZM112 140H113V138H112ZM118 140V139H117ZM116 140V141H117ZM129 140V139H128ZM135 140H136V138H135ZM139 140V139H138ZM163 140V139H162ZM184 140V141H185ZM72 140L71 141H69V143L70 142H73ZM100 141V140H99ZM108 141V140H107ZM111 141V140H110ZM123 141V140H122ZM130 142H131V140H129ZM129 141H127V142H129ZM181 141V140H180ZM195 141H197V140H195ZM199 141V140H198ZM252 141V140H251ZM49 142H51V141H49ZM91 142V141H90ZM97 142V141H96ZM103 142H106V141H102V142H100L101 144L103 143ZM126 142V141H125ZM141 142H142V140H141ZM145 143H147L146 141H144ZM163 142V141H162ZM165 142V141H164ZM169 142V141H168ZM173 142V141H172ZM182 142V141H181ZM186 142V141H185ZM193 142V141H192ZM192 142H190V143H192ZM201 142V141H200ZM240 142V141H239ZM245 142H246V140H244V144H245ZM262 142H263V140H262ZM41 143H42V145H41ZM51 143H54V142H51ZM88 143V142H87ZM109 143V142H108ZM119 143H120V145H121V142H120V140H119ZM134 143H135V141H134ZM144 143V144H145ZM175 143V142H174ZM230 143V142H229ZM234 143V142H233ZM249 144H251L250 142H248ZM248 143L246 144V146L248 145ZM255 143L257 144V142H256V140H255ZM49 144V143H48ZM71 144V143H70ZM78 144H76V145H78ZM126 144V143H125ZM128 145H129V143H127ZM138 144H139V142H138ZM141 144V143H140ZM143 144V145H144ZM158 144V143H157ZM164 144H166V145H168L167 143H164ZM164 144H163V146H164ZM170 144V143H169ZM182 144V143H181ZM185 144V143H184ZM187 144V143H186ZM188 144H189V142H188ZM198 144H199V142L196 144V143H194V144H192V145H194V147L192 148V149H194L195 148V150H196V147L198 146ZM220 145H222V143H219ZM241 144V143H240ZM244 144H242V145H244ZM258 144H260L259 142H258ZM257 144V145H258ZM54 145V144H53ZM63 145H65V144H63ZM63 145H62V147H63ZM69 145V144H68ZM75 145V144H74ZM94 145H96L95 144V141H94ZM99 145V144H98ZM117 145H118V142H117ZM127 145V146H128ZM142 145V144H141ZM142 145V146H143ZM147 145V144H146ZM162 145V144H161ZM172 145V144H171ZM171 145H169V147L171 146ZM177 145H179V144H177ZM189 145H191V144H189ZM195 145H197L196 147H195ZM223 145H224V143H223ZM50 146V145H49ZM57 146V147H56ZM72 146V145H71ZM87 146V145H86ZM92 146V145H91ZM91 146H90V148H91ZM110 146H111V144H110ZM123 146H124V144H123ZM123 146H120V148L122 147V148H124ZM126 146V147H127ZM136 146V145H135ZM148 146V145H147ZM147 146H145V147H147ZM149 146H151V145H149ZM159 146V145H158ZM181 146H183V145H181ZM226 146V145H225ZM232 146V145H231ZM230 146V147H231ZM234 146V145H233ZM232 146V147H233ZM246 146L244 145V147L246 148ZM67 147V146H66ZM75 147V146H74ZM73 147V148H74ZM80 147H82V145L80 146ZM80 147H79V149H80ZM88 147V146H87ZM100 147V146H99ZM98 147V148H99ZM130 147V146H129ZM128 147V148H129ZM139 147H140V145H139ZM167 147V146H166ZM171 147H173V146H171ZM192 147V146H191ZM191 147H189V148H191ZM248 147H250V146H248ZM247 147V148H248ZM259 147H261L260 145H259ZM42 148H43V146H42ZM64 148H65V146H64ZM69 148V147H68ZM83 148H85V149H87L86 147H84V145H83ZM83 148H82V151H78V150H76V147H75V149H74V154H76V153H78V152H84V150H83ZM96 148H97V146H96ZM95 148V149H96ZM112 148V147H111ZM114 148V147H113ZM141 148V147H140ZM139 148V149H140ZM143 148V147H142ZM152 148H156V147H153V145H152ZM174 148V147H173ZM177 146H176V150H177ZM183 148H185V145H184V147ZM198 148H199V146H198ZM262 148V147H261ZM40 149V151H41V155L39 156L40 157V159L38 160V163H37V161H33L32 160V158H31V156H32V154H34V152H39L38 150ZM60 149H61V147H60ZM70 149V148H69ZM78 149V148H77ZM94 149V148H93ZM130 149V148H129ZM132 149H133V147H132ZM131 149V150H132ZM149 149H151V148H149ZM157 149V148H156ZM159 149V148H158ZM157 149V150H158ZM161 149V148H160ZM165 149V148H164ZM175 149V148H174ZM179 149H180V146H179ZM185 149H187V147L185 148ZM200 149V148H199ZM249 149H251V148H249ZM64 150V149H63ZM62 150V151H63ZM73 149H71V151H72ZM88 150H89V148H88ZM97 150V149H96ZM107 150V149H106ZM111 150V149H110ZM117 150H119L118 148H117ZM124 150V149H123ZM136 150V149H135ZM142 150V149H141ZM144 150V149H143ZM163 150V149H162ZM161 150V151H162ZM166 150V149H165ZM176 150H174V151H176ZM195 150L194 151H192V152H195ZM65 151H66V149H65ZM90 151V150H89ZM94 151V153H95V150H93ZM108 151V150H107ZM121 152H122V150H120ZM125 151H126V149H125ZM134 151V150H133ZM132 151V152H133ZM139 151V150H138ZM148 151V150H147ZM149 151H151V150H149ZM153 151H155V150H153ZM168 151H170V150H168ZM173 151V152H174ZM178 151V150H177ZM188 151V150H187ZM204 151V150H203ZM259 151V150H258ZM258 151H256V152H258ZM264 151V150H263ZM99 152H101V151H99ZM110 152V151H109ZM135 152H137V150L135 151ZM152 152V151H151ZM151 152H149V155L148 156H150V154H151ZM160 152V151H159ZM163 152V151H162ZM182 152H184V149H183V151ZM189 152H190V150H189ZM259 152H261V151H259ZM61 153V152H60ZM86 153H89V152H86ZM91 153H93L92 152V150H91ZM91 153H89V154H91ZM96 153L98 154V152L96 151ZM95 153V154H96ZM106 153H108V152H106ZM116 155H117V153H116V151L114 152ZM119 153V152H118ZM132 154L131 152H128V154ZM145 153V152H144ZM165 153V152H164ZM175 153V152H174ZM185 153V152H184ZM263 153V152H262ZM261 153V154H262ZM40 154V153H39ZM63 154V153H62ZM69 154V153H68ZM89 154H88V156H89ZM94 154V155H95ZM125 154V153H124ZM127 154V155H128ZM142 154V156L143 155H145L146 156V154H143V153H140V155ZM155 154H156V152H155ZM165 154H167V153H165ZM168 154H171L170 152L168 153ZM173 154V153H172ZM178 154H180V153H178ZM188 154H190V153H188ZM187 154V155H188ZM72 155V154H71ZM71 155H69V157H72ZM77 155V154H76ZM92 155V154H91ZM100 155H101V153H100ZM136 155V154H135ZM154 155V154H153ZM156 155H158V154H156ZM159 155H160V153H159ZM162 155V154H161ZM160 155V156H161ZM174 155V154H173ZM176 155V154H175ZM81 156V155H80ZM83 156H86L85 154L83 155ZM105 156V155H104ZM110 156V155H109ZM121 156V155H120ZM124 156V155H123ZM130 156V155H129ZM129 156H128V159H129ZM137 156V155H136ZM155 156V155H154ZM172 156V155H171ZM181 156V155H180ZM92 157L93 156H91V159H92ZM106 157H107V155H106ZM116 157V156H115ZM132 157V156H131ZM140 157V156H139ZM144 157V156H143ZM159 157V156H158ZM163 157H166V156H163ZM162 157V158H163ZM170 157V156H169ZM177 157V156H176ZM179 157V156H178ZM193 157H194V155H193ZM74 158H76V157H74ZM101 158H102V156H101ZM109 158V157H108ZM112 158H113V156H112ZM123 158V157H122ZM150 158V157H149ZM153 158H155V157H153ZM152 158V159H153ZM166 158H168V157H166ZM171 158H173V156L171 157ZM258 158V157H257ZM34 159V158H33ZM68 159H70V158H68ZM72 159V158H71ZM83 159H84V157H83ZM88 159V158H87ZM103 159V158H102ZM101 159V160H102ZM115 158H113V160H114ZM132 159V158H131ZM165 159V158H164ZM163 159V160H164ZM194 159V158H193ZM260 159V158H259ZM77 160V159H76ZM79 160V159H78ZM111 159L109 158V161L108 162H111L110 161ZM116 160V159H115ZM144 160V159H143ZM146 160H147V158H146ZM161 160V159H160ZM169 160H171V159H169ZM174 160H175V158H174ZM195 160V159H194ZM72 161V162H71ZM123 161V160H122ZM129 162H131V160H128ZM137 161L139 162V160L137 159ZM150 161V160H149ZM152 161H154V160H152ZM156 161V160H155ZM154 161V162H155ZM32 162H34L33 164H31ZM80 162H82V159H81V161ZM79 162V163H80ZM87 162V161H86ZM95 162V161H94ZM93 162V163H94ZM101 162V161H100ZM107 162V164H111V163H108ZM117 162H119V160L117 161ZM121 162V161H120ZM166 162V161H165ZM169 162V161H168ZM168 162H167V165H168ZM171 162H173L172 160H171ZM175 162V161H174ZM174 162L172 163V165L174 164ZM112 163H114V162H112ZM134 163V162H133ZM137 163V162H136ZM150 163H152V162H149V164ZM162 164H164L163 162H161ZM178 163V162H177ZM77 164V165H76ZM83 164V163H82ZM88 164V163H87ZM94 164H97V163H94ZM99 164V163H98ZM97 164V165H98ZM125 164V163H124ZM129 164V163H128ZM128 164H127V166H128ZM139 164V163H138ZM140 164H143L142 162L140 163ZM147 164V163H146ZM158 164V163H157ZM181 164V163H180ZM83 165H85V163L83 164ZM120 165V164H119ZM122 165H123V163H122ZM137 165V164H136ZM151 165V164H150ZM153 165H154V163H153ZM166 165V164H165ZM179 165V164H178ZM76 166V167H75ZM86 166H88V165H86ZM98 166H100V164L98 165ZM131 166V165H130ZM135 166V165H134ZM143 166V165H142ZM152 166V165H151ZM170 166V165H169ZM60 167V166H59ZM113 167H114V165H113ZM113 167H112V169H113ZM116 167H118V166H116ZM132 167H133V165H132ZM136 168H138L137 166H135ZM149 167V166H148ZM148 167H146V170L148 169ZM160 167V166H159ZM158 167V168H159ZM166 167V166H165ZM164 167V168H165ZM174 167H175V165H174ZM184 167V166H183ZM182 167V168H183ZM185 167H187V166H185ZM80 168H81V166H80ZM79 168V169H80ZM83 168V167H82ZM82 168L80 169V170H82ZM87 168H89V167H87ZM94 168H96L95 166H94ZM120 168H121V166H120ZM123 168V167H122ZM126 168H128V167H126ZM125 168V169H126ZM144 168V167H143ZM154 168H155V166H154ZM163 168V167H162ZM178 168V167H177ZM176 168V169H177ZM78 169V168H77ZM90 169V168H89ZM97 169H98V167H97ZM119 169V168H118ZM124 169V170H125ZM133 169H134V167H133ZM139 169H142L141 167H140V165H139ZM152 169V168H151ZM179 169H181V168H179ZM186 169V168H185ZM36 170V169H35ZM61 170H64L63 168L61 169ZM84 170V169H83ZM82 170V171H83ZM95 170V169H94ZM124 170H121V171H124ZM128 170V169H127ZM130 170V169H129ZM128 170V171H129ZM143 170V169H142ZM156 170H158V169H156ZM168 170L170 171V169L168 168ZM182 170H184V168L182 169ZM85 171H86V169H85ZM91 171V170H90ZM90 171H88V172H90ZM130 171H132V170H130ZM150 171H153V169L152 170H150ZM149 171V172H150ZM186 171H190V170H186ZM194 171V170H193ZM0 172H2V171H0ZM4 172H2L3 174H4ZM37 172V173H38ZM134 172L136 173L135 175L137 176V172L134 170ZM139 172H141L140 170H139ZM143 172V171H142ZM159 172V171H158ZM164 172V171H163ZM166 172H168V171H166ZM174 172V171H173ZM192 172V170L190 171V173ZM24 173V174H23ZM66 173V174H67ZM80 173H82V172H80ZM94 173V172H93ZM92 172L90 173L91 175L93 174ZM121 173V172H120ZM125 173V172H124ZM124 173H123V175H124ZM130 173V175H131V172H129ZM144 173V172H143ZM146 173V172H145ZM153 173H155V172H153ZM171 173V172H170ZM60 174V173H59ZM68 174H67V176H68ZM84 174V173H83ZM128 174V173H127ZM166 174V173H165ZM164 174V175H165ZM169 174V173H168ZM168 174H167V176H168ZM172 174V173H171ZM170 174V175H171ZM185 174V173H184ZM115 175V174H114ZM139 175V174H138ZM143 175V174H142ZM150 175H151V173H150ZM153 175V174H152ZM157 175V174H156ZM173 175V174H172ZM186 175V174H185ZM5 176H7V178L5 177ZM33 176V175H32ZM60 176H63L62 174L60 175ZM81 176V175H80ZM101 176V175H100ZM110 176V175H109ZM113 176V175H112ZM129 176V175H128ZM166 176V177H167ZM30 177H31V174H30ZM34 177H36L37 178V176L35 175ZM33 177V178H34ZM73 177V176H72ZM86 177V176H85ZM92 178H93V176H91ZM111 177V176H110ZM109 177V178H110ZM115 177V176H114ZM125 179L127 180V176L125 175ZM140 177V176H139ZM155 177H157V176H155ZM155 177H154V179H155ZM159 177V176H158ZM169 177V176H168ZM171 177V176H170ZM24 178H25V176H24ZM51 178V177H50ZM81 178V177H80ZM96 178H97V176H96ZM120 178V177H119ZM118 178V179H119ZM161 178V177H160ZM165 178V177H164ZM186 178V177H185ZM7 179H9L10 181H8ZM21 179V180H20ZM29 179V178H28ZM27 179V181H30V180H28ZM69 179V178H68ZM67 179V180H68ZM83 179H84V177H83ZM88 179V178H87ZM106 179V178H105ZM108 179V178H107ZM113 179V178H112ZM124 179V178H123ZM122 179V180H123ZM129 179V178H128ZM145 179V178H144ZM171 180H172V178H170ZM174 179V178H173ZM177 179V178H176ZM31 180H32V177H31ZM36 180V179H35ZM111 180V179H110ZM110 180H107L108 182L110 181ZM114 180V179H113ZM135 180V179H134ZM150 180V179H149ZM148 180V181H149ZM152 180V179H151ZM156 180V179H155ZM166 180V179H165ZM168 180V179H167ZM33 181V180H32ZM45 181V180H44ZM65 181V180H64ZM75 181V180H74ZM82 181V180H81ZM89 181V180H88ZM102 181H104V180H102ZM102 181H101V183H102ZM106 181V180H105ZM105 181H104V183H105ZM116 181V182H115ZM114 182L115 183H117V180H115ZM119 181H120V179H119ZM130 181V180H129ZM157 181V180H156ZM174 181H175V179H174ZM194 181V180H193ZM192 181V182H193ZM39 182H40V180H39ZM54 182H55V179H54ZM57 182V181H56ZM69 182H71L70 180H69ZM68 182V183H69ZM77 182V181H76ZM79 182V181H78ZM77 182V183H78ZM85 182V181H84ZM122 182V181H121ZM131 182H132V180H131ZM135 184H136V181H133ZM132 182V183H133ZM143 182V181H142ZM158 182V181H157ZM160 182H161V180H160ZM165 182V181H164ZM172 182H173V180H172ZM184 182H185V180H184ZM27 183V182H26ZM26 183H24V186H25V184ZM31 183V182H30ZM29 183V184H30ZM51 183H52V180H51ZM82 183V182H81ZM90 183H91V181H90ZM104 183H102L103 185H104ZM112 183V182H111ZM123 183V182H122ZM125 183V182H124ZM151 183H153V181H151ZM166 183V182H165ZM188 183V182H187ZM191 183V182H190ZM46 184V183H45ZM80 184V183H79ZM87 184V183H86ZM101 184V185H102ZM106 184V183H105ZM114 184V183H113ZM113 184H112V186H113ZM148 184H149V182H148ZM156 184V183H155ZM154 184V185H155ZM173 184V183H172ZM176 184V183H175ZM181 184V183H180ZM185 184H186V182H185ZM28 185V184H27ZM31 185V184H30ZM40 185V184H39ZM72 185H73V183H72ZM95 185H97V184H95ZM125 185H127V183L125 184ZM124 185V186H125ZM138 185V184H137ZM154 185H152L153 186V189L155 188L154 187ZM163 185V184H162ZM169 185V184H168ZM184 185V184H183ZM189 186H190V184H188ZM194 185H195V183H194ZM198 185V184H197ZM36 185H34L33 187H35ZM48 186V185H47ZM80 186V185H79ZM107 186V185H106ZM121 186H122V184H121ZM123 186V187H124ZM132 186V185H131ZM149 186H150V184H149ZM149 186H147V187H149ZM152 186H150V188L152 187ZM160 186H161V183H160ZM164 186V185H163ZM166 186H167V184H166ZM170 186H171V184H170ZM179 186V185H178ZM37 187V186H36ZM98 187V186H97ZM97 187H95V188H97ZM101 187V186H100ZM107 187H109V185L107 186ZM114 187H115V185H114ZM113 187V188H114ZM128 186H126V188H127ZM134 187L135 186H132V188H133V190H135L134 189ZM144 187V186H143ZM162 187V186H161ZM173 187V186H172ZM176 187V186H175ZM174 187V190L176 189ZM182 187V186H181ZM185 187V186H184ZM1 188V187H0ZM25 188V187H24ZM27 188H29V187H27ZM51 188V187H50ZM88 188V187H87ZM93 188V187H92ZM105 188V187H104ZM130 188V187H129ZM146 188V187H145ZM159 188V187H158ZM180 188V187H179ZM193 188V187H192ZM199 187H195V190L196 189H198ZM5 189V190H4ZM26 189V188H25ZM31 189H32V187H31ZM47 189V188H46ZM53 189V188H52ZM78 189V188H77ZM120 189V188H119ZM128 189V188H127ZM131 189V188H130ZM149 189V188H148ZM165 189V188H164ZM167 189H169V187L167 188ZM171 189V188H170ZM170 189H169V191H170ZM177 189H178V187H177ZM176 189V190H177ZM181 189V188H180ZM201 189V187L199 188V190ZM33 190V189H32ZM48 190H50V189H48ZM47 190V191H48ZM76 190V189H75ZM121 190V189H120ZM132 190V189H131ZM144 190H146V189H144ZM186 190H188V189H186ZM192 190V189H191ZM40 191V190H39ZM117 191H118V189H117ZM116 191V192H117ZM126 190H124V192H125ZM137 191V190H136ZM139 191V190H138ZM137 191V192H138ZM149 191H150V189H149ZM163 191V190H162ZM171 191H172V189H171ZM189 191H190V189H189ZM192 191H194V189L192 190ZM201 191H203L202 189H201ZM247 191H249V190H247ZM43 192V191H42ZM48 192H52L51 190L50 191H48ZM47 192V193H48ZM140 192V191H139ZM151 192V191H150ZM150 192H148V193H150ZM152 192H153V190H152ZM158 192L159 193H162V192H160V189H158ZM181 192V191H180ZM206 192H209V191H206ZM34 193V192H33ZM45 193V192H44ZM114 193V192H113ZM112 193V194H113ZM133 193V192H132ZM154 193V192H153ZM157 193V192H156ZM182 193V192H181ZM180 193V194H181ZM187 191L185 192L184 191V193H183V195L185 194L186 196H187ZM199 193V192H198ZM250 193H252V192H250ZM30 194V193H29ZM32 194V193H31ZM128 194V193H127ZM143 194V193H142ZM145 194H146V192H145ZM171 194V193H170ZM178 194V193H177ZM189 194H190V192H189ZM194 194V193H193ZM200 194V193H199ZM198 194V195H199ZM207 194V193H206ZM213 194V193H212ZM221 193H219V195H220ZM34 195H36V194H34ZM39 195V194H38ZM46 195V194H45ZM53 195H55V193L53 192ZM110 195V194H109ZM125 195H126V192H125ZM147 195V194H146ZM157 195V194H156ZM162 195H163V193H162ZM209 195V194H208ZM222 195V194H221ZM37 196V195H36ZM116 196V195H115ZM127 196V195H126ZM148 196V195H147ZM151 196V195H150ZM160 196V195H159ZM164 196V195H163ZM176 196V195H175ZM190 196L191 195H189V197L188 198H190ZM195 196V195H194ZM201 196V195H200ZM200 196H199V198H200ZM203 196V195H202ZM204 196H205V194H204ZM211 195H209V197H210ZM227 196H228V194H227ZM247 197L249 196V194L248 195H246ZM245 196V197H246ZM253 196H255L254 194L252 195V197ZM35 197V196H34ZM38 197V196H37ZM45 197V196H44ZM49 197V196H48ZM98 197V196H97ZM142 197V196H141ZM161 197V196H160ZM178 197L179 196H177L176 198L178 199ZM196 197V196H195ZM206 197V196H205ZM226 197V196H225ZM244 197V196H243ZM250 197V196H249ZM248 197V198H249ZM40 198H43V196L42 197H40ZM99 198V197H98ZM97 198V199H98ZM126 199H127V197H125ZM148 198V197H147ZM146 198V199H147ZM151 198V197H150ZM150 198H148L147 200H150ZM152 198H153V196H152ZM184 198V197H183ZM187 198V199H188ZM193 198V197H192ZM204 198V197H203ZM203 198H201V199H203ZM213 199H215L214 197H212ZM211 198V199H212ZM227 198H229V197H227ZM251 198V197H250ZM254 198V197H253ZM45 199V198H44ZM52 199V198H51ZM110 199H112V198H110ZM119 199V198H118ZM129 199V198H128ZM145 199V198H144ZM154 199H155V195H154ZM159 199V198H158ZM161 199H162V197H161ZM165 199V198H164ZM187 199H186V202H187ZM205 199V198H204ZM206 199H208V198H206ZM210 199V200H211ZM221 199V198H220ZM230 199V198H229ZM256 198H254V199H251V201L252 200H255ZM39 200V199H38ZM47 200V199H46ZM230 200H232V199H230ZM229 200V201H230ZM257 200V199H256ZM255 200V201H256ZM37 201V200H36ZM35 201V202H36ZM49 201V200H48ZM142 201V200H141ZM155 201V200H154ZM190 201V200H189ZM203 201V200H202ZM206 201V200H205ZM213 201V200H212ZM220 201V200H219ZM226 201V200H225ZM228 201V200H227ZM228 201V202H229ZM233 201V200H232ZM250 200H246L245 202L247 203L248 202V204H251L252 205V203H250L249 202ZM40 202H42V201H39L38 203H40ZM46 202V201H45ZM51 202H53L54 203V201H51ZM108 202H109V200H108ZM116 202V201H115ZM153 202V201H152ZM165 202V201H164ZM163 202V203H164ZM172 202H173V200H172ZM171 202V203H172ZM175 202V201H174ZM191 202H193V201H191ZM199 202H201V201H199ZM215 202V201H214ZM234 202H236V200L234 201ZM234 202H232V203H234ZM257 202V201H256ZM259 202H260V200L258 201V204H259ZM50 203V202H49ZM80 203V202H79ZM82 203H86V202H82ZM140 203V202H139ZM138 203V204H139ZM154 203V202H153ZM162 203V204H163ZM178 203V202H177ZM184 203V202H183ZM189 203V202H188ZM206 203H209V201L208 202H206ZM210 203H212V202H210ZM230 203V202H229ZM237 203V202H236ZM44 204V203H43ZM42 204V205H43ZM57 204H58V202H57ZM112 204H113V202H112ZM150 204V203H149ZM165 204V203H164ZM174 204V203H173ZM194 204V203H193ZM198 204V203H197ZM200 204V203H199ZM203 203L201 202V205H202ZM226 204H227V202H226ZM238 204H240L239 202H238ZM237 204V205H238ZM247 204V205H248ZM38 205V204H37ZM41 205V204H40ZM46 205V204H45ZM47 205H49V204H47ZM46 205V206H47ZM53 205V204H52ZM55 205H56V203H55ZM69 205V204H68ZM115 205V204H114ZM119 205V204H118ZM165 205H167V204H165ZM184 205H185V203H184ZM184 205H183V207H184ZM212 205H214V204H212ZM215 205H216V203H215ZM246 205V204H245ZM244 205V206H245ZM251 205H248V207H252ZM261 205V204H260ZM260 205H259V207H260ZM58 206V205H57ZM62 206H64V205H62ZM61 206V207H62ZM109 206V205H108ZM107 206V207H108ZM123 206V205H122ZM128 206H129V204H128ZM127 206V207H128ZM152 206V205H151ZM150 206V207H151ZM162 205L160 204V207H161ZM173 206V205H172ZM186 206H187V204H186ZM191 206H193L192 204H191ZM197 206H200V205H197ZM209 206V205H208ZM207 206V207H208ZM211 206V205H210ZM234 207V205H231V207ZM236 206V205H235ZM254 206H255V204H254ZM257 206V205H256ZM255 206V210H256V207ZM262 206V205H261ZM264 206V205H263ZM39 206H36L35 207V209L38 211V209L40 208H38ZM45 207V206H44ZM60 207V208H61ZM67 207V206H66ZM65 207V208H66ZM74 207V206H73ZM77 207H78V204H77ZM77 207H74V208H77ZM111 207V206H110ZM147 207V206H146ZM149 207V206H148ZM158 207V206H157ZM166 207H168V206H166ZM174 207H175V204H174ZM178 207H179V205H178ZM181 207H182V205H181ZM196 207V206H195ZM203 207V206H202ZM201 207V208H202ZM216 207H218V206H216ZM222 207H224L223 205H222ZM225 207H227V206H225ZM228 207H230V206H228ZM239 207H241V206H239ZM48 208L49 207H47L46 209L48 210ZM55 208H57L56 206H55ZM154 208H156V207H154ZM159 208V207H158ZM161 208H163V207H161ZM160 208V209H161ZM169 208H170V206H169ZM180 208V207H179ZM186 208V207H185ZM189 208V207H188ZM199 208V207H198ZM212 208V207H211ZM218 208H220V207H218ZM242 208V207H241ZM244 208V207H243ZM242 208V209H243ZM247 208V207H246ZM20 209H24L26 212H27V214L21 219V220H19V218H16V216H17V214H16V211H18V210H20ZM45 209V208H44ZM64 209V208H63ZM71 209V208H70ZM70 209H68V210H70ZM109 210H110V208H108ZM133 209V208H132ZM145 209V208H144ZM147 209V208H146ZM152 209V208H151ZM160 209H158V210H160ZM177 209V208H176ZM191 209H192V207H191ZM206 209V208H205ZM208 209H209V207H208ZM241 209V210H242ZM248 209V208H247ZM251 209V208H250ZM260 210L261 209V212L264 210H262V208L260 207V208H257V210ZM58 210H60V209H58ZM76 210V209H75ZM82 210V209H81ZM80 210V212H78V213H75V216H73L72 217V219L71 220H68V219H66L65 218V216H58L57 217V215H49V217H47V219H45L44 217L42 218V219H44L45 221H44V223L42 222L41 224H39V228L41 229V231L39 230L38 231V233H36V234H39V237H40V242L36 245L35 243V245L32 247V245L30 246V247H32V249L34 250V252H37V254H36V258H37V255H38V257L39 258H41L42 260H44V259H47V260H49L50 262H51V264H76V262H77V259L79 258V257H84L85 258V260H84V262H83V259H82V264L84 263V264H115V261L119 258V257H121L122 255H125L126 253H128V251H127V248H125L124 249V245L125 244H127V243H123L124 245H122V247H123V249H120L119 247H118V244H120L121 242L120 241H123L122 239H123V236H124V233H125V231L123 232H119V233H117V234H119L120 236H115L116 234L114 233V234H112L111 232H109V233H111V234H108L109 236H107L106 235V237H101V235L103 234V233H101V232H97L96 230H91L90 232H87L86 230H83V232H82V234L81 235H78L77 233H74L73 235H67L65 238V241H70V242H73V244H74V242H75V247L78 249V251H74L75 253V255L76 256H73V255H71L69 252L67 253V251L66 252H64V251H61V252H59L61 249H58L56 246H55V243H56V236L57 235H59V234H64V233H66L70 228H75L80 222H85L88 226H91V228L92 227H94V226H96V225H99V224H107L108 222H109V217L107 216L108 215V213L106 214V211H105V213H98V212H91V211H86V210H83V211H81ZM149 210V209H148ZM175 210V209H174ZM177 210H179V209H177ZM189 210V209H188ZM196 210V215H197V211H199V210H197V209H195ZM211 210V209H210ZM222 210H224V208L222 209ZM227 210H228V208H227ZM235 210H238V211H240L241 212V210H239V209H235ZM245 210V209H244ZM253 210V209H252ZM41 211H43V210H41ZM50 211V209L48 210V212ZM54 211H55V209H54ZM73 211H74V209H73ZM78 211V210H77ZM112 211V210H111ZM116 211H117V209H116ZM120 211V210H119ZM164 211H165V209H164ZM186 211V210H185ZM200 211H201V209H200ZM199 211V212H200ZM206 211V210H205ZM219 211V210H218ZM217 211V212H218ZM246 211V210H245ZM249 211V210H248ZM247 211V212H248ZM56 212V211H55ZM72 212V211H71ZM74 212H76V211H74ZM143 212V211H142ZM145 212V211H144ZM158 212V211H157ZM161 212V211H160ZM166 213H168V210L167 211H165ZM208 212V211H207ZM206 212V213H207ZM215 211H212V213H214ZM220 212V211H219ZM232 212V211H231ZM243 212V211H242ZM241 212V213H242ZM256 212V211H255ZM60 213H62V212H60ZM59 213V214H60ZM63 213H65L64 211H63ZM70 213V212H69ZM113 213H115V212H113ZM123 213V212H122ZM150 213L151 212H149V215H150ZM153 213H154V211H153ZM162 213V212H161ZM185 213V212H184ZM188 213H190L189 211H188ZM187 213V214H188ZM202 213H203V211H202ZM209 213V212H208ZM211 213V214H212ZM233 213V212H232ZM235 213V212H234ZM236 213H237V211H236ZM241 213H240V215H241ZM253 213V212H252ZM260 213V212H259ZM54 214H56V213H54ZM110 214V213H109ZM140 214V213H139ZM155 214V213H154ZM205 214V213H204ZM208 215V216H212V215ZM217 213H215V215H216ZM229 214V213H228ZM231 214V213H230ZM40 215V214H39ZM38 215V216H39ZM45 215V214H44ZM63 215V214H62ZM65 215V214H64ZM69 215V214H68ZM67 215V216H68ZM114 215V214H113ZM117 215L118 214H116V218L115 219H117ZM147 215V214H146ZM167 215V214H166ZM176 215V214H175ZM189 215H191V214H189ZM194 215V214H193ZM200 215V214H199ZM221 215V214H220ZM234 215V214H233ZM243 216H244V214H242ZM251 213L248 215L250 218H251ZM109 216H112L111 214L109 215ZM115 216V215H114ZM155 216V215H154ZM164 216V215H163ZM201 217H203L202 215H200ZM222 216V215H221ZM223 216H224V214H223ZM246 216V215H245ZM247 216V217H248ZM257 216H259L258 214L256 215V217ZM262 216V218L264 219V214L263 215H261ZM70 217V216H69ZM136 217V216H135ZM159 217V216H158ZM169 217V216H168ZM172 217V216H171ZM191 217V216H190ZM197 217H198V215H197ZM196 217V218H197ZM213 217V216H212ZM215 217V216H214ZM218 217H220V216H218ZM236 217V216H235ZM68 218V217H67ZM129 218V217H128ZM145 218V217H144ZM161 218V217H160ZM163 218V217H162ZM183 218H184V216H183ZM192 218V217H191ZM207 218V214H206V216H205V219ZM209 218V217H208ZM216 218V217H215ZM231 218V217H230ZM41 219V220H42ZM122 219V218H121ZM121 219L120 220H118L117 222H116V226H121L122 224L121 223H124V222H121ZM135 219V218H134ZM170 219H172V218H170ZM169 219V220H170ZM174 219V218H173ZM176 219H178V218H176ZM181 219V218H180ZM179 219V220H180ZM193 219V218H192ZM195 219V218H194ZM232 219H234V218H232ZM257 219V218H256ZM260 219V218H259ZM38 220H39V218H38ZM123 221H124V219H122ZM141 220V219H140ZM165 220H167V218H165ZM187 220V219H186ZM189 220H191V219H189ZM188 220V221H189ZM199 220V219H198ZM197 220V221H198ZM208 220V219H207ZM209 222H211V220L212 219H210L209 218ZM252 220H253V218H252ZM35 221H37V220H35ZM162 221V220H161ZM164 221V220H163ZM176 221V220H175ZM178 221V220H177ZM176 221V224H177V226H178V222ZM196 221V220H195ZM41 222V221H40ZM131 222H133V221H131ZM131 222L129 223V225L131 224ZM155 222H157L156 220H155ZM179 222H181V220L179 221ZM184 222V221H183ZM189 222H191V221H189ZM233 222V221H232ZM236 222V221H235ZM250 222H252V221H250ZM4 223V224H3ZM38 223V222H37ZM114 223V222H113ZM158 223V222H157ZM169 223V222H168ZM170 223H171V221H170ZM174 223V222H173ZM185 223V222H184ZM195 223V222H194ZM206 223H208V222H206ZM229 223L231 224V222L229 221ZM254 223V222H253ZM86 224H84L85 226H86ZM112 224V223H111ZM115 224V223H114ZM113 224V225H114ZM136 224V223H135ZM146 224V223H145ZM159 224H161V223H159ZM159 224H157V225H155V224H152V225H150V226H148V225H146L147 227L145 228V229H143L144 230V232L145 233H148L147 235H153V233L155 232V230L157 229V228H159L160 227V225ZM175 224V223H174ZM181 224V223H180ZM189 224V223H188ZM193 224V223H192ZM203 224V223H202ZM234 224H236V223H234ZM233 223H232V225H234ZM252 224V223H251ZM260 224V223H259ZM258 224V225H259ZM128 225V224H127ZM132 225H134V224H132ZM194 225V224H193ZM205 225H207V224H205ZM231 225V226H232ZM255 225H257V224H255ZM254 225V226H255ZM258 225H257V227H258ZM85 226H84V228H85ZM125 226V225H124ZM135 226H137V225H134V227L133 228H135ZM141 226V225H140ZM261 226H263L262 224H261ZM101 227H103V226H100V229H101ZM111 227V226H110ZM185 227V226H184ZM188 228H189V226H187ZM222 227V226H221ZM226 227V226H225ZM224 227V228H225ZM248 227H249V225H248ZM256 227V226H255ZM38 228V227H37ZM36 228V229H37ZM38 228V229H39ZM90 228V229H91ZM117 228V227H116ZM124 228V227H123ZM163 228H164V226H163ZM163 228H161L160 227V229H163ZM191 228V227H190ZM202 228H203V225H202ZM235 228V227H234ZM233 228V229H234ZM113 230H114V228H112ZM170 229H171V227H170ZM169 229V230H170ZM181 229L183 230L184 228L183 227H181ZM186 229V228H185ZM194 229V228H193ZM201 229V228H200ZM200 229H198V230H200ZM78 230V229H77ZM110 230V229H109ZM120 230H121V228H120ZM181 230V231H182ZM197 230V229H196ZM220 230H221V228H220ZM231 230H232V228H231ZM231 230H230V233H231ZM253 230H254V228H253ZM257 230V229H256ZM258 230H261V229H258ZM25 231V230H24ZM35 231V230H34ZM33 231V232H34ZM37 231V230H36ZM112 231V230H111ZM128 231H130L129 229H128ZM128 231H126V232H128ZM141 231V230H140ZM161 231V230H160ZM160 231H158V232H160ZM163 231H164V229H163ZM173 231H175V228H174V230ZM176 231H177V228H176ZM184 231V230H183ZM182 231V232H183ZM191 231H193L192 230V228H191ZM225 231V230H224ZM229 231V230H228ZM234 231V230H233ZM232 231V232H233ZM21 232H23V231H21ZM32 232V233H33ZM143 232V231H142ZM162 232V231H161ZM168 232V231H167ZM172 232V231H171ZM180 232V231H179ZM195 232V231H194ZM227 232V231H226ZM236 232V231H235ZM262 232V231H261ZM129 233V232H128ZM133 233V232H132ZM140 233V232H139ZM170 233V232H169ZM168 233V234H169ZM178 233V232H177ZM176 233V234H177ZM201 233V232H200ZM199 233V234H200ZM228 233V232H227ZM29 234V233H28ZM27 234V235H28ZM31 234V233H30ZM29 234V235H30ZM34 234V233H33ZM85 234H86V236H85ZM134 234V233H133ZM158 234V233H157ZM159 234H161L162 235V233H159ZM157 235V236H161V235ZM168 234H166V235H168ZM171 234V233H170ZM169 234V235H170ZM191 234V233H190ZM24 235V234H23ZM27 235H24V236H27ZM29 235L27 236V238L30 240V238H34L32 235H30V236H32V237H30L29 238ZM85 237H84V236ZM132 235V234H131ZM135 235V234H134ZM166 235H163V236H166ZM183 235H184V232H183ZM182 235V236H183ZM188 235V234H187ZM195 235V234H194ZM222 235V234H221ZM38 236V235H37ZM37 236H36V238H34V239H37ZM80 236H83V238L84 239H82V240H80V239H78ZM136 236V235H135ZM134 236V237H135ZM146 236V235H145ZM179 236V235H178ZM182 236H179V237H182ZM23 237V236H22ZM138 237V236H137ZM154 237V236H153ZM156 237V236H155ZM154 237V238H155ZM170 237V236H169ZM172 237V236H171ZM189 237V236H188ZM201 237V236H200ZM221 237V236H220ZM130 238H131V236H130ZM150 238V237H149ZM152 238V237H151ZM166 238V237H165ZM173 238H175L174 237V234H173ZM178 238V237H177ZM187 238V237H186ZM189 238H191V237H189ZM194 238V237H193ZM23 239V238H22ZM31 239V240H32ZM64 239V238H63ZM68 239H70V240H68ZM132 239V238H131ZM135 239H136V237H135ZM135 239H134V241H135ZM141 239V238H140ZM146 239V238H145ZM153 239V238H152ZM163 239V238H162ZM168 239V238H167ZM139 240V239H138ZM180 240H182V239H180ZM188 240V239H187ZM190 240H192V239H190ZM195 240V239H194ZM200 240V239H199ZM25 241H27V239L25 240ZM35 241V240H34ZM38 241H39V239H38ZM59 241V240H58ZM64 241V242H65ZM137 241V240H136ZM145 241V240H144ZM153 241H154V239H153ZM165 241V240H164ZM174 241V240H173ZM179 241V240H178ZM177 241V242H178ZM184 241V240H183ZM213 241V240H212ZM211 241V242H212ZM28 242V241H27ZM123 242H126V240L125 241H123ZM130 242V241H129ZM128 242V243H129ZM139 242V241H138ZM141 242V241H140ZM140 242H139V244H140ZM146 242V241H145ZM157 242V241H156ZM182 242V241H181ZM187 242V241H186ZM192 242V241H191ZM201 242V241H200ZM26 243V242H25ZM131 243V242H130ZM142 243V242H141ZM147 245H148V240H147ZM160 243V242H159ZM158 243V244H159ZM162 243V242H161ZM160 243V244H161ZM165 243H167V242H165ZM164 243V244H165ZM179 243V242H178ZM202 243V242H201ZM207 243V242H206ZM206 243H203V244H205L206 245ZM213 243V242H212ZM29 244V243H28ZM163 244V243H162ZM161 244V245H162ZM163 244V245H164ZM180 244V243H179ZM183 244V243H182ZM194 244V243H193ZM199 244V243H198ZM215 244V243H214ZM230 244V243H229ZM66 245V244H65ZM155 245H157V244H155ZM167 245V244H166ZM178 245V244H177ZM185 245V244H184ZM183 245V246H184ZM188 245V244H187ZM190 245H191V243H190ZM22 246H24V243H23V245ZM27 246H29V245H27ZM73 246V245H72ZM198 246V245H197ZM127 247V246H126ZM165 247V246H164ZM172 247H174V246H172ZM186 247V246H185ZM193 247V246H192ZM191 247V248H192ZM195 247V246H194ZM200 247V246H199ZM28 248V247H27ZM132 248V247H131ZM130 248V249H131ZM168 248V247H167ZM174 248H176V247H174ZM178 248H179V245H178ZM197 248V247H196ZM196 248H193L194 249V251H195V249ZM202 248V247H201ZM137 249V248H136ZM136 249H134V250H136ZM165 249H166V247H165ZM168 249H170V247L168 248ZM177 249V248H176ZM207 249V248H206ZM25 250V249H24ZM39 250H41L40 252H39ZM132 250V249H131ZM154 250V249H153ZM159 250V249H158ZM174 250V249H173ZM186 250V249H185ZM184 250V252H186V254H189V253H187V250H189L188 249V247H187V250L185 251ZM192 250V249H191ZM198 250V249H197ZM202 250H203V248H202ZM21 251V252H20ZM29 251V250H28ZM28 251H27V253H28ZM42 251L44 252L45 251V254H44V256H43V254H40V253H42ZM133 251V250H132ZM131 251V252H132ZM137 251H138V249H137ZM144 251V250H143ZM145 251H147V249L145 250ZM178 251V250H177ZM165 252H167V251H165ZM188 252H190V251H188ZM73 253V252H72ZM134 253H136V252H134ZM157 253H159V252H157ZM170 254L171 253H173V252H169ZM181 253V252H180ZM199 253V252H198ZM31 253H29V255H28V257L29 256H31L30 255ZM140 254V253H139ZM146 254V253H145ZM149 254V253H148ZM161 255H162V253H160ZM175 254V253H174ZM177 254V253H176ZM19 256V257H17L18 259L16 260V258H14L15 256ZM35 255V254H34ZM130 255V254H129ZM133 255H136V254H133ZM142 255V254H141ZM165 255V254H164ZM163 255V257L162 258H164L165 256ZM182 255V254H181ZM190 255V254H189ZM21 256V257H20ZM33 256V255H32ZM128 256V255H127ZM131 256V255H130ZM173 256V255H172ZM123 258L125 257V256H122ZM121 257V258H122ZM136 257V256H135ZM149 257H150V259L151 258H153V256L151 257L150 255H149ZM148 257V258H149ZM180 257V256H179ZM24 258V257H23ZM39 258H37L38 260H39ZM122 258V259H123ZM128 258V257H127ZM147 258V257H146ZM167 258V257H166ZM174 258V257H173ZM175 258H177V256L175 257ZM174 258V259H175ZM8 259H14V260H12V261H8ZM26 259H28V258H26ZM26 259H23V262H25L26 261ZM29 259H31V258H29ZM28 259V260H29ZM35 259V258H34ZM40 259V260H41ZM120 259V258H119ZM130 259V258H129ZM136 259V258H135ZM174 259H172V260H174ZM2 260H7L8 262H5V263H3L2 262ZM25 260V261H24ZM27 260V261H28ZM39 260V261H40ZM121 260V259H120ZM124 260V259H123ZM158 260H159V258H158ZM164 260V259H163ZM26 261V262H27ZM33 261V260H32ZM125 261H127V260H125ZM154 261H155V259H154ZM170 261V260H169ZM175 261V260H174ZM31 262V261H30ZM34 262V261H33ZM37 262V261H36ZM35 262V263H36ZM44 262V261H43ZM46 262V261H45ZM44 262V263H45ZM141 262V261H140ZM156 262V261H155ZM173 262V261H172ZM175 262H178L177 260L175 261ZM183 262H184V260H183ZM16 263H14V264H16ZM32 263V262H31ZM42 263V262H41ZM43 263V264H44ZM47 263V262H46ZM130 263V262H129ZM145 263V262H144ZM157 263V262H156ZM156 263H154V264H156ZM179 263V262H178ZM26 264V263H25ZM30 264V263H29ZM37 264V263H36ZM49 264V263H48ZM118 264V263H117ZM166 264V263H165ZM177 264V263H176ZM180 264V263H179ZM182 264V263H181ZM188 264V263H187ZM199 264V263H198Z\"/></svg>",
	"mask_w": 264,
	"mask_h": 264
}]
</instances>
